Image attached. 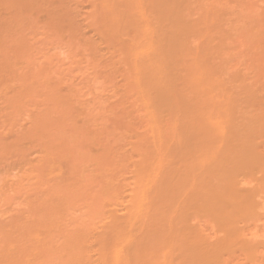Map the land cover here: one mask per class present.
<instances>
[{"label": "bare ground", "instance_id": "6f19581e", "mask_svg": "<svg viewBox=\"0 0 264 264\" xmlns=\"http://www.w3.org/2000/svg\"><path fill=\"white\" fill-rule=\"evenodd\" d=\"M104 1V3H105V0H103ZM103 1L101 0V2L100 1H98L99 3H100V5H101V7H100V14H104V13H106L107 15L109 14H111L112 15V12L110 13L109 12V10L111 11L112 9L113 10H115V11H117V13L115 12V14L116 15H118V16H115V14H114V12H113V17L112 16H107L106 14H104V16L102 17L100 14H98L99 16H100V18L101 19H99V16H97V18H98V21L100 22V24L102 23V24H104V26H107L106 25V22H108L107 24H108V29H111V31H113V30H115L114 32H115V34H116V36L118 35V32H119V28H118V30H117V27H114L113 28V26L117 23L118 24V26H119V24H120V26H121V30H124L125 29V27H128L129 25H127V26H124L125 24H129L130 22H131V18H133L132 17V15L134 16V14L136 15V16H134L135 18H133V21H135L136 20V23H137V21H138V23H137V28H138V24H142V22H143V24L142 25H140V27L137 29V31L135 30V28H136V25L135 24H133L134 26H135V28H133V27H130V29H133V33L134 34H136L137 36L133 39H131V37H133V33H131V35H130V33H128L127 34V30L129 31V27H128V29H126V33H125V35L127 34L128 35V37H129V39L128 38H126V36H125V38L126 39H123V37L124 36H122V38L121 37H118V38H121V40L119 41V39L117 40L118 41V43L120 42H122L123 40H125V41H132V42H122L123 44H126V46L125 45H123V46H125L126 47V51L128 52V55L129 54H133V57H134V59H133V57H132V59H131V57H130V59H131V62L133 61V64L132 63H129V61H128V67H125V70H124V68H121L122 70H124L126 73L129 71L130 73L131 72H133V73H131V77L133 76V79H131V78H128V77H130V75L128 76V75H125V73H124V71H123V73H122V75H125V77H124V79L126 78V81H125V83L124 84H126V82H128L127 84L129 85V83L131 82L132 84H134V86L136 87V89H135V91H136V94H137V96H138V98L135 96V97H133V96H129V93L131 94L132 92H133V90L131 89L130 91H129V93H128V91L126 92L125 91V95H126V93L128 94V96H129V98L131 97V100L133 99V98H137L140 102L138 103V100H137V104H141L139 107L143 110V111H141L142 113L143 112H145L144 114H146V116H144V117H147V119L145 118L144 119V121H146L145 123L147 124L146 126H144V127H147L146 129H148V131H150L149 132V134H151L152 133V136L151 137H153V138H150V135H149V138L150 139H148V137H147V139H148V141H150V143H154V145H152V146H156V151H151V152H155L154 154H156V156H157V154H158V158L156 157V156H154V154H151L150 153V149L148 150L147 148H149V142L148 141H146L147 142V144L145 145V146H147L148 145V147H146V149L145 148H141V149H145V150H147V151H149V153L148 154H151V157H152V155H153V157H155L157 160H154V162L156 163V164H154V163H151V161H150V159H152L153 160V158H150L148 161V166H147V164H141L140 162L138 163L137 161H135V162H137L136 164H138L137 166L139 167V164H141L140 165V167L141 168H145V166L144 165H146V168L148 167V169L150 168V166H151V164H154V166L152 165L151 166V168L149 169V170H140L141 172V175L142 176H140V178H141V180L139 181V183L142 181H144V179H143V177L145 178V176H146V173L145 172H147V176H149V177H147L146 176V182H144V183H146V186H145V188H144V190H142L143 188H141V186H144L142 183H141V185L139 184L138 185V183L137 182H133V180L135 181L136 180V178H134V176H133V171H134V169H133V171H130V170H128V171H130L131 173H132V176L133 177H131V179L133 178V180H132V182H127V180H126V182L128 183H126V184H124V185H129L130 183H135V184H137L138 186H140L139 188H138V186L136 185V186H134L133 184L130 186V189L132 190H130V192L128 191V193L129 194H127V195H130V193L131 192H133V186L134 187H137L138 188V190L137 189H135L134 191H139L138 192V194H136V193H134V194H136V196H138V197H136L135 195H133L132 193V198H133V200L135 201V205L133 204V201H132V198H127L128 200L129 199H131L130 201H132L131 203V205H130V207H132L134 210H132V208L130 209L129 208V206H126L125 207V205H124V208H127V210H128V212H132L129 216L128 215H126V217H125V219H127V217H130L129 218V221L128 220H126L127 221V223H128V227H127V223H125L126 225H125V227H127V228H124L123 226H122V228L121 227H119L120 226V224H122V223H124L125 221V219L123 220L121 217H119V220H120V218L123 220V222L120 220H118L117 219V217L118 216H120L119 215V213H118V215L116 214V209H118V208H120L121 207V205H118L117 206V208L115 209V210H113V211H115L114 213V215L112 216L111 214L110 215H108L109 213L108 212H105L104 210H105V208H104V210L101 208V207H103V206H101V204H103V203H105L104 201L106 200L104 197V201H102L103 203H101L100 204V206L98 205L99 204V202L98 201H100V198H97V196H96V198H97V202H98V206H96L95 204L97 203L95 200H96V198H95V196H91L90 198L91 199H93L94 198V201L92 200V202H95V203H92L93 205H94V207H93V209L94 210H92L90 207H92V205L89 203L90 202V200H89V206H86V204L87 203H84L83 201V205L85 204V207H87V209H86V211H90V210H88L89 208L93 211H91V214L92 213H94V212H97L98 213V211H100L99 212V215H97V213H96V215L94 216L93 214H92V217H93V219H98L99 218V216L102 214V215H104V216H106V214H107V216H109V217H112V218H114V217H116V218H114V219H117V222H116V220H114V219H112V221H114L115 223V225H117L116 227H118V228H116V229H118V230H114V228L113 229H111L112 231H114V235H116V237L113 235V234H111V232H109L108 231V233H110L111 235H113L114 236V239L116 240V238H118V236H120V239H119V241H117L116 240V242L115 243H112V241L114 240L112 237H111V242L109 241V238H110V234L109 235H107L106 234V230H108V229H103L104 228V226H103V228L102 227H100V228H102L101 229V231H105V233L103 232V233H101V234H106V237H108V238H106L111 244L110 245H113V246H111V249H113V250H111L110 252H112V251H114V252H112L113 253V255H112V253H110L111 255H112V260H111V256L109 257V260H110V262H108L107 261V259H108V251L110 250L107 246V240H105L104 241V239L103 238H100L101 239V241H102V239H103V241L104 242H106L107 244H103L104 242H102L101 243V246H102V248H104V245L109 249H107L108 251H106V252H108L107 254H103V253H101L102 251H103V249L101 248V246L99 245H95V247L97 248H99V249H94L95 251H97V252H99L100 251V254L99 253H97L96 252V254H99L98 256H96V257H98V259L100 260L101 258H102V256H104L103 257V259L104 258H107L106 259V261H107V264H226V262H224V261H226V258H224V260H223V257H227L228 256V253L229 254H232V253H234L235 254V251H237L236 253H237V255L240 253V251L242 250V252H243V254H244V256H245V259L244 260H246L247 262H248V264H250V261L252 260L254 263L253 264H255L257 261H256V259H258L259 261V263L261 264V263H263L264 264V260H263V262H261V260L259 259V258H257L256 256H259V255H261V256H259V257H261L262 259H264V257H263V255H262V253L261 254H257V252H256V250H257V248H258V253H259V247L261 246H263V245H261V243H259L258 242V244H257V242H256V240L258 241V239L257 238H259V237H261L262 236V238H259V239H262V240H264V230H261V229H264V227H261V224H263L264 222V220L262 219V218H264L263 217V215L264 214H262V218L260 217V215L257 217V216H254L253 214V212H250V213H253L252 215H251V219L252 218H256L257 217V221L258 222H261V223H257V221L256 220H250V224L252 223V221H253V223L252 224H254L253 226H254V229H255V227H261L260 228V231H259V229L258 230H255L256 231V234L258 235H256L255 233H254V229L251 227V226H248V225H250V224H248L249 222L248 221H246V220H249V218H248V216H247V213L246 212H248V209L250 208V210H251V206L253 207L254 205V203H256L257 204V202L258 203H261V201H262V199H264V198H262L263 196H264V181L262 180V179H264V176H262V179H261V176H260V178H258L260 181H263V182H261V184H262V186H261V184L259 185V186H257L259 183L258 182H256V183H258L257 185H255L256 183H253V178H252V174H253V171L256 169L257 171L259 170V174L261 173V175H264V161H263V163H262V159L263 158H261V157H263V155H261V153L263 154V151H262V147H261V144H263L264 143V140H262V139H264V102H263V100H264V97H263V100L259 103L258 101H256L257 99L260 101V98H262L261 96H262V94H264V92H261L262 94L260 95V93H259V95L260 96H258V97H260V98H257V93L255 92V89L257 88V90L256 91H258L259 89V87L261 86L262 87V90L261 91H263V87L264 86H262L263 84L262 83H264V79H262L264 76V71H261V67L263 66V68H264V61H263V63H262V65L260 66L259 64H261L260 63V61H262L263 59H261L259 56H257V59H258V57L260 58V60H258V63H255V64H258V66H259V70L261 71V76H263L262 78L260 77V76H258L257 74H259L260 73V71H256V72H258L257 74L255 73V75H257L258 77H256V79H258L259 77V79H262V81H260V83L262 84V85H259L260 83H259V81H257V80H254L256 83L258 82V84L256 85V84H254V85H256L255 87H254V85H252L253 87H251L250 85V87L248 86V81L245 83V79L247 80V78L246 77H244L243 78V75H242V77L240 76V75H238V73H240L241 71H239L238 70V68H241V66L240 67H238V64H239V62H241V64L240 65H244V64H246V63H248L249 61H250V57L248 58V56L245 58V60L246 61H248V62H246V63H242V61H241V58L238 60L239 62H237L238 64H236V63H232V64H234L233 66H231L230 67V64H229V62L230 61H228L227 62V60H228V58L229 59H233L234 57H236L237 55H234L235 53H236V51L238 50V48H236V50L234 51V47L235 46H233L232 44H226V41L225 40H223V41H225V46H228L227 48H230V46L232 45V48H233V50H231V48L230 49H227V52H228V50H229V52L230 51H233L234 52V54H233V52H232V54H233V56H230L229 57V55H227V53L225 54V51H226V49L223 47H220V49H219V46H221L219 43H218V40H216L215 42H216V45H214L213 44V41H212V37L215 35H213V33H210V31L211 30H209L210 28H213V26H216L217 25V27H219V24H218V22H220V17L222 16V15H220L219 13H218V8H220L221 6H219L218 7V5H217V7L218 8H216V4H215V2L214 1H212L211 3H210V0H209V2H208V4H207V6H205V4H204V6H205V9H208L209 8V10L208 11H210V13H208V11L207 12H204L205 14H203V12H202V14L205 16L207 13V16H208V19L211 17V23L209 22L210 20H208L207 19V16H206V19H205V17L204 18H202L201 16H202V14H201V12L199 13V14H201L200 16L198 15V17L200 18L201 17V19L202 20H204V21H201V19H199L198 21L196 20V23L195 22H191L190 20L192 19V21L194 20L193 18H188V19H190V20H184L185 19V15L183 16V14L181 13H177V14H179V15H182V17H179V15H176L177 17H175V15L173 16V14H175V12L177 11V12H179V10H182V9H180L179 8V6L178 7H176L177 9L174 11V8H173V6L172 5H175V3H176V1H174L175 3L174 4H172L171 6H172V8L169 6L171 3H173V2H171L172 0H131V1H129L127 4L128 5H125V7L124 8H126V6H127V9L125 10V12H124V15H122L123 13H121L120 15H119V11H121L120 9V7H118L119 5L118 4H121V3H123V0L121 1V0H117V5H113L112 3V5L111 4H108V1L106 0V7L107 8H105V4L103 3ZM111 0H109V2H110ZM114 1H116V0H112V2L113 3H115ZM118 1H121V3L119 2L118 3ZM182 1H184L185 2V0H182ZM194 1V0H193ZM200 1V0H199ZM201 1H203V0H201ZM200 1V2H201ZM205 1H207V0H205ZM218 1V0H217ZM125 2H126V0H125ZM177 2H180V5L181 4H183L184 2H182L181 3V0L179 1V0H177ZM189 2H190V0H189ZM195 2V1H194ZM197 2V1H196ZM214 2V3H213ZM98 3V4H99ZM170 3V4H169ZM185 3H187V2H185ZM184 3V4H185ZM203 3V2H202ZM202 3H201V5H202ZM205 3H207V2H205ZM219 3H221V2H219ZM218 3V4H219ZM97 4V5H98ZM102 4H103V7H102ZM125 4V3H124ZM123 4V5H124ZM177 4V3H176ZM179 4V3H178ZM177 4V5H178ZM183 4V6H185V5H187V4H185L184 5ZM189 4H192V3H189ZM189 4H188V6H189ZM210 4L212 5L211 7H210ZM215 4V5H214ZM109 5H110V7L111 6H115V7H109ZM209 5V6H208ZM120 8L119 10H118V8ZM120 6H122V4L120 5ZM182 6V5H181ZM183 6H182V8H183ZM194 6H195V4H194ZM193 6V7H194ZM215 6V7H214ZM110 9H109V8ZM191 7V6H190ZM195 7H197V3H196V6ZM208 7V8H207ZM213 7H214V9H213ZM107 10V9H109L108 11H106L105 9ZM116 8V9H115ZM123 8V9H124ZM102 9V10H101ZM104 9V10H103ZM189 9V8H188ZM193 8H191V11H193L192 10ZM197 9H198V7L196 8V11H197ZM210 9H213V10H210ZM217 9V10H216ZM102 11H104V12H102ZM184 11V10H183ZM188 11V10H187ZM190 11V9H189V13H193V12H191ZM203 11V10H202ZM205 11V10H204ZM211 11L212 12H214V14H212L211 13ZM102 12V13H101ZM109 12V13H108ZM123 12V11H122ZM181 12V11H180ZM188 12H186L185 11V14H187ZM219 12H221V9L219 10ZM129 13V14H128ZM132 13H134V14H132ZM184 13V12H183ZM188 13V14H189ZM218 14V17H219V21H218V17H217V14ZM125 14L127 15H131L130 16V22H127V23H123L121 20H123V21H126V20H128L127 18L126 19H124L125 17ZM196 14H198V13H196ZM222 14V13H221ZM127 15V16H128ZM210 15V16H209ZM216 15V17H217V20H215L216 18H214V16ZM226 14L223 12V16H225ZM234 15V14H233ZM126 16V17H127ZM95 17H96V15H95ZM108 17H112L111 19H108ZM124 17V18H123ZM136 17H137V19H138V17H139V19L137 20L136 19ZM189 17V16H188ZM232 17L233 16H231V20H232ZM236 17L237 16H234V18L236 19ZM239 17V16H238ZM237 17V18H238ZM102 18L103 19H107V21L106 20H102ZM186 18H187V15H186ZM224 18V17H223ZM223 18H221L222 19V21L224 20ZM226 18V17H225ZM229 18V17H228ZM142 21H141V20ZM198 19V18H197ZM103 22H105V23H103ZM111 22H109V21ZM140 20V21H139ZM230 20V19H229ZM228 20V21H229ZM246 20H247V22H249V21H251V20H248V19H245V22H246ZM121 21V22H120ZM201 21V22H200ZM217 23H215V22ZM120 22V23H119ZM139 22H141V23H139ZM158 22H168V28L167 29H165V31L163 32V31H161L160 30V28L161 27H163V25H165V26H167L166 24H161L160 23V25H162L161 27H157L158 26ZM214 22V23H213ZM225 22V21H224ZM226 22H227V20H226ZM242 22H244V19H243V21ZM121 23H123V26L121 25ZM132 23V22H131ZM135 23V22H134ZM221 23V22H220ZM101 24V25H102ZM111 24L113 25L112 26V28H111ZM117 24L115 25V26H117ZM157 24V25H156ZM209 24L210 25H213V24H216V25H213V26H211L210 28H209ZM223 24V23H222ZM251 25L253 24L252 22L250 23ZM262 24V23H261ZM260 24V26H262ZM132 25V26H133ZM221 25V24H220ZM232 25V24H231ZM254 25V24H253ZM259 25V24H258ZM119 26V27H120ZM130 26H131V24H130ZM164 26V27H165ZM222 26H224V25H222ZM234 26H237V25H234ZM240 26V25H239ZM255 26H256V24H255ZM255 26H253V28L255 27ZM124 27V28H123ZM163 27V28H164ZM216 27V28H217ZM229 27H231V26H229ZM263 27H264V25H263ZM102 28V27H101ZM123 28V29H122ZM226 28H228V25H227V27ZM236 28V27H235ZM237 28H239V27H237ZM258 28H259V26H258ZM262 28V27H261ZM108 29H106L105 28V30L107 31ZM215 29V28H214ZM214 29H212V32H213V30ZM220 29L221 30H223L224 28H218V29H215V33H216V31L218 30V35L220 34V32L222 33V32H226V30H224V31H220ZM232 29V27L230 28V30ZM234 29V28H233ZM232 29V31L234 32V30ZM243 29H245V30H243ZM249 29H251V28H248L247 29V32H246V37L248 38V40H249V37H250V33H252V31L250 32L249 31ZM105 30H103V32H101V29L99 30V37H100V34H101V40H102V42H103V40H106L105 38H102V36H104L105 34H106V31ZM120 30V31H121ZM134 30H135V32H134ZM230 30H228L229 32H231ZM242 30L243 31H246V28H242ZM255 30V33H257V35H261L259 32H261L262 33V35L264 34L261 30H258L259 32H257V30L256 29H254ZM262 30H264V28L262 29ZM117 31V32H116ZM192 31L194 32L195 31V33H196V31H197V34H198V37L200 38L199 39V41L197 40V39H191L192 38V35H197V34H193L192 33ZM220 31V32H219ZM227 31V32H228ZM235 31H236V29H235ZM101 32V33H100ZM104 32H105V34H104ZM130 32V31H129ZM137 32V33H136ZM241 32V37L242 36H244V33L242 34V31H240ZM248 32H250V33H248ZM103 33V34H102ZM192 33V34H191ZM235 33V32H234ZM259 33V34H258ZM109 33H107L106 34V36L108 35ZM191 34V35H190ZM213 35L212 37L210 36L209 37V35ZM225 34V33H224ZM230 34H232V33H230ZM74 35V34H73ZM110 35V34H109ZM131 37H130V36ZM217 35V34H216ZM214 36V39L218 36ZM228 37L230 36L229 34H226ZM238 35V36H239ZM248 35V36H247ZM261 35V36H262ZM75 36V35H74ZM73 36V37H74ZM119 36V35H118ZM191 36V37H190ZM194 36V37H195ZM220 36V35H219ZM226 36V37H227ZM261 36L259 37L260 38V40H261V45H262V41H263V37H264V35H263V37H262V39H261ZM105 37V36H104ZM110 37V36H109ZM109 37H106V38H108V42H107V40L105 41V43H109ZM190 37V38H189ZM197 37V36H196ZM195 37V38H196ZM222 37H223V34H222ZM227 37V39H229ZM231 37H233V36H231ZM246 37H242L243 38V43L245 44V39H247ZM253 37H257V36H253ZM76 39L78 38V37H75ZM115 38V37H114ZM113 38V39H114ZM211 38V39H210ZM221 38V37H220ZM219 38V39H220ZM225 38V37H224ZM242 38H240V40L242 39ZM250 38H252V36L250 37ZM115 39H117V37L115 38ZM189 39H191V40H189ZM213 39V40H214ZM217 39V38H216ZM223 38H221V40H222ZM226 39V40H227ZM80 40H82V37H80ZM79 40V41H80ZM111 40V39H110ZM196 40L198 41V42H196ZM220 40V41H221ZM252 40H253V38H252ZM76 41H78V39L76 40ZM84 41H86L87 42V40H82V44L79 42L78 44L79 45H86V42H84ZM114 40H111V42H113ZM223 41H221V42H223ZM250 41V40H249ZM89 42V41H88ZM220 42V43H221ZM240 42H242V41H240ZM251 42V41H250ZM257 42H260L259 40H257L255 43H257ZM0 43H1V40H0ZM117 43V44H118ZM129 43L130 44H132V46H134L135 48H130L129 47V49H127L128 48V46H130L129 45ZM218 43V44H217ZM89 44H91V46L90 47H92V48H90V47H88L89 48V52H90V49H92L91 51H94V52H96V47L95 46H97V45H94L93 43H91V42H89ZM102 44V43H101ZM107 44H106V46L104 45V43H103V45H104V47H107ZM111 44V46H112V43H110ZM114 44V43H113ZM242 44V43H241ZM243 44V46H245L246 44H248V42L244 45ZM257 44H260V43H257ZM255 45L254 44V46H261V45ZM78 45V46H79ZM115 45H116V43H115ZM114 45V46H115ZM252 46L253 44H250L249 43V46ZM78 46H77V48H78ZM89 46V45H88ZM98 46H100V45H98ZM111 46H109L108 45V49H106L107 50V53L109 52V53H113V51H115L116 49H119L120 47H122V50H120L119 49V51H120V53H121V55H124V54H122V53H124V52H126L124 49H123V46H121V45H119L118 46V48H115V47H111ZM218 46V47H217ZM241 46V45H240ZM248 45L245 47V48H247V47H249ZM249 47V48H252V47ZM81 47V46H80ZM85 47V46H84ZM83 47V48H84ZM103 47V48H104ZM109 47H110V49H109ZM88 48H87V50H88ZM95 48V49H94ZM99 48L100 47H98L97 49H98V53H99ZM115 48V50H113V49ZM222 48V49H221ZM244 48V47H243ZM253 48H256L257 49V47H253ZM262 48V47H261ZM260 48V49H261ZM264 48V47H263ZM100 49H102V48H100ZM131 49V50H130ZM132 49H133V51L134 52H129V50L130 51H132ZM223 49H225V51L223 50ZM256 49H254V50H256ZM22 50V49H21ZM20 49H19V51H17L15 54H17L18 52H19V54H21L20 53V51H21ZM85 50V49H84ZM83 50V51H84ZM86 50V51H87ZM110 50H112V52L110 51ZM223 50V51H222ZM251 50V49H250ZM77 51V50H76ZM85 51V54L86 53H88V52H86ZM102 51H104V50H102ZM223 53V55H222V53ZM251 51H253V50H251ZM251 51H250V53H251ZM260 51V50H259ZM264 51V50H263ZM78 52H79V50H78ZM77 52V53H78ZM80 52L83 54V52L81 51V49H80ZM79 52V55L81 54ZM93 52V53H94ZM96 52V53H97ZM238 52V51H237ZM257 52V51H256ZM22 53H23V51H22ZM24 53H26V51H24ZM93 53H88V54H90L91 55V57H95L94 59H92V60H98L96 57V54L94 55ZM98 53H97V55H98ZM108 53V54H109ZM120 53H118V56H121L120 55ZM231 53V52H230ZM259 53V52H258ZM7 54V53H6ZM6 54H3L4 56H6ZM87 54V55H88ZM232 54H230V55H232ZM236 54H238V53H236ZM253 54V53H252ZM250 55L249 54V56H252L251 58H253V55L255 56L253 59H255L256 58V55H258V54H256L255 52H254V54L253 55ZM256 54V55H255ZM261 54V53H260ZM262 54H263V52H262ZM0 55H2V54H0ZM14 55V54H13ZM18 55V54H17ZM27 55V54H26ZM45 55V54H44ZM44 55H43V57H44ZM77 55V54H76ZM78 55V56H79ZM89 55V56H90ZM93 55V56H92ZM102 55V56H101ZM116 55H117V53H116ZM116 55L114 54V59H113V55L111 54V58L109 57L107 60H109V61H114L115 60V58H116ZM224 55L227 57H224ZM264 55V54H263ZM18 56H20V55H18ZM22 56V55H21ZM20 56V57H21ZM46 56V55H45ZM82 56H84V55H81V58H82ZM99 56H101V57H103V53H100V55ZM109 56H110V54H109ZM130 56V55H129ZM239 56V55H238ZM241 56V55H240ZM7 57V56H6ZM10 57V56H9ZM15 57V56H14ZM17 57V56H16ZM23 57H25L24 56V54H23ZM47 57L48 56H46L45 58L47 59ZM77 57V56H76ZM74 58L75 59V62H78L79 61V58H78V61H76V59L77 58ZM88 57V56H87ZM243 57V61H245L244 60V56H242ZM264 57V56H263ZM19 58V57H18ZM22 58V57H21ZM21 58H20V60H21ZM26 58V60L28 59L27 57H25ZM80 58V59H81ZM84 59H87L85 56L83 57ZM100 58V57H99ZM122 59L124 58V56H122L121 57ZM126 58H128V57H126ZM236 58H239V57H236ZM235 58V61H237V59ZM1 59H3V58H1ZM0 59V60H1ZM11 59V58H10ZM9 59V60H10ZM14 59H16V58H12V60L10 61V63L14 60ZM111 59V60H110ZM117 59V58H116ZM231 59V60H232ZM18 60V62H19V59H17ZM30 59H28L27 61H29ZM91 60V61H92ZM126 61L128 60V59H125ZM234 60V59H233ZM232 60V61H233ZM252 60V59H251ZM3 61H5V59H3ZM6 61H8V59H6ZM16 61V60H15ZM14 61V62H15ZM27 61H25L24 59H23V62L22 63H24V64H26L27 63ZM32 61V60H31ZM31 61H29L28 62V64H26V67L29 65L30 66V63H32ZM42 61H43V59H42ZM88 61V60H87ZM90 61V63H92ZM96 61H94V62H96ZM118 61H120V57H119V59H118ZM117 60H115L114 62H112V63H116V62H118ZM253 62H254V60H252ZM0 62H2V60L0 61ZM14 62H12V64L10 65V63H7V65H10L11 67H7L6 68V71H4V74H5V72H6V75L7 74H9L11 71H14V68L16 67V65L15 66H13L14 64ZM17 62V63H18ZM39 62H41V60H39L38 61V63L37 64H39ZM93 62V63H94ZM253 62H251V65H254V64H252ZM255 62H257L256 60H255ZM46 63H47V60H46V62H45V65L43 66L44 67V69H45V66H46ZM97 63V62H96ZM111 63V62H110ZM122 63H124V59H123V61L121 62V66H122ZM15 64H16V62H15ZM20 62H19V64H18V66L20 67ZM33 64V63H32ZM35 64V66H36V62L34 63ZM44 64V63H43ZM133 65V66H131V70H133V71H130V65ZM231 64V65H232ZM249 65H250V63H248ZM0 65L1 66H3V65H5V64H3V63H0ZM6 65V66H7ZM21 65H23V64H21ZM40 65V64H39ZM41 65H42V63H41ZM236 65V66H235ZM248 65V66H249ZM250 65V66H251ZM12 66L14 67V68H12ZM120 66V67H121ZM236 67L237 68V70H238V72H237V74H235V72L234 71H237L236 70V68H233V67ZM249 66V68H251ZM257 66V65H256ZM255 66V67H256ZM257 66V67H258ZM5 67V66H4ZM23 67H24V65H23ZM37 67V66H36ZM36 67H33L32 66V69L33 68H35L36 69ZM40 67V66H39ZM38 67V68H39ZM46 67H48L47 69H52V67L51 66H49V65H47ZM49 67H51V68H49ZM119 67V68H120ZM124 67V66H123ZM244 67V66H243ZM255 67H254V69H255ZM8 68H12V70H9V72H8ZM119 68H116V70H118ZM129 69L128 71H127V69ZM234 69V71L232 72L231 71V69ZM248 68V67H247ZM247 68L246 69H241L242 71H246L247 70ZM248 68V69H249ZM262 68V69H263ZM1 69V71L3 70L2 68H0ZM20 69H21V67H20ZM27 69H28V71L29 70H31V69H29L28 67H27ZM43 69V70H44ZM252 69V68H251ZM250 69V70H251ZM258 69V68H257ZM17 70V69H16ZM25 70V69H24ZM23 70V71H24ZM47 71V70H45V72L43 71L42 73L44 74H47V72H51V70L50 71ZM52 70H54V67H53V69ZM115 70V69H114ZM114 70H112V72L114 73ZM121 70V71H122ZM264 70V69H263ZM0 71V74L2 75V73H3V71L1 72ZM19 71V70H18ZM18 71H17V73H18ZM22 71V70H21ZM28 71L26 72V71H24V72H26V73H28ZM36 71V70H35ZM47 71V72H46ZM95 71V70H94ZM93 71V72H94ZM120 71V70H119ZM254 71V70H253ZM253 71H251L252 72V74H253ZM16 72V71H15ZM31 72H32V70H31ZM39 72V71H38ZM115 72H117V71H115ZM128 72V73H129ZM11 73H12V81L10 80V78L9 77H7V76H11ZM10 73V75H5V77H6V80H7V82L5 83V80H3L4 82L2 83V85L4 84L5 85V87H6V85H9V84H7V83H11L12 82V84H13V81H16L15 79H14V76L15 75H17V73L15 74V73H13V72H11ZM52 73H53V71H52ZM119 73H121V72H119ZM247 73H250L249 72V70H248V72H246V73H244V75H246ZM15 74V75H14ZM1 75H0V77H1ZM22 75H23V72H22ZM28 75V77H29V74H27ZM31 75V74H30ZM40 75L41 74H38L37 73V76H36V74H34L33 75V77H29L28 79H30V78H33V79H36L37 78V82H39V80L38 79H40L39 77H40ZM50 75H51V73H50ZM49 75V76H50ZM95 75V74H94ZM93 75V73H92V76L93 77H95ZM110 75H111V73H109V75L107 74L106 75V77L107 78H109L108 79V81L110 80ZM249 75V74H248ZM255 75H254V77H255ZM24 76V75H23ZM22 76V77H23ZM25 76H26V74H25ZM24 76V77H25ZM32 76V75H31ZM34 76L36 77V78H34ZM42 76V75H41ZM109 76V77H108ZM121 76V75H120ZM127 76V77H126ZM4 77V78H5ZM21 77V76H20ZM19 77V78H20ZM23 77V78H24ZM43 77H44V75H43ZM42 77V78H43ZM92 77V78H93ZM247 77H249V79H250V82L249 83H252V82H254V81H252V79L250 78V77H252L253 78V75L251 76V74H250V76H247ZM2 78H3V76H2ZM9 79V81H8V79ZM16 78V77H15ZM18 78V79H19ZM46 77H44L43 79H45ZM96 78V77H95ZM127 78H128V80L129 79H131V80H127ZM17 79V80H18ZM32 79V80H33ZM47 79V78H46ZM50 79V78H49ZM248 79V80H249ZM25 80V79H24ZM42 80V79H41ZM51 80H52V78H51ZM61 80V79H60ZM60 80H58V82H56L55 80H54V82H52V84H51V86L53 85V84H55L54 86H52V88H54L56 91H58L57 89H61L60 87H59V81ZM94 79H92V81H93ZM101 80H103V81H99L98 80V78L97 79H95V81H97V83L95 82L94 84L96 85V84H100V83H103L104 81H106V80H104V78L103 79H101ZM132 80H133V82H132ZM0 81H1V78H0ZM21 81V80H20ZM31 81V80H30ZM30 81H29V83H30ZM35 81V80H34ZM32 82L31 81V83H36V86L38 85L37 84V82ZM46 81V80H45ZM48 81V80H47ZM50 81V80H49ZM49 81H48V84H50L49 83ZM63 81H64V79H63ZM62 80H61V82H63ZM122 81H123V78H122ZM123 81V82H124ZM252 81V82H251ZM22 82V81H21ZM24 82V81H23ZM27 82H28V80H27ZM41 82V84H42V81H40ZM39 82V83H40ZM56 82V83H55ZM99 82V83H98ZM43 83H44V81H43ZM45 83H47V82H45ZM18 83H16L15 85H17ZM25 84V83H24ZM27 84V83H26ZM56 84H58V86H56ZM91 84V83H90ZM92 84H93V82H92ZM126 84V85H127ZM2 85H0V87L2 88ZM15 85H14V87H15ZM23 85V84H22ZM32 85V84H31ZM31 85L30 86H28V87H30V92L29 93H31V91H32V93H33V90H35L36 88H35V85H34V88L35 89H33L32 88V90H31ZM88 85H89V83H88ZM126 86V87H129V86ZM259 85V86H258ZM10 86V85H9ZM25 86H27V85H25ZM33 86V85H32ZM41 87H42V89H43V86L42 85H40ZM55 86L57 87V88H55ZM86 86V85H85ZM130 86H131V84H130ZM4 87V86H3ZM4 87V88H5ZM27 87V88H28ZM46 87V86H45ZM73 86H71V88H72ZM84 87V86H83ZM82 87V88H83ZM89 87V86H88ZM96 87H97V85L95 86V89H96ZM133 87V86H132ZM134 87V88H135ZM8 88V86L6 87V89ZM10 88V87H9ZM12 88V87H11ZM16 89H17V86L15 87ZM21 88H22V86H21ZM47 88V90L46 91H49L51 88L50 87H46ZM48 88H49V90H48ZM74 88V87H73ZM81 88V89H82ZM85 88V87H84ZM83 88V90L84 91H86V89H91V88H85L84 89ZM98 88V87H97ZM3 89V88H2ZM23 89V88H22ZM39 89H41V88H39ZM41 89V90H42ZM53 89V90H54ZM75 89V88H74ZM73 89V90H74ZM80 90V88H77V90ZM126 89V88H125ZM130 89V88H129ZM261 89V88H260ZM9 89H7V91H8ZM12 90V89H11ZM26 90H28V89H26ZM37 90H38V88H37ZM41 90H38V91H41ZM94 90V89H93ZM92 90V91H93ZM96 90H98V89H96ZM96 90H94V91H96ZM7 91L5 90H3L0 94H3V92L4 93H7ZM10 91V90H9ZM14 91H16V90H14ZM25 91V90H24ZM51 91V90H50ZM61 91V90H60ZM65 91V93H66V90H64ZM83 91V92H84ZM92 91H90L89 92V90L87 91V92H89L90 94H91V92ZM134 91V92H135ZM260 91V90H259ZM18 92H21V90L19 91V89H18ZM26 92V91H25ZM25 92H23V90H22V93H24V94H26ZM37 92V91H36ZM42 92H43V90H42ZM41 92V93H42ZM67 92H69V94H67V95H70V91L68 90ZM73 92V91H72ZM81 92H82V90H81ZM87 92H85L86 94H87ZM11 93H12V91H11ZM22 93H19L20 94V96H21V94ZM39 93V92H38ZM41 93H40V96L42 97V95H41ZM47 92H45V94H46ZM49 93V92H48ZM47 93V95H48V97L49 96H51V95H49ZM55 93V95H53ZM78 93V92H77ZM77 93H75V91H74V94L77 96ZM8 94H10L9 92H8ZM8 94H5V95H8ZM19 94H17V92H16V95L18 96ZM34 94H36V93H34ZM56 92L54 91V92H52V98L51 99H53V97H54V99H53V103H54V101H55V105L57 104H59L58 106L56 105V108H58V110L59 111H61L62 112V110H60L59 108H60V105H62L63 106V104L66 106V108L68 107V109H66V111H68V112H70V110H71V112H73L74 111V103L73 102H76V99L78 98V99H80L79 97L82 95V93H81V95L80 96H77V98L76 97H74L73 95H72V93H71V95L74 97V99H75V101H73L72 100V98L70 97V96H66L64 93H63V90L61 91V93L60 92H58V94H60V95H57L56 96ZM63 96H62V95ZM95 94V92L93 93V95ZM96 94H97V91H96ZM95 94V95H96ZM133 94V93H132ZM239 94H241V96L239 97ZM244 94V96H242ZM15 95V93H13V95H11V96H14ZM15 95V96H16ZM23 95V94H22ZM30 95V94H29ZM31 95H33V94H31ZM88 95L89 94H87V97H88ZM92 95V94H91ZM94 95V96H95ZM135 95V94H134ZM246 95V96H245ZM11 96H9V97H11ZM14 96V97H15ZM15 97V98H18V97ZM25 96V95H24ZM37 96V95H36ZM44 96V95H43ZM62 96V97H61ZM64 96H66L67 98H64ZM96 96H98V95H96ZM127 96V95H126ZM1 97V96H0ZM4 97V95H2V98ZM8 97V96H7ZM22 97V96H21ZM38 97H39V94H38ZM56 97V98H55ZM82 97V96H81ZM244 97V98H243ZM246 97V98H245ZM26 98H27V96H26ZM32 98V97H31ZM37 97H35V99H36ZM59 98H62V99H59ZM69 98V99H68ZM247 98H248V100H250L249 102H248V100H247ZM255 98H257V99H255ZM8 99L9 98H7V101H8ZM10 99H12V98H10ZM9 99V100H10ZM18 99H22L23 100V98H18ZM43 101H45V103H46V98L45 97H43ZM48 99V98H47ZM56 99V100H55ZM57 99H59V100H57ZM64 99V100H63ZM82 99V98H81ZM80 99V100H81ZM89 99H91V98H89ZM88 99V100H89ZM95 99V98H94ZM6 100V98L4 99V100H2V102L3 101H5ZM12 100H14V99H12ZM17 100V99H16ZM30 101H31V99H29ZM33 100V99H32ZM40 100H41V98H40ZM68 101L67 103H65V101ZM71 100H72V102H71ZM88 100H87V102H88ZM93 100V99H92ZM122 100L123 99H121L119 102L121 103L122 102ZM125 100V99H124ZM124 100H123V102H124ZM20 101V100H19ZM23 101H25V100H23ZM26 101L28 102V99H26ZM25 101V102H26ZM50 101V100H49ZM57 101V102H56ZM79 101V100H78ZM82 101H84V99H82ZM81 101V102H82ZM85 101H86V98H85ZM84 101V103H87V102H85ZM95 101V100H94ZM136 101V100H135ZM25 102H23V103H25ZM33 102V101H32ZM36 102V101H35ZM38 102V101H37ZM37 102H36V104H37ZM71 102V103H70ZM90 102V101H89ZM92 102V101H91ZM122 102V103H123ZM263 102V103H262ZM10 103V101L8 102V104ZM21 102H19V104H20ZM22 103V104H23ZM30 104H31V102H29ZM40 103H42V102H40ZM40 103H39V106H40ZM45 103H43V104H41V105H44ZM61 103H63V104H61ZM70 103V104H69ZM73 103V104H72ZM95 103V105H96V107H97V101H95L94 102ZM100 103V102H99ZM117 103V102H116ZM120 103H118V105L120 104ZM5 104V103H4ZM14 104H16V103H13V106H15ZM18 104V103H17ZM28 104V103H27ZM27 104L23 107V111L25 112V110H24V108H26V106H27ZM33 104H34V102H33ZM33 104H32V106H33ZM48 104H50V103H48ZM68 104V105H67ZM75 104H77V106H78V103L76 102ZM81 104V103H80ZM79 104V105H80ZM91 104V103H90ZM92 104H93V102H92ZM102 104V103H101ZM131 104H135V105H137L135 102L133 103V102H131ZM1 105H2V103H1ZM46 106H47V104H45ZM51 105H52V103H51ZM82 105H84V104H82ZM88 105V104H87ZM100 105V104H99ZM116 106V109H115V106L114 107H111V109H115V110H113V111H117V109H118V107L120 106V108L121 107H123V105L124 104H120L119 106ZM135 105H131V106H135ZM2 106H4V105H2ZM1 106V107H2ZM8 106V105H7ZM12 106V102H11V104H10V106L8 107V108H10L11 109V107H13ZM19 106V105H18ZM38 106V105H37ZM38 106V110H37V113H38V111H39V113L38 114H40V111L43 113L44 111H42V110H40L39 107ZM50 106V105H49ZM61 106V107H62ZM65 106H63L62 108H64V110H65ZM71 106H73V107H71ZM75 107L76 108V110H77V113H78V111H79V109H80V111H79V113H80V115L79 114H76V111H74L75 113H74V115H73V113H72V115L73 116H75V117H72L71 116V112L69 113L70 115H69V117H67L66 119H70V122H71V124L72 125H74L76 122H75V119H77V116H81V119H79V121H82L83 122V119H82V111H81V109H83L84 107H86V106H84V107ZM94 106V105H93ZM93 106H91V107H93ZM138 106V105H137ZM136 106V107H137ZM6 107V106H5ZM5 107H4V110H5ZM20 107H21V105H20ZM28 107H30V105L28 104ZM36 107V106H35ZM52 107H54V104H53V106ZM88 107H90L89 105H88ZM91 107H90V111L92 110L91 109ZM96 107L94 108L93 107V109H96ZM106 106H104V108H105ZM110 107L108 108H106V109H110ZM125 107H129V106H126L125 105ZM136 107H135V113L137 112V111H140V110H136ZM139 107H137L138 109H139ZM18 108V107H17ZM16 108V109H17ZM31 108V107H30ZM33 108V107H32ZM42 108V107H41ZM43 108H44V106H43ZM48 108V107H47ZM46 108V109H47ZM51 107H49V109H50ZM55 108V107H54ZM61 108V109H62ZM72 108H73V110H72ZM101 108H103L102 106H101ZM131 108H133L134 109V107H131ZM2 108H0V110H1ZM8 110V112L9 111H11V110ZM13 109V108H12ZM29 109V108H28ZM99 109H100V107H99ZM106 109L104 110V112L105 113H112V114H115V117H116V113L114 112H110V111H108V112H106ZM122 109H124V107L122 108ZM125 109H127V108H125ZM125 109L124 110H121V109H119V110H121L120 112L121 113H119L118 111V113L120 114V115H118V113H117V115L119 116V117H122V111H124V114H126L127 113V111L129 110V108L125 111ZM133 109L131 110V112L133 111ZM13 110H15V108L13 109ZM21 110V109H20ZM53 110V109H52ZM58 110H55L57 113H59L58 112ZM84 110H85V108H84ZM83 110V111H84ZM87 110V109H86ZM85 110V111H86ZM97 110H98V108H97ZM129 110V111H130ZM2 111V110H1ZM33 111H35V108H33ZM48 112H49V110H47ZM50 111H51V109H50ZM54 111V110H53ZM89 111V112H90ZM100 111H102V109H100ZM100 111H99V113H100ZM128 111V112H129ZM5 112H6V110H5ZM13 113H18L19 114V112L17 111H12ZM29 111H26L25 113V116L27 115V113H28ZM36 112V111H35ZM56 112H50V114L49 113H46L45 112V114L47 115L48 114V117L46 116H39L40 118H44L45 117V119H46V121L48 122V123H53V122H56V127L58 128V125H62V123H61V121H59L61 124H59L58 123V121H57V119H56V121H55V118H57V117H55V115L57 114ZM63 112H65V111H63ZM98 112V111H97ZM126 112V113H125ZM7 113V112H6ZM6 113H4L3 114V111H2V114H1V112H0V114H1V116L2 115H6L5 116V121H7V119L9 118H11V117H8V113L6 114ZM10 114H11V112H9ZM12 113V114H13ZM21 113V112H20ZM30 113V112H29ZM29 113H28V115H29ZM32 113V112H31ZM51 113L53 114V113H56L55 115H51ZM93 113H95V112H93ZM140 112H138V114H139ZM33 114V113H32ZM35 114V113H34ZM61 114V113H60ZM65 114H67L66 112H65ZM83 114H84V112H83ZM88 114H90V113H88ZM101 114H103L102 112L100 113V115ZM106 115V114H104L106 117L105 118H107L108 117V119H109V116H112V115ZM123 114V115H124ZM130 114V113H129ZM129 114L127 113L126 115H127V118L129 119V122L130 121H132V119L134 118V114H133V112H132V116H133V118L132 119H130L129 117H132L131 116V114H130V116H129ZM15 115H17V114H15ZM20 115V114H19ZM22 115H23V112H22ZM37 115V114H36ZM91 115H94V114H92L91 113ZM96 115V114H95ZM95 115H94V117H95ZM100 115H96V117L97 116H100ZM136 115V114H135ZM10 116V115H9ZM21 116V115H20ZM37 116V117H38ZM51 116V117H50ZM52 116H54V117H52ZM61 116H64V113H63V115H60V118L59 119H62L61 118ZM87 116V115H86ZM85 116V117H86ZM103 116V115H102ZM114 116V115H113ZM125 116V115H124ZM137 117L136 118H134L135 119V122L133 123V124H135V123H138V122H140V119H139V121H137L136 122V119L137 118H141V119H143L142 117H141V114H140V116L138 117V115H136ZM143 116V115H142ZM13 117H14V115H13ZM16 117H18V115L16 116ZM16 117H15V119H16ZM23 117V119L25 118L24 116H22ZM27 117V116H26ZM32 117V116H31ZM34 117H35V115L33 116V122H34V124H33V127H35L36 128V124L35 123H38V122H35V119H36V117H35V119H34ZM39 117H38V119H36V121H40V119H39ZM59 117V116H58ZM65 117V116H64ZM63 117V118H64ZM85 117H83V118H85ZM94 117H92V118H94ZM96 117L94 118L95 119V122H96ZM4 118V117H3ZM28 118H30V116L28 117ZM50 118V119H49ZM73 118V119H72ZM75 118V119H74ZM88 122L87 123H89V119H90V117H89V115H88ZM100 118H102V117H100ZM122 118H124V117H122ZM121 118V119H122ZM126 118V117H125ZM125 119V121H123V122H125V124H127L126 126H124L123 124H120V123H122L121 122V119H119V121H120V123L119 122H117L118 124H120V125H122L121 126V128L119 129L118 127H119V125L116 123V126L118 125V127H116V128H118L121 132L122 131H124V129L125 128H123V130H122V127H128L129 126V124L130 123H127V121H128V119ZM13 119V118H12ZM19 119V118H18ZM21 119L22 118H20V121H21ZM23 119H22V122H21V124H19L20 123V121L18 122V124L22 127V123L23 122H26L27 121V118H25L26 119V121H25V119H24V121H23ZM51 119H54V121L52 122L51 121ZM65 119V118H64ZM71 119H72V121L73 122H75V123H73L72 121H71ZM94 119H93V121H94ZM97 119H99V118H97ZM110 119H112V117H110ZM110 119H109V121H110ZM134 119H133V121H134ZM3 121H4V119H3ZM28 121H29V119H28ZM30 121H31V119H30ZM41 121H43V119H41ZM39 122L38 123V125H40V123H41V126H37V127H42L43 125H45L46 123H43V122ZM105 123H106V125H107V128H108V125H110L109 127H110V129L112 128L111 127V124H113L112 123V121L113 122H115V121H118V117L115 119V121H114V119H112V121H110V123L109 124H107V119H105ZM1 122H2V119H1ZM7 122H10V121H7ZM13 122H14V119H13ZM63 122V121H62ZM65 122V121H64ZM64 122H63V124H64ZM77 123V124H75V126L74 127H77L78 125V131H79V129L81 128L80 126L83 124V126H84V124H85V122L84 123ZM98 122H100V121H98ZM101 122H102V119H101ZM6 123V122H5ZM32 123V122H31ZM42 123H43V125H42ZM48 123L46 124V125H48ZM86 123V124H87ZM91 123H94V122H91ZM142 123H143V121H142ZM142 123H140V124H142ZM3 124V123H2ZM8 124V123H7ZM10 124H13L12 122L10 123ZM16 124V123H15ZM54 124V123H53ZM67 125H62V127L63 126H68V124L69 125H71L69 122L68 123H66ZM86 124H85V126H86ZM98 124V123H97ZM97 124H96V126H97ZM101 124V123H100ZM132 124V125H133ZM24 125V124H23ZM26 125V124H25ZM36 125V126H35ZM46 125H45V127H46ZM50 125V124H49ZM77 125V126H76ZM88 125H90V124H88ZM106 125H104V126H106ZM130 126V128H138L139 126L138 125H136V127H134L135 125H133V126ZM143 125V124H142ZM1 126V125H0ZM4 125H2V127H3ZM10 126V125H9ZM14 125H12V127H13ZM17 127H19L18 125H16ZM30 126H32V124H30ZM51 126H53V125H51ZM99 126V125H98ZM97 126V127H98ZM101 126V125H100ZM6 127V126H5ZM24 127V126H23ZM72 127V126H71ZM74 127H72V129L74 128ZM92 127H93V125H92ZM95 127V126H94ZM101 127H103V126H101ZM114 127V129L118 132L119 130L118 129H116ZM26 128V127H25ZM27 128H28V126H27ZM39 128V129H40ZM43 128V127H42ZM61 128V127H60ZM59 128V129H60ZM86 127H84V128H82L83 130L85 129ZM89 128V129H88ZM91 127L89 126H87V130H88V132L91 130L90 129ZM99 128V127H98ZM104 128V127H103ZM102 128V129H103ZM129 128V127H128ZM133 128L131 129V130H128V129H126L127 131H124L122 134H120L121 136H125V137H127V135L130 133L129 131H131V133H133ZM139 128H142V127H139ZM138 128V129H139ZM10 129V128H9ZM48 127H47V130L46 129H42V133H43V130H46L47 132H48ZM52 129V128H51ZM53 129H54V126H53ZM62 130H66L65 128L63 129V128H61ZM60 129V130H61ZM71 129V130H72ZM75 129V128H74ZM85 129V130H86ZM99 129H101V128H99ZM102 129H101V132H102ZM137 129V130H138ZM150 129V130H149ZM8 130V129H7ZM28 130H30V128L29 129H27V131H25V133L26 132H29ZM35 130V129H34ZM37 130H38V128H37ZM37 130H35V131H37ZM50 130V129H49ZM59 130V132L60 133H62L63 132V134L65 133L64 131H60ZM67 130H69V129H67ZM83 130H82V134H83ZM84 130V132H86ZM105 130H106V128H105ZM105 130H103L104 132H105ZM113 130V129H112ZM140 130H142L141 132H144L143 130H145V128L144 129H140ZM35 131L33 132V133H35ZM45 131V132H46ZM55 131V133L53 132V130H51L50 132L51 133H48V135H50V134H52V137H53V139L56 141H54L56 144H57V146H58V148H57V146L55 145V143L53 142V139H51V138H49V141H50V143H52V144H49V142L47 141V140H45L46 141V143H48L47 145H45L46 143H45V141L43 140V139H41L40 138V140H42V142H43V144H44V146L42 147V148H44L45 147V149L47 150V149H49V150H45L44 149V152H42L41 154H42V157L41 158H46V160H48V159H50V160H48L49 162H47V161H45L44 160V158L41 160V162L42 161H44V162H47V163H45V164H47V166H45V164H43L42 165V163H41V168H42V166H45L44 167V169H47L48 170V165L50 164V167H49V171H51L50 173H49V171L47 172V170L44 172V173H42V175H44L46 172V175H44L45 176V178H48V177H50L51 175V173H53L52 171L53 170H50V168H51V163L52 162H54L55 161V159L54 158H58V160H60L61 162H62V164L64 165V163L65 164H68L67 163V161L66 160H69V164H71V166H69L70 167V169H73V167H74V163L76 162H78V160H82L81 158H79L78 159V157H77V159L78 160H75L74 159V157L75 156H73V154L74 153H72V151H70V149H73V148H71L72 147V145H71V147L70 146H67V147H70V149H69V151H68V149H66L64 146H66V143H63V144H65L63 147L62 146H60L59 144L61 143V141L64 139L65 140V138L63 137V139L60 141L59 140V138H56L55 139V137H54V135L56 134V132H58V130L56 131V130H54ZM70 131V130H69ZM74 131V130H73ZM81 131V130H80ZM92 131L94 132V130H93V128H92ZM97 131V130H96ZM94 132V133H99V132ZM99 131V130H98ZM38 133H37V136H34L35 138L37 137L38 138V136L39 137H42V136H40L41 135V133H39V131H37ZM53 132V133H52ZM59 132H58V134H59ZM72 132V131H71ZM75 132V131H74ZM87 132V135L89 134ZM101 132H100V135H101ZM107 132H109V131H107ZM127 134H126V133ZM129 132V133H128ZM134 132H135V130H134ZM32 135H33V133H32V130H31V132H30ZM68 133V132H67ZM75 133H79V132H75ZM74 133V134H75ZM92 132H90V134H91ZM106 133V132H105ZM104 133V134H105ZM145 133V132H144ZM143 133V134H144ZM39 134V135H38ZM54 134V135H53ZM69 134H70V132H69ZM73 134V133H72ZM85 134V133H84ZM83 134V135H84ZM89 134V136H91ZM93 134V133H92ZM111 136H114L113 135V132H111L110 131V133H109ZM108 134V135H109ZM115 134V133H114ZM118 134V133H117ZM124 134V135H123ZM147 134V133H146ZM16 135H18V133L16 134ZM22 135H24V137L22 136ZM26 134H23V132H22V134L20 135V137L22 136V138L21 139H23V142H27V141H30V139L32 140V138H33V136H32V138L30 137H28V136H25ZM28 135H30V134H28ZM35 135H36V133H35ZM60 135V134H59ZM68 135V134H67ZM81 135V134H80ZM87 135H86V137H87ZM94 135H96V134H93L91 137H88L89 138V140L91 141L92 139H93V137H94ZM99 135V136H100ZM107 135V136H108ZM109 135V136H110ZM130 135V134H129ZM134 135H136L137 136V133H135V134H133V138H134V142L136 141L135 140V138L136 139H138V136L136 137H134ZM139 135V134H138ZM45 136H46V133H45ZM56 136V135H55ZM65 136V135H64ZM98 136V137H99ZM105 136V135H104ZM103 136V137H104ZM119 136V135H118ZM117 135L116 136H114V137H118ZM147 136V135H146ZM145 135L144 136H141V138L142 137H146ZM20 137H19V139H20ZM26 137V138H25ZM43 137H44V134H43ZM60 138L62 137V135L61 136H59ZM101 137V136H100ZM103 137H101V138H103ZM113 137V138H114ZM131 137V136H130ZM17 138H18V136H17ZM29 138V139H28ZM46 138H47V136H46ZM76 139H77V136L75 137ZM75 138L73 139V140H75ZM80 139L81 138H84V137H79ZM96 138V140H97V136L95 137ZM110 138V137H109ZM108 138V139H109ZM15 139V141H16V138H14ZM26 139H27V141H26ZM44 139H45V137H44ZM68 139V138H67ZM104 139V138H103ZM102 139V140H103ZM130 140L132 139V138H129ZM139 139H140V135H139ZM138 139V140H139ZM144 139V138H143ZM147 139H145V140H147ZM151 139L153 140L154 139V142L152 141L151 142ZM38 140V139H37ZM39 140V141H40ZM85 140V139H84ZM83 140V141H84ZM102 140H100V141H102ZM106 140V142L104 143V145L105 144H108L107 143V139H105ZM110 140V139H109ZM112 140V139H111ZM111 140L109 141L110 143H111ZM115 140V139H114ZM18 141H20V140H18ZM38 141V142H39ZM65 141H67V140H65ZM68 141H69V139H68ZM72 141V140H71ZM77 140H75L74 142H75V144L77 143L76 142ZM93 142H96L95 140H92ZM91 141V142H92ZM99 141V140H98ZM97 141V142H98ZM98 142L96 145H95V143H94V145L95 146H97L99 143H101V142ZM117 141V140H116ZM115 141V142H116ZM140 141V140H139ZM144 141V140H143ZM11 143H9L10 144V146H11V148L14 146V143H16V142H14V141H10ZM14 142V143H13ZM37 142V143H38ZM57 142H60L59 144L57 143ZM79 142V141H78ZM86 142V141H85ZM88 142V141H87ZM91 142H89V143H91ZM104 142V141H103ZM103 142L101 143L102 145H103ZM112 142H113V140H112ZM134 142H132L134 145H139V144H137V142H136V144L134 143ZM141 142V141H140ZM1 143H2V146H3V142L1 141ZM12 143H13V146H12ZM18 144H19V142H17ZM20 143H22L21 141H20ZM30 143H35V141L34 142H30ZM41 143V141L38 143V144H40ZM69 143V142H68ZM67 143V144H68ZM119 142L117 141V144H118ZM7 142H6V146H7ZM18 144H17V146H18ZM42 144V143H41ZM71 144V143H70ZM74 144V143H73ZM101 144H99V146L101 145ZM142 144V143H141ZM1 145V144H0ZM16 145V144H15ZM23 145H25V143H22V146ZM31 145V144H30ZM49 145L50 146H52V145H54V146H52V147H54V148H52V150H56V152L57 153H59V156H58V154L56 155L55 153L56 152H51L50 150V148H49ZM80 147H81V145H82V141H81V145L80 144H78ZM84 145H86V144H84ZM83 145V146H84ZM88 145H90V144H88ZM87 145V146H88ZM103 145V146H104ZM111 145V144H110ZM110 145H105V147H107V148H109V146ZM113 146H114V142H113V144H112ZM133 145V147H136V146H134ZM21 146V147H22ZM27 146H29L28 144H27ZM26 145H25V147H27ZM47 146V147H46ZM75 145H73V147H74ZM79 146H77L78 148L77 149H79ZM86 146V147H87ZM91 146V145H90ZM98 146V147H99ZM113 146H111L110 148H112ZM24 147V146H23ZM34 146H32V148H33ZM63 149H62V148ZM85 147V146H84ZM84 147H81V149L82 148H84ZM85 147V148H86ZM94 147V146H93ZM98 147H96L97 149H98ZM101 147V146H100ZM99 147V148H100ZM105 147H103V148H105ZM115 147V146H114ZM114 147H113V150H114ZM140 147V146H139ZM151 147V146H150ZM0 148H3V147H1L0 146ZM18 148V147H17ZM19 148H20V146H19ZM40 148V147H39ZM56 148V149H55ZM88 148H89V146H88ZM88 148H87V150H88ZM90 148H92V147H90ZM116 148V147H115ZM117 148H118V150H120V145L118 146L117 145ZM116 148V149H117ZM130 148L132 149V146H130ZM259 148H261V149H259ZM14 149H15V146H14ZM57 149H59V150H57ZM61 149V150H60ZM67 150V152L70 154V152L72 153V154H70V156L68 155V157H70V158H68V157H66L67 156V153H66V150ZM75 149V148H74ZM101 149V148H100ZM140 149V150H141ZM151 149H152V147H151ZM2 150H6V148L5 149H2ZM1 150V151H2ZM18 150L20 151H22V150H24V149H22V148H20V149H17V150H15L16 152H18ZM28 150H30V149H28ZM41 149H39V151H40ZM62 150H64V151H62ZM85 150V149H84ZM90 150V149H89ZM88 150V151H89ZM93 150H95L96 151V149H95V147H94V149H92V151ZM99 150V149H98ZM102 150V149H101ZM104 150H107L106 148L105 149H103L102 151H104ZM133 150V152L135 151V149L133 148L132 149ZM137 150V149H136ZM144 150V151H145ZM259 150H260V152H259ZM0 151V152H1ZM8 151H11V149L10 150H8ZM8 151H6L8 154H10ZM14 150H13V152H15ZM43 151V150H42ZM48 153V154H46V156L43 154V153H46V152ZM51 153H50V152ZM60 151V152H59ZM61 151H62V153H61ZM76 151V150H75ZM74 151V152H75ZM79 151H80V149H79ZM78 151V152H79ZM82 151V150H81ZM80 151V152H81ZM91 151V150H90ZM90 151L88 152L89 153V155L91 156V159H93L94 157H97V156H99V154H101V152H100V150H99V152L100 153H98V155H96V156H93V155H95L96 153H91V154H93V155H91L90 154ZM111 151H112V149H111ZM110 151V152H111ZM114 151H116V150H114ZM114 151H113V153H114ZM143 151V156L144 155H146V154H144L145 152ZM262 151V152H261ZM28 153L27 151H26V148H25V150H24V153H21V152H18L20 155L22 154V156H23V154H24V157H25V154L26 153ZM33 152V151H32ZM31 152V153H32ZM41 152V151H40ZM77 152V153H78ZM83 152V151H82ZM97 152V151H96ZM105 152H107V153H110V152H108V150L107 151H105ZM119 152V151H118ZM131 151H129V153H130ZM133 152H131L132 153V156H136L137 154V152L135 151V153H133ZM4 153V152H3ZM18 153L17 154H14V156L15 155H18ZM30 152H29V154H31ZM38 154H40L39 152H37ZM37 153H36V156H37ZM61 153V154H60ZM64 153L66 154V156L64 155ZM77 153H75V154H77ZM85 153H87V151H85ZM87 153V154H88ZM107 153H105L106 154V158L108 157V156H110L111 155V157L113 158V156H112V154H108L107 155ZM117 153V152H116ZM120 154L122 153L121 152V150H120V152H119ZM147 153V152H146ZM12 154V153H11ZM29 154H27V156H29ZM54 155L53 157L52 156H50L51 158H48L49 156L48 155ZM79 154V153H78ZM77 154V155H78ZM86 154V155H87ZM103 154H104V152H103ZM102 154V155H103ZM142 154H141V152H140V157L142 156ZM261 155V157H260V159L259 160H256V159H258V155ZM2 154H0V157L2 158V156H1ZM5 155V154H4ZM44 155V156H43ZM60 155H63V157H64V159H63V157L62 156H60ZM76 155V156H77ZM83 155H85L84 153H83ZM89 155H87V156H89ZM101 155V157L100 158H102V157H104V156H102ZM114 155H116V154H114ZM119 155V154H118ZM117 155V156H118ZM123 155V158H124V160H127V158L130 156H128L127 155V158L126 157H124V155L125 154H122ZM6 156V155H5ZM4 156V157H5ZM10 155H8V157H9ZM14 156H10L11 158L12 157H14ZM87 156H86V158L84 159L83 157V159L85 160H83L84 162H86V159H88L87 158ZM139 156V155H138ZM3 157V159H4V164H5V158ZM7 157V158H8ZM20 156L18 155V158H19ZM73 157V158H72ZM80 157H81V154H80ZM93 157V158H92ZM110 157V158H111ZM119 157H122V156H120L119 155ZM137 157V156H136ZM136 158V160H138L139 161V159L141 160V158H143V157H141V158ZM145 157V156H144ZM149 158L150 156L148 155V156H146V158ZM257 157V158H256ZM17 158V159H18ZM41 158H39V159H41ZM53 158V159H52ZM59 158H61V159H59ZM68 158V159H67ZM90 158V157H89ZM109 158V157H108ZM111 158V159H112ZM117 158V160H118V157H116ZM116 158H113V160H114V162L116 163L117 161H116ZM130 158V160L128 159L127 161L129 162L130 161V163L128 164V166H126V169L127 168H129V166L130 165H132L131 167H133V165L135 166L136 164H133V162H131V158L132 157H129ZM250 158H253V160L252 161H254V163L250 160ZM256 158V159H255ZM3 159H1L2 161H3ZM9 159V158H8ZM7 159V160H8ZM14 159H15V157H14ZM13 159V160H14ZM17 159H15V161L17 160ZM27 159V158H26ZM28 159H29V161L28 160H26V162L28 161V162H30L31 160H30V156L28 157ZM33 159V158H32ZM34 159H35V157H34ZM38 159V158H37ZM53 161H52V160ZM71 159V160H70ZM72 159H74L75 161H73V162H71L72 161ZM90 159V160H91ZM97 159H98V161H95L96 160V158H94L92 161L94 162V164H93V162H91L92 163V165H88L87 166V164H89V159H88V161L86 162V166L84 165V163H83V161L82 162H80L79 164H78V166L80 165V164H83L84 165V169H85V167H90V168H88V169H91V166H95V164H96V166L95 167H97V165L100 167V165H101V162H99V157H97ZM104 158H102V159H100L101 161H102V165L104 166V165H106V163H108V162H106V159L105 160H103ZM133 159H135V158H133ZM144 160H145V158H143ZM142 159V160H143ZM0 160V161H1ZM6 160V161H7ZM12 160V161H13ZM20 160V159H19ZM21 160H23L22 158H21ZM58 160H56L55 162H57ZM62 160H64V161H62ZM109 160V159H108ZM123 159H121V161H122ZM11 161V162H12ZM18 161V160H17ZM36 162H37V160H35ZM35 161H34V164H35ZM40 161V160H39ZM50 161H52L51 163H50ZM66 161V162H65ZM105 161V162H104ZM110 161H112V160H110ZM127 161H122V162H120L119 163V167H120V165L122 166V164L121 163H123V164H125ZM133 161V160H132ZM257 161V162H256ZM259 161H261V162H259ZM10 161H9V163L7 164V165H9L10 163H11ZM23 162V161H22ZM43 162V163H44ZM61 162H59V163H61ZM96 162H99V163H96ZM134 162V163H135ZM252 162V163H251ZM256 162V163H255ZM13 163V162H12ZM12 163H11V165H12ZM15 163V162H14ZM17 163V162H16ZM21 163V162H20ZM25 163V162H24ZM30 163H33V162H30ZM38 163V162H37ZM36 163V164H37ZM40 163V162H39ZM58 162L57 163H54V164H56V165H54L53 163H52V166L54 165V171H55V173H56V170H57V173H58V175H59V178H62V177H60V173H64V174H67V175H71V176H73L75 173V171L72 173L71 171H70V169H69V167H67L68 165H66V167H64V168H66V169H64V170H62V171H64V172H62L61 171V166H62V164L60 165ZM73 163V164H72ZM143 163H145V162H143ZM3 164V163H2ZM29 164V163H28ZM59 164V165H58ZM109 164H110V162H109ZM114 164V163H113ZM117 164H118V162H117ZM127 164V163H126ZM31 165V164H30ZM30 165H26L25 167L27 168H22V169H26V170H29L30 169ZM33 165V164H32ZM108 165V164H107ZM111 165H112V162H111ZM115 165V164H114ZM17 168H18V165H15ZM19 166H22L21 164L19 165ZM28 166V167H27ZM30 166V167H29ZM36 166H38V165H34V167H36ZM60 166V168H58V169H60V170H58L57 169V167H59ZM78 166H76V167H78ZM102 166V167H103ZM116 166V165H115ZM123 166H125V165H123ZM144 166V167H143ZM0 167H3V168H5L6 167V165H5V167L4 166H0ZM23 167V166H22ZM47 167V168H46ZM63 167V166H62ZM81 167V166H80ZM95 167H92V169L94 170V168ZM101 167V168H102ZM108 167H110L111 169H112V167L111 166H109L108 165ZM136 167V166H135ZM9 168V167H8ZM104 168H107V166L106 167H104ZM110 168H107V170H105V172H107V173H110L109 171V169ZM118 168V166H116V169L114 170V171H112V173H114L116 170H118L117 169ZM123 168V167H122ZM141 168H139V169H141ZM7 168H5V170H6ZM11 169H12V171H13V165H12V167H11ZM14 169H15V167H14ZM21 169V168H20ZM19 168H18V170H20ZM22 169H21V174L22 173H24V175H26V170H23V172H22ZM32 169H34L33 167H32ZM32 169H30L29 170V172H30V174H32L33 176H35L36 177V181L38 180V182H39V179H37V176H38V178L39 177H41V174L39 175H36L37 173H39V172H37L38 171V169H40V167L39 168H35L37 171V173L34 175L33 174V170ZM51 169H53V167L51 168ZM82 169H83V166L81 167V171H79L78 169H73V170H76V171H78L79 172V175L78 174H76L77 176H78V178L81 176V178H84V179H82L81 181L82 182H80V183H83L84 181L83 180H85V179H87V178H85V176L84 175H86V174H83V171H82ZM83 169V170H84ZM87 168L84 170V171H86V170H88ZM95 169H98L96 172V174L97 175H95V172H94V174L92 173L93 172V170H90V171H92V172H90L89 171V173L92 175V177H93V175H94V177L92 178L91 177V175H90V177L89 178H91V180H90V182H91V185L93 184H95V185H97L96 184V181L95 180H97V178H98V180H100L99 178L101 177V181H99V182H97V183H99L98 184V186L100 185V184H102L103 183V187H104V182L106 181V177L105 178H102V176H104L103 175V173L104 172H99L100 171V169L99 168H95ZM120 169V168H119ZM139 169H137V170H135V172L134 173H136V174H138V175H140V173H138V170ZM1 170V169H0ZM16 171H15V175H13V172L12 173H10L11 175H13L14 176V178H15V176L17 175V169H15ZM41 170V169H40ZM66 170H69V171H66ZM102 171H103V169H101ZM109 170V171H108ZM8 171H11V170H8L7 169V176H6V178L5 177H3V180H4V178L5 179H7V177H8V179L7 180H9V181H11L12 179H9L10 178V175L8 176ZM25 171V172H24ZM59 171H61L60 173H59ZM95 171V170H94ZM151 171V172H150ZM257 171H255V172H257ZM2 172H3V170H2ZM6 172V171H5ZM41 172H42V170H41ZM66 172V173H65ZM71 172V173H70ZM116 172H118V171H116ZM126 172H127V170H126ZM129 172V173H130ZM150 172V173H149ZM254 172V173H255ZM4 173V172H3ZM2 173V174H3ZM20 173V172H19ZM18 173V175H17V177L19 178L18 180H21L20 179V177H22V176H20V174ZM27 173H28V171H27ZM34 173H35V171H34ZM54 173V174H55ZM69 173V174H68ZM77 173V172H76ZM85 173H87V172H85ZM98 173H101V174H98ZM145 173V174H144ZM148 173H149V175H148ZM0 174H1V172H0ZM50 176H49V175ZM54 174H53V176H54ZM64 174H63V177H65V176H67V175H65L64 176ZM111 174V173H110ZM110 174H108V175H110ZM117 174V173H116ZM135 174V175H136ZM257 174H258V172H257ZM256 174V175H257ZM259 174H258V177H259ZM4 175V174H3ZM23 175V179L25 178V176ZM55 175H57V174H55ZM82 175L84 176V177H82ZM88 175V176H89ZM99 175H101V176H99ZM115 175V174H114ZM113 174L111 175V176H109L110 178L112 177V179H113V176H114ZM244 176L242 179H241V183L238 181V177L239 176ZM251 177H250V176ZM255 175V174H254ZM256 175H255V177H256ZM26 176H29V174L28 175H26ZM62 176V175H61ZM95 176H97L96 178H95ZM241 176L239 177V178H241ZM246 176H249L248 178H251V179H248V181L247 180H245V179H247V177ZM0 177H2V176H0ZM12 177V176H11ZM16 177V178H17ZM34 177V178H35ZM58 176H55V178H54V180H53V184H54V181H55V179L57 178ZM70 177V176H69ZM108 177V180L110 179ZM114 177H116V176H114ZM13 178V177H12ZM26 178H28V177H26ZM33 178V179H34ZM44 177L42 178V179H45ZM51 178H53V177H51ZM51 178H48V179H51ZM66 178V177H65ZM71 178V177H70ZM76 178V177H75ZM48 179H47V183H49L50 184V186H55V185H52L51 183H50V181H48ZM64 179V178H63ZM63 179H58L57 178V180H59V181H57V183L58 184H60V182H62V180ZM67 179H69L68 177H67ZM67 179H66V181H67ZM72 179H74L73 177H72ZM77 179V178H76ZM93 179H95V180H93ZM105 179V180H104ZM115 179V178H114ZM116 179H117V177H116ZM126 179V178H125ZM255 179V178H254ZM258 179H255V180H258ZM2 180V181H3ZM15 180V179H14ZM13 180V181H14ZM34 180V181H35ZM61 180V181H60ZM65 180V179H64ZM79 180V179H78ZM77 180V181H78ZM103 180H104V182H103ZM111 180V179H110ZM139 180V179H138ZM137 180V181H138ZM251 180V181H250ZM2 181L0 182V184H2ZM5 181V180H4ZM4 181H3V184H4ZM23 181V180H22ZM26 181H27V179H26ZM35 181V183H37ZM93 181H95L94 183H93ZM117 181H118V179H117ZM243 181V182H242ZM28 182V181H27ZM56 182V181H55ZM64 182V181H63ZM68 182V181H67ZM67 182H64V185H65V183H67ZM69 182H72L71 180L69 181ZM88 181H86V182H84V184L83 185H85L86 183H87ZM101 182V183H100ZM111 183L113 182V180H111L110 181ZM6 184V186H8V182L6 181L5 182ZM10 183H12V181L10 182ZM9 183V184H10ZM17 183H21L20 181H17ZM26 183V182H25ZM29 183H31V181L29 182ZM79 183V182H78ZM89 183V182H88ZM108 184H109V182H107ZM115 183H120V181H118V182H116L115 181ZM114 182L112 183V186L115 184ZM13 184H15V183H12L11 185H13ZM23 184V183H22ZM28 184V183H27ZM34 184V182L32 181V185ZM48 184V185H49ZM58 184H56V186H58ZM67 184H69V183H67ZM71 184V183H70ZM241 185L243 188H241L239 185ZM249 184V185H248ZM11 185H9L8 187L9 188H11L12 186ZM21 185V184H20ZM19 185V186H20ZM26 185V184H25ZM24 185V186H25ZM32 185H29L30 187L32 186ZM60 185H62L63 186V184L61 183ZM59 185V187H61ZM88 185H90V184H88ZM90 185V186H91ZM94 185V186H95ZM106 185V184H105ZM111 184H109V189H110V186ZM123 185V186H124ZM244 185H246L245 187L246 188H248V189H250L251 191H249V190H246V188H244ZM16 186H18V185H16ZM15 186V187H16ZM22 186V185H21ZM20 186V187H21ZM27 186V185H26ZM25 186V187H26ZM65 186H68V188L69 187H75V188H66ZM65 186H63V187H65V188H63V190L64 191H67V192H65L67 195H64V197L66 196H69V197H71V195L72 196H75L76 197V195L78 194V192L80 193L79 195L81 196V194L82 195H84L85 197H83V198H81V199H87L86 198V194L89 192L88 190V192L86 193V191H85V189L84 188H88V187H83V188H81L80 189V187H78L79 186V184L77 185V183L76 184H74L73 186L71 185V186H69V185H65ZM81 186V185H80ZM116 186V184L114 185V187ZM120 186H122V185H120ZM120 186H118V187H116V188H119ZM248 186V187H247ZM254 186H255V188L257 189L258 188V191H259V189H260V186H261V188L263 189H260V191H261V193L263 194V195H261V193H258L259 194V196H257L258 194H253V192H252V190L253 189H251V187H253L254 188ZM4 187V186H3ZM2 186H1V190H2V188H3ZM20 187H18V190H19V188ZM96 187V186H95ZM102 187V185H100V188ZM101 188V190L99 189L98 191H102L101 193H98L96 190H94V191H96V193L97 194H101V196H103V194H106L107 195V197H108V193H110V191L111 190H107V188H105V190H107L108 192L107 193H105L104 192V188ZM124 187H126V186H124ZM128 187V186H127ZM250 187V188H249ZM5 188V187H4ZM8 188V190H10ZM13 188V187H12ZM50 188V187H49ZM58 188V187H57ZM80 189V191L78 190L77 191V189ZM90 188V187H89ZM94 188V187H93ZM113 188V187H112ZM129 188V187H128ZM156 188V189H155ZM5 189H7V187L5 188ZM17 189V188H16ZM21 189H23V188H20V191L19 192H21V193H23V190H21ZM27 189H28V187H27ZM27 189H26V191H27ZM30 189H32L31 191L33 192V188H30ZM50 189H52V188H50ZM54 189H56V187H54L53 188V190ZM61 189V188H60ZM67 189V190H66ZM72 189L74 190V189H76V194L75 195H73L72 194V192L73 193H75V190L74 191H72ZM84 189V190H83ZM98 189V188H97ZM140 189V190H139ZM153 189H155V190H153ZM12 190V189H11ZM7 191V193L9 192V193H11L12 191ZM49 190V189H48ZM53 190H52V193L50 192V190L48 191V192H50V193H48V194H43V196H45L46 197V195L49 197L50 196V200H49V202L50 201H52L53 203H52V208H51V205H50V203L48 204V201H47V204H46V202L44 203V202H41V200H43V201H45V199L43 198V196L41 197L40 196V198H35L34 199V197H33V199H31V197H30V201H32V200H36L37 199V203L38 202H40V203H38V205L40 204L41 205V203H42V205H49V207L48 208H50V210L51 211H53V212H50L49 211V209L45 206V208H44V210L47 208L48 209V211H47V209H46V212H44L43 210V212H44V214L46 213H48L49 212V217L51 218H49L46 214H45V217H44V215L42 216V214L41 213H43V212H38L39 210H37V213L36 214H38V215H41L42 217H44V219H43V223H40V222H36V221H32L31 220V218H30V216H29V219L32 221V223H31V225L29 226L28 225V227L26 228V229H24V231H26V232H23V231H21V233H23V234H21V238H24L25 236H27V237H25V239H21L20 238V235H18L19 236V238H15V240H12L11 239V237L14 239V236L16 235V237H17V234H20L19 232H20V229L18 230V233H17V228H15L14 226H15V222L17 223V220L15 221V220H13V221H15L13 224H14V228L13 227H11V230L10 231H12L13 229H15V231L13 230V235H11L12 233H10V231H9V233H8V231H6L7 233L6 234H8V235H6L5 233H4V231H5V229H4V231L2 230V228L0 229V231L2 230L3 231V234H4V240H5V237L6 236H9L10 235V237H8V241H3V243H0V244H2L1 246L3 247L2 249V251H4L3 253H1V254H3L2 255V257H3V259L1 260L0 259V264H43L42 262H44V261H46V263H48L47 262V260H46V258L52 263V261H51V259H53L56 255H58L59 254V258H58V256H56L57 257V259L55 260V263L58 261V259L59 260H61L62 258H64V259H62V261H59V262H62L61 264H67V262L69 261V263L68 264H74V262H77V263H75V264H80L81 263V260L79 259V257H82V255L84 256V254H79V255H77L78 253H80V252H82L81 251V244L82 243H80V245L81 246H79L80 248H76V249H74V247L76 246H78V242H76V241H79V238H80V229L78 228V230L74 233V232H72L71 230H70V232H72L73 234H71L70 235V232H68V231H66L65 233H64V231H65V228L64 227H62L63 226V224L66 222L67 223V221H65V220H68L67 219V217H69L70 219V221H71V218L73 219V217L75 218V216H72L71 217V215H69L68 216V213L71 211V209H70V211L67 209L68 207H70L68 204H67V202H68V200L70 201V205L71 206H73V204L71 203L72 202V200H74V197H71V198H73V199H67L66 197V200H67V202H66V200H65V206L66 205H68L67 207H65V209L63 210V212L62 211H60L61 209H63L64 208V206H63V204H64V199L65 198H63V203H61L60 201L61 200H59V202H60V204H58L59 202H58V200L57 199H54L53 198V196H57L58 194H59V192L61 193V191H62V189H61V191L59 190V189H56V195H55V193L53 192ZM58 190V191H57ZM82 190H83V192H85V193H83L82 192ZM91 190V189H90ZM114 190V189H113ZM117 190V189H116ZM116 190L114 191L115 193H116ZM119 190H120V188H119ZM255 190V189H254ZM28 191H30V190H28ZM27 191V192H28ZM31 191L30 192H28V194L29 195H32L31 194ZM69 191V192H68ZM92 191V190H91ZM93 191V192H94ZM121 191V190H120ZM120 191H118V192H120ZM126 191H127V189H126ZM0 192H2V191H0ZM18 192V193H19ZM63 192V191H62ZM82 192V193H81ZM112 192V191H111ZM113 192V193H114ZM124 192H125V190L123 191V189H122V193L124 194ZM141 192V194H139ZM250 192H252V194L250 193ZM13 193H14V191H13ZM15 193H16V191H15ZM14 193V194H15ZM17 193V194H18ZM68 193H70L69 195H68ZM95 193V192H94ZM93 193V194H94ZM95 193V194H96ZM122 193H119V194H121V195H123ZM126 193V192H125ZM0 194H2V193H0ZM17 194H15V195H11V194H9V195H7L8 197V199L10 200V203L9 202H7V203H9V204H13V202H12V198H14V196H16ZM51 194V195H50ZM62 194V193H61ZM91 194V193H90ZM118 194V193H117ZM117 194L116 195H114V197H113V200H114V198H115V196L117 197V198H119L118 196H117ZM19 195H21L20 193H19ZM23 195V194H22ZM34 195V194H33ZM32 195V196H33ZM79 195H78V197H79ZM110 195V194H109ZM124 195H126V194H124ZM257 197H259V198H257ZM3 196H5V195H3ZM10 196H12L11 198H10ZM52 196V197H51ZM88 196V195H87ZM99 197H101L100 195H98ZM112 196H113V194H111V197H109L108 198V200L110 199V198H112ZM120 196V195H119ZM130 196V197H131ZM257 198H255V197ZM262 196V197H261ZM22 196H20V197H18V196H16V199H18V198H21ZM59 197H61L60 195H59ZM68 197V198H69ZM106 197V198H107ZM123 196H121V200L123 201H128L126 198L125 199H123L122 198ZM126 197V196H125ZM129 197V196H128ZM134 197H136V198H134ZM0 198H3V197H0ZM22 198H24V195H23V197ZM42 198V199H41ZM62 198V197H61ZM60 198V199H61ZM260 198H261V201H259L260 200ZM47 199V198H46ZM49 199V198H48ZM51 199H53V200H51ZM59 199V198H58ZM76 199V201H77V199H79L80 200V197L79 198H75ZM89 199V198H88ZM87 199V200H88ZM259 199V200H258ZM7 200V199H6ZM39 200V201H38ZM77 201V203H79V202H81V200L80 201ZM107 200V201H108ZM110 200H112V199H110ZM116 201H117V199H115ZM115 200L114 201H111V202H114L115 203ZM256 200H257V202H256ZM29 201V200H28ZM57 201V203H55V202ZM75 201V200H74ZM73 201V202H74ZM75 201V202H76ZM130 201L129 202H127V203H125V204H128V203H130ZM16 202V201H15ZM14 202V203H15ZM20 202V201H19ZM34 202V201H33ZM75 202H74V204H75ZM82 202L81 203H79V204H82ZM101 202V201H100ZM109 202L110 201H108V204H109ZM263 202V204H262V208L260 207V205L261 204H259L258 206H256V208H258V209H260L259 210V212H262V211H264V210H262V209H264V200L262 201ZM2 203H6V202H4V201H2ZM25 203H27V201L25 202ZM25 203H23V204H25ZM31 205H32V202H29ZM34 203H36V202H34ZM34 203H33V207L35 206L34 205ZM36 203V204H37ZM55 203V205H53ZM76 203V204H77ZM107 203V202H106ZM105 203V204H106ZM120 203V202H119ZM122 203V202H121ZM16 204V206H17V203H15ZM20 204V203H19ZM18 204V205H19ZM22 204V203H21ZM28 204V203H27ZM30 204L29 205H26V206H30ZM57 204V205H56ZM62 204V208L61 209H58L59 207H61L60 205ZM110 204H112V203H110ZM117 204V203H116ZM123 204V203H122ZM14 205V204H13ZM41 205V206H42ZM78 205V204H77ZM76 205V206H77ZM88 205V204H87ZM113 205L114 204H112L111 205V208L113 207ZM133 205H134V207H133ZM20 206V205H19ZM24 206V205H23ZM40 206V211H41V207ZM43 206V207H44ZM55 206H59L58 208L57 207H55ZM75 206V205H74ZM74 206L72 207V208H74ZM97 207V209H96V207ZM106 206H107V204H106ZM110 206V205H109ZM32 207V208H33ZM79 207H81V206H79ZM105 207V206H104ZM108 207V206H107ZM106 207V209H108ZM114 207H116L115 205H114ZM21 208H22V206H21ZM25 208V206L23 207V209ZM29 208H31V207H29ZM31 208V210H33ZM36 209H38L39 207H37V205H36V207H35ZM34 208V209H35ZM100 208H101V210H100ZM122 209H123V207H121ZM130 210H129V209ZM26 210H23V215H24V212H27V208H25ZM57 209V210H56ZM66 209H67V211H69V212H66ZM76 209H78V208H76ZM76 209L74 210V209H72V210H74V212L76 211ZM80 209V208H79ZM78 209V210H79ZM97 211H96V210ZM112 209H114V208H112ZM112 209H108L109 211H111L112 213H113V211H112ZM254 207H253V211H254ZM258 209H257V212L256 211H254V212H256L257 214H258ZM30 210V211H31ZM108 210H106V211H108ZM119 210V209H118ZM117 210V211H118ZM124 210V209H123ZM132 210V211H131ZM251 210V211H252ZM262 210V211H261ZM55 211L57 212V211H59V213H61V214H63V215H65V217L66 218H64V217H60L61 219L60 220H58V219H56L57 218V216H56V220H58L59 222H60V224L62 223V222H64L62 225H59V224H57V222L58 221H55V219L52 221V223L54 224H56L57 225V229H61V230H63L64 229V231H62L63 233H64V237L63 236H61L62 238V240H63V238H64V240H66L69 236L70 237H72L73 238V240H74V242H72L71 240H68V243H66V245L68 244V246L69 247H72L71 248V250H69L68 248H67V250H66V247H68V246H66L65 247V244H64V246H63V241H62V243H61V239H60V241L58 242V244H56L57 246L60 244L61 245V248H60V246L59 247H57L55 244H53L52 242H53V240L51 241H49L48 240V238L50 239L51 237H50V235H52L53 236V233L55 232V230H54V228L56 229V225H54V226H52V228H53V230H52V228L49 226V225H47L46 224V220L47 219H45V218H47L48 217V222L49 221H51L52 220V218L54 217V214H56V215H58L59 213H55ZM84 210H82V212H81V210H80V214L82 215V214H84L85 215V211L83 212ZM120 211H122V210H120ZM124 211H126V209L124 210ZM28 212H29V209H28ZM27 212V213H28ZM36 212V211H35ZM74 212L72 211V213L74 214ZM127 211H126V213H128ZM31 214H32V212H30ZM29 213V214H30ZM40 213V214H39ZM50 213H53V214H50ZM65 213V214H64ZM76 213L77 212H75V214L74 215H76ZM79 213V212H78ZM77 213V215L79 216V214ZM121 214H123V215H125V212H120ZM255 213V215H257ZM30 214V215H31ZM34 214V213H33ZM32 214V215H33ZM36 214H34V215H36ZM69 214H71V213H69ZM88 214V213H87ZM91 214H89V215H91ZM20 215V214H19ZM19 215H17V216H19ZM23 215H21V216H23ZM26 215V214H25ZM37 215V216H38ZM53 215V217H51ZM62 215V216H63ZM76 215V216H77ZM88 215V216H89ZM117 215V216H116ZM26 216H28V214L26 215ZM41 216H39L40 218H41ZM58 216H61L60 214L58 215ZM83 216V215H82ZM122 216V215H121ZM247 216V217H246ZM85 217V216H84ZM96 217V218H95ZM102 217V216H101ZM109 217H106V218H109ZM38 218V217H37ZM35 219V220H38V219ZM39 218V219H40ZM65 219L64 221H61L62 219ZM83 217H80V221H82V220H84V219H82ZM89 218V217H88ZM90 218H91V216H90ZM246 218H248V219H246ZM260 218L263 220V221H261L260 220ZM17 219H19V217H17ZM21 219H22V217H21ZM20 219V220H21ZM26 220H27V217L25 218ZM34 219V218H33ZM82 219V220H81ZM92 218H91V220H93ZM111 219V218H110ZM110 219H108V220H110ZM23 220V219H22ZM26 220H24V222L26 221ZM30 220H27V222H25V223H28V221H30ZM44 220H45V222H44ZM75 220V219H74ZM74 220H73V222H74ZM78 220V218H76V221ZM86 220H89V219H86ZM96 220H95V222H96ZM104 220V219H103ZM106 220V219H105ZM108 220L106 221V224H107V226H108V228H109V226L111 227V220H110V222H108ZM260 220V221H259ZM55 221V222H54ZM75 221V222H76ZM80 221H78V224L80 223ZM118 221H119V223H118ZM246 221V222H245ZM21 222V221H20ZM20 222H18V225L20 224ZM36 224L37 223V225L40 223L41 225H43V226H41L40 224L37 226H35V225H33L34 223ZM73 223L74 225L77 223ZM89 222V221H88ZM93 222H94V220H93ZM110 224H108V223ZM120 222H122V223H120ZM240 222H244V225H243V223H241V224H239ZM22 223V222H21ZM25 223H23V225H21V226H27ZM45 223V224H44ZM83 223V222H82ZM85 223H86V221H85ZM91 223V222H90ZM29 224H30V222H29ZM50 224H51V222H50ZM94 227L97 225V224H95V223H91ZM95 224V225H94ZM246 224H248L247 226H245ZM251 224V225H252ZM258 224H260V226L258 225ZM17 225V224H16ZM65 225V224H64ZM87 225V224H86ZM92 225H88L90 228H89V230H87L86 228H88L87 226H86V228H85V230H86V232L87 231H90L91 230V228L94 230V227H92ZM123 225V224H122ZM243 225V226H242ZM256 225H258V226H256ZM20 226V225H19ZM20 226V227H21ZM33 226H35V227H33ZM41 226V227H40ZM45 226H46V228L48 227V229H49V227H50V230H52V232L50 233V235H48L49 233H47V232H49L48 230H47V232L45 231ZM75 226H78L79 227V225H75ZM83 226V225H82ZM100 226V225H99ZM98 225H97V227H99ZM107 226H105V227H107ZM240 226H242L243 228H245L244 229V232H243V228L242 227H240ZM262 226H264V224L262 225ZM30 227H32V228H38L39 230H37V229H35V230H37L36 232H35V230H33V233L34 234H40V229L42 228L43 229V233L41 232V234L43 235H40V236H36L37 237V239H36V242H35V244L33 245V242L35 241H32V242H30L31 240L30 239H32L33 240V237L35 236L34 234H32L31 235V233H30V236H32V237H30L29 236V233H28V231L30 232V231H32L31 229L29 230L28 228H30ZM112 227H115V226H112ZM135 227H140V232H137L136 233V230L135 229H137V228H135ZM209 228V230H208V228ZM246 227L248 228V229H246ZM251 227V228H250ZM4 228V227H3ZM7 228H8V226H7ZM10 228V227H9ZM9 228H8V230H9ZM13 228V229H12ZM25 228V227H24ZM81 228V227H80ZM84 228V227H83ZM99 228V229H100ZM42 229H41V231H42ZM57 229H56V232L54 233L56 236L55 237H58V234L57 233H59V231L57 232ZM97 229V228H96ZM99 229H98V231H99ZM133 229L135 230V233L133 232ZM144 229H146L145 230V232L143 231ZM207 229V230H206ZM249 229L250 230H252L250 233H249ZM61 230H60V235H62L63 233L61 232ZM67 230V229H66ZM81 230H82V232L84 231V233H81L82 234V236L85 234L86 236H89V234H87V233H89V232H85V230H83L82 228H81ZM92 230V231H93ZM212 230V231H211ZM247 230V231H246ZM2 231H1V233H2ZM39 231V232H38ZM91 231V232H92ZM116 231H118L117 232V234H115L116 233ZM138 231H139V229H138ZM205 231H211L210 232V234H212V238L214 239V240H210L209 239V237L211 238V235L209 236V234H207ZM15 232V233H14ZM69 234H68V233ZM79 232V233H78ZM90 232V234L92 235L94 232H92L91 233ZM213 232V233H212ZM249 233V234H247V233ZM258 232H260V233H258ZM17 233V234H16ZM45 233H46V235H45ZM76 233H78V234H76ZM144 233V234H143ZM99 234V233H98ZM247 234V235H246ZM46 236V238H47V240H48V242L45 240L46 238H45V236ZM73 235H74V237H73ZM75 235L77 236V237H79L78 238V240L76 239L77 237H75ZM84 235V236H85ZM90 235V236H91ZM94 235V234H93ZM92 235V236H93ZM95 235L96 236H98L96 233H95ZM139 235H141V236H139ZM28 236H29V238H28ZM49 236V237H48ZM82 236H81V240L82 241H80V242H83V244H84V241H85V237L83 236V238H82ZM90 236L88 237L89 239H88V241L92 238H90ZM101 236H103L104 237V235H101ZM100 236V234H99V237H101ZM39 237V238H38ZM41 237V238H40ZM60 237V236H59ZM65 237H66V239H65ZM95 237V236H94ZM93 237V238H94ZM3 238L1 239V240H3ZM7 238V237H6ZM44 238V239H43ZM53 238V237H52ZM255 238H256V240H255ZM17 239H18V241H17ZM29 239V240H28ZM76 239V240H75ZM99 240L100 241V239L98 238V237H96L95 238V240ZM20 240H22V241H20ZM23 240H24V242H23ZM38 240V241H37ZM39 240L41 241L40 243H42L43 242V245H44V243H48V245H49V243H50V246H47V244H45L44 246H46V247H44L42 244H40V243H38L39 242ZM45 240V241H44ZM97 240V241H98ZM261 240V242H262V244H264L263 243V241ZM15 241H17V242H15ZM19 241H20V243H19ZM26 241V242H25ZM27 241H28V245H26L27 244ZM55 241H56V239H55ZM54 241V242H55ZM69 241H70V245H69ZM91 241V240H90ZM94 241V240H93ZM99 241L97 242L98 244H100L99 243ZM254 241L256 242V243H254ZM1 242V241H0ZM23 242V243H22ZM67 242V241H66ZM32 243V244H31ZM65 243V242H64ZM75 243V244H74ZM78 243V244H77ZM87 243V242H86ZM85 243V244H86ZM91 243V242H90ZM36 246V248H34V251H33V248H32V246ZM40 244V245H39ZM51 244H52V246H54L55 248L54 249H56V248H59L60 249V251L61 252H63V254L61 255V252H59V250L57 251V250H54L52 247H51ZM83 245L82 247H83V249L82 250H87V252H88V249L90 248L89 247V243H87L86 245H88V247L86 246V245ZM92 244V243H91ZM91 244H90V246H91ZM255 244H257V245H260V246H258V247H256L255 246ZM37 245H38V248H41V249H43L44 251H46L45 249L47 248V251H46V253L45 252H43V254H42V251L43 250H41V249H37ZM71 245H73V246H71ZM29 248H28V247ZM30 246H31V248H30ZM41 246V247H40ZM42 246H43V248H42ZM88 248V249H86V247ZM254 246H255V248H254ZM48 247H50V250H51V248L53 249V251L51 250L50 252L48 251L49 250V248ZM63 247H65V250L66 251H64V249H63ZM92 247V246H91ZM94 247V248H95ZM110 247V246H109ZM100 248L102 249V250H100ZM263 248H264V246H263ZM40 250L41 252H39V251H37V250ZM237 249H239V250H237ZM63 250V251H62ZM77 250V251H76ZM85 250L83 251L84 253H85ZM91 250H93V249H91ZM91 250L89 251V252H91ZM99 250V251H98ZM262 250H264V249H262ZM0 251H1V249H0ZM37 251V252H36ZM54 251H55V253H54ZM56 251H57V254H56ZM72 251V252H71ZM239 251V252H238ZM30 252H32L30 255H34V253H35V255L34 256H29V253ZM34 252V253H33ZM50 253V254H47V253ZM69 253L68 255L69 256H67L66 254L67 253ZM71 252V253H70ZM75 252V253H74ZM77 252V253H76ZM89 252H88V254H89ZM104 252H105V248H104ZM242 252L240 253L242 256H243V254H242ZM39 253H41V255H39L38 256V254ZM44 253H45V256H42V255H44ZM51 253L53 254L52 255V257L50 256L51 255ZM263 253H264V251H263ZM0 254V255H1ZM46 254L49 256V257H51V259H49V257H46ZM56 254V255H55ZM74 254H76L77 256H76V258H75V255H74V257H72ZM88 254H86L85 255V257H87V259H88V257L91 255V253H90V255L89 256H87ZM94 254V253H93ZM93 254H92V256H93ZM103 254V255H102ZM223 254L224 255H227V256H223ZM233 254V255H234ZM239 254V255H240ZM55 255V256H54ZM64 255H66L67 257H61V256H64ZM81 255V256H80ZM100 255H102V256H100ZM107 255V256H106ZM54 256V257H53ZM243 256V257H244ZM1 257V256H0ZM1 257V258H2ZM32 259H31V258ZM33 257H34V259H33ZM36 257V258H35ZM42 257V258H41ZM70 257L71 258H75V259H73V260H70ZM95 257V258H96ZM101 257V258H100ZM242 257V258H243ZM246 257L247 258H249V260L248 259H246ZM256 257V258H255ZM45 260H44V259ZM61 258V259H60ZM65 258H69L67 261H66V259ZM79 260H78V259ZM90 258V257H89ZM95 258H92V259H95ZM231 258V257H230ZM238 258V257H237ZM36 259V260H35ZM41 259V260H40ZM55 259V258H54ZM82 259V264H85V263H87L88 264V262H91L90 264H95L94 262L92 263V260H89L88 262H87V260H85L86 258H84V257H82L81 258ZM97 259V258H96ZM228 259H229V257H228ZM227 259V260H228ZM231 259H233V257L231 258ZM239 259L241 260V258L239 257ZM63 260H64V262H63ZM85 262H84V261ZM230 260V259H229ZM243 260V259H242ZM242 261V262H245V264H246V261ZM66 261V262H65ZM74 261V262H73ZM101 261V262H100ZM100 261H98V262H100L99 264H106V262H105V260H100ZM231 261V260H230ZM233 261H234V259H233ZM237 261V260H236ZM49 262V263H50ZM84 262V263H83ZM241 262V261H240ZM257 262V264H259ZM45 263V264H46ZM48 263V264H49ZM228 263V262H227ZM235 263V262H234ZM52 264H54V263H52ZM56 264H58V262L56 263ZM96 264H97V262H96ZM229 264H232V263H229ZM236 264H237V262H236ZM238 264H240L239 263V260H238ZM242 264H244V263H242Z\"/></svg>", "mask_w": 264, "mask_h": 264}, {"label": "rangeland", "instance_id": "374dc122", "mask_svg": "<svg viewBox=\"0 0 264 264\" xmlns=\"http://www.w3.org/2000/svg\"><path fill=\"white\" fill-rule=\"evenodd\" d=\"M98 1L101 2V0H0V40H1V43H0V54H2V55H0V59H1V58L5 59V61H3V59H1L2 62H0V63L5 64V65H3V66L0 65V68L3 69V70H2V71H3L2 75L0 74V75H1V77H0V78H1L0 85H2V83L4 82L3 80H5V83L7 82L6 77H5L6 72H7V71H6V68H7L8 66L11 67L10 65H11L12 62H14L15 60H16V61H15L16 64H15V62H14V63H13V64H14L13 66L16 65V67L14 68V67L12 66V68H14V71H11V72H13V73L16 74L17 71L19 70L18 73H17V75L14 74V75H15V76H14V79H15L16 81H13V84H12V82H11V83H10V82L7 83V84H9L10 86H9V85H6V87L8 86L7 89H9L10 91H9V90L7 91V89H6V87H5L4 84L2 85V88H3V89L0 87V93H1L3 90H4V91H5V90L7 91V93H4V92H3V94H0V96H1V97H0V108H2L1 110L3 111V114L7 112L8 114H7V113H6V114L8 115V117H11L10 119H9V118L7 119V121H10V122L5 121V119H6L5 116H6V115H5V116H4V115L1 116L2 111L0 110V112H1V114H0V125H1V126H0V144H1V145H0V146L3 147V148H0V151H1L2 149H5V148H6V150H2V151L0 152V154H2V155H1L2 158L0 157V160L3 159V157H4L5 155H6V156H5L4 158H5L6 160L9 158L7 161L5 160V164H4V159H3V161L1 160V161H0V166L2 165V166L5 167V165H6L5 168H7L8 170H11V171H8V176L10 175V178H9V179H12V180H11L12 183H15V184L11 185V184H12V183H10L11 181L7 180L8 177H7V179H5L6 176H7V175H6V174H7V169L5 170V168L0 167V169H1V170H0V172H1L0 176H2V177H0V182L3 180V177H5V178H4L5 181L3 180V181H4V184H3V181H2V184H0V191H2V192H0V193H2V194H0V197H3V198H0V229L2 228L3 231H4V229H5V231H4L5 234L7 233L6 231H8V233H9V231L11 230V227L14 226L13 223L17 220V223L15 222V226H14V227L17 228V229H16V230H17V233H18V230L21 228V229H20V232H19L20 234H17V233H16V234H17V237H16V235L14 236V239L11 237L12 240H15V238H19L18 235H20V238H21V237H22L21 234H23V233H21V231L26 232L27 230L24 231V229H26V228L28 227V225L30 226L31 223H32V221H36V222H40V221H41L40 223H43L42 221H43V219H44V217H45V214H46V213L44 214V212H46V209L49 207V205H45L47 208L44 210L45 206L42 205V203H41L42 206H41L40 204L38 205V203H40V202L37 203V199H36V200H32V201H30V197H31V199H33V197H34V199L37 198V197L40 198V196L42 197L43 194H45V193H46V194H48V193H50V192L52 193L53 188L56 187V189H59L60 191H61V189H62L63 192L61 191L62 194L59 192V194H58L56 197L53 196V198H54V199H57L58 202H59V200H61L60 202L63 203L62 200H63V198L66 197V196L64 197V195H67V194L65 193V192H67V191H64L65 189L63 190V188H65V187L68 188V186H65V185H69V186L72 185V186H73L74 184L77 183V185L79 184L78 187H80V189L83 188L84 186H85V187H88L87 189H86V188H84V189H85L86 193L89 191V192L86 194V198H87V199L89 198V199H88V200H87V199H81V198H83V197H85V196L82 195V194H81V196H80V195H79L80 193L78 192V194L76 195V197L71 195V197H74V200H75V201H76L75 198H79V197H80L81 202H82V201L84 202V201L86 200V201L84 202V203H87V204H88V205L86 204V206H89V205L91 204L92 207H90V206H89V207H90L92 210H94V209H93L94 205L92 204V203H95V202H92V200L94 201V198H93V199L90 198L92 195L95 196V198H96V196H97V198H100V201H101V202L98 201L99 204H98V202H97V198H96V200H95V201L97 202V203L95 204L96 206H98V205L100 206V204L103 203L102 201H104V200L106 199L104 202H105V203L107 202L106 204H107L108 207L106 206L105 203H103V204H101V206H103V207H101V208H102L103 210H104V208H105L104 211H105V212H108V213H109V214L107 213L108 215L111 214V215L113 216V215L115 214V213H114L115 211H113V210H115V209L117 208L118 205H121V207H123L124 210L126 209V211L128 212L127 208H124V205H125V207H126V206H129V208L131 209V208H132V207H130V205L132 204L131 202L133 201V204L135 203V201L133 200V198H132L131 195L133 194V195L136 196V194H138L139 191L137 192V191H134V190H135V189L138 190V188L140 187V186H138V185H139V184L141 185V183L143 184L144 182H146V181H145V180H146L145 178H146V176H147V172H145V173H146V176H145V178L143 177L144 181H143V182L141 181V182L139 183V181H140L141 178H142V177L140 178V176H142L141 173L143 172V171L141 172L140 170H144V169L146 168V165H144V166H145L144 169L141 168L140 165H141V164H147V166H148V165L150 164V163L148 164V162H149L148 160H149L150 158H153V160L150 159L151 163L156 164V163L154 162V160H157V159H156L155 157H153V155H152V157H151V154H154V153H155V152L153 153V152H151V151H156V150H155V149H156V146H152V145H154L155 142H154V139H153V140L151 139V142H152V141L154 142L153 144L150 143V141H148V139L153 138V137H151V136H152V133L149 134L150 131H148V129H146L147 127H144V126L147 125V124L145 123L146 121H144V119H145V118L147 119V117H144V116H146V114H144L145 112H143V113L141 112V111H143V110L139 107L141 104H137V100H138L139 98H138V96H137V94H136V91H135L136 87H135L134 84H132L131 82L129 83V85L127 84L128 82H126V84H127L129 87H126L127 85L124 84L125 81H126V78L124 79L125 75H128V76L130 75V77H128V78L133 79V76L131 77V73L134 72L133 70H131V69H132L131 66H133V65H132V64H133V61L131 62V59H132V57H133V54H129V55H130V56H129V55H128V52L126 51V47H125L126 44H123L124 42H127L128 40H127V41L123 40V41H122L123 43H122V42H121V43H120V42L118 43V41H117L118 39H119V41H120L121 38H122V36H124L123 39H126V38L129 39V37H128L127 34L130 33V35H131V33H133V29H130V27L135 28V26L133 25V24H135V25H136L135 30L137 31V29L140 27V25L143 24L144 21L142 22V24H138V28H137V23H138V21H137V23H136V20L133 21V18H135L134 16H136L137 14L135 15L134 13H132V14H134V16L132 15L133 18H131V22H132V23L130 22V19H129L131 15H128V14H129V13H128V14H127L128 16H127V15L125 14V16H124L125 18H124V17H123V18H124V19L127 18L128 20H126V21L121 20V21H122L123 23H124V22H125V23L130 22L129 24H128V23H127V24L124 23V24H125L124 26L129 25L128 27H129V31H130V32L127 30V34L125 35V33H126L125 31H126V29H128V27H125L124 30H121V29H120V28H121L120 24H119L120 27L118 26L117 23H116L117 26H115L116 24H115L114 26L111 24V28H112V26H113V28H114V27H117V30H118V28H119V32H118V35H119V36H118V35L116 36L117 33L115 34V32H114L115 30L111 31V29H108V28H109V27H108V24H109L108 22H106V25H107V26H104V24H102V23H101L102 25L100 24V22H99L100 20L98 21L97 16H99L98 14H100V7H101V5H100V3H99ZM102 1H103V0H102ZM107 1H108V4H111V3H112L113 5H114V4L117 5V4H116V3H117V0L114 1L115 3H113L112 0H111L110 2H109V0H107ZM121 1H122V0H121ZM121 1H118V3H119V2L121 3ZM129 1H131V0H129ZM129 1L126 0V2H125V0H123V3H121L122 6H120L121 4H118V5H119L118 7H120L121 9L118 8V7L116 6V7L118 8V10H119V9L121 10V11H119V15H120L121 13H123L122 15H124V12H125V10L127 9V6H126V8H124V7H125V5H128L127 3H128ZM168 1H169V0H168ZM174 1H176V3H177V4L179 3V4L177 5ZM179 1H180V0H179ZM194 1H195V2H194ZM194 1H193V0H190V2H189V0H185V2H187V3H185L184 1L181 0V3L184 2L185 4H187V5H185V4L183 3L185 6H183V4H181V5L183 6V8H182V6L180 5V2H177V0H172L171 2H173V3H171V4L169 3V4H170L169 6H170L171 8H172V6H173L174 11L177 9L176 7H178V6H179L180 9H182V10H179V12L176 11L175 14H173V16L175 15V17H177L176 15H179V14H177V13H180V14L182 13L183 16L185 15V16H184V17H185L184 20H187V21H188V20H190L191 18H193V19H194L193 21H192V19L190 20L192 23H193V22L196 23V20L198 21L199 19H201V17H202V18L205 17V19H206L207 14L210 13V11H208V10H209L208 7H207L208 9H205V6H207L209 0H207V1H205V0L201 1V0H200L201 2H200L199 0H194ZM196 1H197V2H196ZM212 1L215 2L216 5H215V4H214V5L216 6V8H218L219 6H221L220 8H218V10L216 9V10L218 11V13H219L220 15H222L221 17L219 16V17H220V22H221V23L218 22V24H219V27H220V28H224L223 30L220 29V31H224V30H226V32H222V33H221V32L219 31V32H220V34H219L220 36H219L218 33H217L218 30H217L216 33H215V29H218L219 27H217V25H216V24H217V23H216L217 21H216V22L214 21L216 24H213V25H216V26H213V25H210V24H209V28H210L211 26H213V28H210L209 30H211L210 33H213V35H214V34H215V35L217 34L218 36L216 35V36H217V37H216L217 39H216V38L214 39V36H215V35L213 36V35L210 34L209 37H210V36H211V37L213 36V37H212V41H213V44L215 43L214 45H216V42H217L216 40H218V43H219L220 45L223 43L221 46H219V49H220V47H222V48L224 47V48L226 49V51H225V49H223V50L225 51V54L227 53V55H229V57H230V56H233L234 52H233V51H230V52H231V53H230L229 50H228V52H227V49H230V48H231V50H233L232 45L235 46V47H234V51L236 50V48H238V50H237L238 52L236 51V53H238V54L235 53L234 55H237L236 57H239V58L234 57V58H233L234 60L231 58L233 61H232L231 59H229V58H228V60H227V62L230 61V62H229L230 67L234 65V64H232V63H236V64H238L237 62H239L238 60H239L240 58H241L242 63H246V62H248L249 60L246 61L245 58H246L247 56H248V58L250 57V58H249L250 61L248 62V63H250V65H251V62H253L252 60H254V62L252 63V64H254V65H251L252 67H251L248 63H246V64H244V65H240L241 62H239L238 67L241 66V68H238V70L241 71V72L238 73V75H240L241 77H242V75H243V78H244V77L247 78V80H246L245 78H244V79H245V83L248 81V83H247L248 86L250 85L251 87H253L252 85H254V84L257 85L258 82L256 83L254 80H257V81H259V83H260V81H262V79H264V77H263L264 75L261 76V75H262V74H261V71H264V70H263L264 68H263V66H262V67H261V71H260V70H259V66H258V64H259V63H258V60H260V58L263 59L262 61H260V63H261V64H259L260 66L262 65V63H263V61H264V57H263V56H264V55H263V54H264V51H263V50H264V48H263V47H264V37H263L264 34L262 35V33L258 31V30H261V31L264 33V30H262V29L264 28V27H263V25H264V0H218V1H217V0H210V3H211ZM202 2H203V3H202ZM205 2H207V3H205ZM214 2H213V3H214ZM219 2H221V3H219ZM98 3H99V4H98ZM103 3H104V1H103ZM106 3H107V2H106V0H105V3H104V4H105V8H107V7H106ZM124 3H125V4H124ZM174 3H175V5H172V4H174ZM189 3H192V4H189ZM196 3H197V7H198L197 11H196V8H197V7H195V6H196ZM201 3H202V5H201ZM218 3H219V4H218ZM97 4H98V5H97ZM112 4H111V5H112ZM123 4H124V5H123ZM188 4H189V6H188ZM194 4H195V6H194ZM204 4H205V6H204ZM171 5H172V6H171ZM217 5H218V7H217ZM190 6H191V7H190ZM193 6H194V7H193ZM208 6H209V5H208ZM211 6H212V5L210 4V7H211ZM215 6H214V7H215ZM102 7H103V4H102ZM109 7H110V5H109ZM109 7H108V8H109ZM111 7L113 8V7H115V6H111ZM111 7H110V8H111ZM214 7H213V9H214ZM105 8H104V9H105ZM110 8H109V9H110ZM123 8H124V9H123ZM188 8L190 9V11H191V8H193L194 10L192 9L193 11H191V12H193V13H189V12H188V11H189ZM104 9H103V10H104ZM109 9H107V10L105 9V10L108 11ZM115 9H116V8H115ZM213 9H210V10H213ZM220 9H221V12H219ZM101 10H102V9H101ZM183 10H184V11H183ZM187 10H188V11H187ZM202 10H203V11H202ZM204 10H205V11H204ZM206 10L208 11V13L204 16L203 14H205L204 12H207ZM214 10H215V9H214ZM214 10H213V11H214ZM112 11L114 12V14H115V12L117 13V11H115V10H113V9H112L111 11L109 10L110 13H111ZM122 11H123V12H122ZM180 11H181V12H180ZM185 11L188 12L189 14H188V13L185 14ZM102 12H104V11H102ZM102 12H101V13H102ZM109 12H108V13H109ZM113 12H112V15H113ZM120 12H121V13H120ZM183 12H184V13H183ZM200 12H201V14H202V12H203V14H202V16L199 18L198 15H199V16L201 15V14H199ZM223 12L226 14L225 16H223ZM97 13H98V14H97ZM196 13H198V14H196ZM211 13L214 14V12H212V11H211ZM221 13H222V14H221ZM104 14H106V13H104ZM104 14L102 13V14H100V15L103 17ZM216 14H217V13H216ZM233 14H234V15H233ZM95 15H96V17H95ZM106 15H107V14H106ZM108 15H109V14H108ZM108 15H107V16H108ZM112 15L110 14L109 16H112ZM186 15H187V18H186ZM113 16H114V15H113ZM113 16H112V17H113ZM115 16H118V15L115 14ZM126 16H127V17H126ZM137 16H138V15H137ZM188 16H189V17H188ZM209 16H210V15H209ZM231 16H233V17H232V20H231ZM234 16H237V17L239 16V17H238V18L236 17V19H235ZM112 17H108V19H111ZM179 17H182V15H179ZM217 17H218V14H217ZM217 17H216V15L214 16V18H216L215 20H217ZM219 17H218V21H219ZM223 17H224V18H223ZM225 17H226V18H225ZM228 17H229V18H228ZM182 18H183V17H182ZM188 18H190V19H188ZM197 18H198V19H197ZM221 18H223L224 20L222 21ZM99 19H101L100 16H99ZM136 19H137V17H136ZM138 19H139V17H138ZM138 19H137V20H138ZM207 19H208V16H207ZM207 19H206V20H207ZM229 19H230V20H229ZM243 19H244V22H242ZM245 19H248V20H251V21L247 22V20H246V22H245ZM102 20H103V21H104V20L107 21V19H103V18H102ZM102 20H101V21H102ZM140 20H141V19H140ZM140 20H139V21H140ZM208 20H210L209 22L211 23V17H210ZM226 20H227V22H226ZM228 20H229V21H228ZM103 21H102V22H103ZM108 21H109V20H108ZM121 21H120V22H121ZM141 21H142V20H141ZM201 21H204V20L201 19ZM201 21H200V22H201ZM224 21H225V22H224ZM109 22H110V21H109ZM111 22H112V21H111ZM111 22H110V23H111ZM120 22H119V23H120ZM134 22H135V23H134ZM198 22H199V21H198ZM214 22H213V23H214ZM251 22H252L254 25H253V24L251 25V24H250ZM103 23H105V22H103ZM107 23H108V24H107ZM123 23H121L122 26H123ZM139 23H141V22H139ZM160 23H161L162 25H163V24H166L167 26L163 25V27L165 26V27L163 28V27H161L162 25H160ZM222 23H223V24H222ZM261 23H262L263 25H262ZM130 24H131V26H130ZM211 24H212V23H211ZM220 24H221V25H220ZM231 24H232V25H231ZM255 24H256V26H255ZM258 24H259V25H258ZM260 24H261L262 26H260ZM132 25H133V26H132ZM156 25H157V24H156ZM222 25H224V26H222ZM227 25H228V28H226ZM234 25H237V26H234ZM239 25H240V26H239ZM229 26H231L232 29L234 28L233 30H234L235 33L232 31V29L230 30L231 27H229ZM253 26H255V27L253 28ZM258 26H259V28H258ZM101 27H102V28H101ZM157 27H161L160 30H161V31H163V30L165 31V29L168 28V22H158V26H157ZM216 27H217V28H216ZM235 27H236V28H235ZM237 27H239V28H237ZM261 27H262V28H261ZM105 28L108 29V30L106 31ZM113 28H112V29H113ZM123 28H124V27H123ZM123 28H122V29H123ZM214 28H215V29H214ZM242 28H246V31H243V30H245V29L242 30ZM248 28H251V29H249V31H250V30L252 31V33H250L251 31L248 32V33L251 34L250 37L252 36V38H253V40H252V38L249 37V40H250L251 42H250V41L248 40V38L245 36ZM100 29H101V32H103V30H105V31H106V34H107V33L110 34V35L108 34V35L106 36V34H105V32H104V34H105L104 36H105V37L102 36V38H105V39L107 40V42H108V38H106V37H109V36H110V37H109V43H108V44L105 43L106 40H103V42H102V40H101V34H100V37H99V30H100ZM212 29H214L213 32H212ZM235 29H236V31H235ZM254 29H256L257 32H259V33L262 35V36L260 35V36H261V39H262V37H263L262 45H261V40H260V38H259L260 36L257 35V33H255V30H254ZM120 30H121V31H120ZM135 30H134V32H135ZM228 30H230L231 32H229ZM164 31H163V32H164ZM227 31H228V32H227ZM240 31H242V34L245 32V33H244V36H242V37H243V38H244V37L247 38V39H245V41H246L245 44H246L247 42H248V44L245 45V44L243 43L244 41H243V38L240 36V35H241V32H240ZM101 32H100V33H101ZM116 32H117V31H116ZM136 33H137V32H136ZM192 33L194 34L195 31H194V32L192 31ZM192 33H191V34H192ZM224 33H225V34H224ZM230 33H232V34H230ZM259 33H258V34H259ZM73 34H74L75 36H74ZM102 34H103V33H102ZM191 34H190V35H191ZM195 34H197V31H196ZM222 34H223V37H222ZM226 34H229V35H230V36H229L230 38H229ZM239 34H240V35H239ZM130 35H129V36H130ZM132 35H133V37L130 36L131 39H132V38L134 39V38L137 36V35L134 34V33H133ZM238 35H239V36H238ZM73 36H74V37H73ZM125 36H126V38H125ZM194 36H195V35H192V38H191V39H197V38H198L197 40L199 41L200 38L198 37V34L196 35L197 37L195 36L196 38H195ZM226 36H227L229 39H227ZM231 36H233V37H231ZM247 36H248V35H247ZM253 36H257V37H253ZM75 37H78V38H77L78 41H76L77 39H76ZM80 37H82V40H83V39H84V40H87V42L84 41V42H86V45H84V44H83V45H79V44H78L79 42H80L81 44L83 43L82 40H80ZM114 37H115V38L117 37V39H115ZM118 37H121V38H118ZM190 37H191V36H190ZM190 37H189V38H190ZM220 37L223 38V39L221 40ZM224 37H225V38H224ZM113 38H114V39H113ZM219 38H220V39H219ZM240 38H242V39L240 40ZM110 39H111V40H114V41L111 42ZM191 39H189V40H191ZM210 39H211V38H210ZM213 39H214V40H213ZM226 39H227V40H226ZM79 40H80V41H79ZM197 40H196V42H198ZM220 40H221V41L225 40L227 45H228V44H229V45L232 44V45L230 46V48H227L229 45H228V46H225V45H226V44H225V41L221 42ZM257 40L260 41V42H257V43H260V44L255 43ZM88 41L91 42V43H93L94 45H97V46H95V47H96V52L98 51V49H97L98 47L102 48V49L99 48V53L97 52L98 55H97L96 52L91 51V50L93 49V48H92L93 46L90 47L91 44H89ZM215 41H216V42H215ZM240 41H242V42H240ZM128 42H132V41H128ZM128 42H127V43H128ZM220 42H221V43H220ZM101 43H102V44H101ZM103 43H104L105 46H106V44H107V47H108V45L111 46L110 43H112V46L115 47V48H118L119 45H121V46L125 45V46H123V49L125 48L124 50H125L126 52L122 53V54H124V55H121L119 49L122 50V47H120L119 49H116V50H115V48H114V49L112 48V49L115 50V51H113V53H109V52H108V53L110 54V56H109V54L107 53V50H106V49H108V48H107V47H104ZM113 43H114V44H113ZM115 43H116V45H115ZM117 43H118V44H117ZM218 43H217V44H218ZM241 43H242V44H241ZM249 43H250V44H253L252 46H253V47H257V49H256V48H253L251 45H250V46H251L252 48H249V47H250V46H249ZM224 44H225V45H224ZM243 44H244L245 46H243ZM254 44H255V45H256V44H257V45H261V46H260V47H259V46H254ZM78 45H79V46H78ZM88 45H89V46H88ZM98 45H100V46H98ZM114 45H115V46H114ZM129 45H130V46H128L127 49H129V47H130V48H131V47H132V48H135L134 46H132V44L129 43ZM240 45H241V46H240ZM247 45H248L249 47L245 48ZM77 46H78V48H77ZM80 46H81V47H80ZM84 46H85V47H84ZM112 46H111V47H112ZM83 47H84V48H83ZM88 47L92 48V49H90V52H89V48H88ZM103 47H104V48H103ZM217 47H218V46H217ZM243 47H244V48H243ZM261 47H262V48H261ZM87 48H88V50H87ZM105 48H106V49H105ZM222 48H221V49H222ZM260 48H261V49H260ZM19 49H20V50L22 49V50L20 51L21 54H19V52H18L17 54L20 55V56L22 55V56H21L22 58H21L20 56H18L17 54H15L17 51H19ZM80 49H81V51L83 52V54L80 52ZM84 49H85V50H84ZM94 49H95V48H94ZM109 49H110V47H109ZM250 49L253 50V51H251ZM254 49H256V50H254ZM76 50H77V51H76ZM78 50H79V52L81 53L80 55H79ZM83 50H84V51H83ZM86 50H87V51H86ZM102 50H104V51H102ZM130 50H131V49H130ZM130 50H129L130 53H131V52H134L133 49H132V51H130ZM223 50H222V51H223ZM259 50H260V51H259ZM22 51H23V53H22ZM24 51H26V53H24ZM85 51L88 52V53H93V52H94V53L96 54V56H97L96 58H97L98 60H97V61H96V60H92V59H94L95 57H94V58L91 57V55L88 54V53L85 54ZM110 51L112 52V50H110ZM122 51H123V50H122ZM250 51H251V53H250ZM256 51H257V52H256ZM77 52H78V53H77ZM220 52H221V51H220ZM232 52H233V54H232ZM254 52H255L256 54H258V55L255 54V55H256V58H255V59H253V58L255 57V56L253 55ZM258 52H259V53H258ZM262 52H263V54H262ZM6 53H7V54H6ZM94 53H93V54H94ZM100 53H103V57H101L102 55L99 56ZM116 53H117V55H116ZM118 53H120L121 56H118ZM221 53H222V52H221ZM252 53H253V54H252ZM260 53H261V54H260ZM3 54H6L7 57L4 56ZM13 54H14V55H13ZM23 54H24L25 57H27L28 59H30L29 61H31V60L33 61V62L31 61L33 64L30 63V66H29V65L27 66L29 69L32 70V72H31V70L28 71V69H27V67H26V64H28L29 61H27L28 59L26 60V58L23 57ZM26 54H27V55H26ZM44 54H45L46 56H48L47 59L45 58L46 56H45ZM76 54H77V55H76ZM87 54H88V55H87ZM95 54H94V55H95ZM111 54L113 55V59H114V54L116 55V58H117V59L115 58V60H117V61H118V59H119V57H120V61H118V62H116V63H112V62H114L115 60H114V61H113V60H112V61L107 60L109 57H110V58L112 57ZM230 54H232V55H230ZM249 54H250V55L252 54V55H253V58H251L252 56H249ZM43 55H44V57H43ZM78 55H79V56H78ZM81 55H84L87 59H84V58H83L84 56H82V58H81ZM89 55H90V56H89ZM222 55H223V53H222ZM238 55H239V56H238ZM240 55H241V56H240ZM259 55H260V56H259ZM9 56H10V57H9ZM14 56H15V57H14ZM16 56H17V57H16ZM76 56H77L78 58L80 57L81 59L79 58V61H78V58H77ZM87 56H88V57H87ZM92 56H93V55H92ZM122 56H124V58H123V59H124V63H122V66H121V62L123 61V59L121 58ZM131 56H132V57H131ZM242 56H244V60H245V61L242 60V59H243ZM257 56H259L260 58L258 57V59H257ZM18 57H19V58H18ZM75 57L77 58L76 61H78V62H75V59H74ZM99 57H100V58H99ZM126 57H128V58H126ZM130 57H131V59H130ZM224 57H226V56L224 55ZM227 57H228V56H227ZM227 57H226V58H227ZM10 58H11V59H10ZM12 58H16V59H14V60L10 63V61L12 60ZM20 58H21V60H20ZM235 58L237 59V61H235ZM6 59H8V61H6ZM9 59H10V60H9ZM17 59H19V62H20L21 64L24 65V67H23V65L20 64L21 69H20V67L18 66L19 62H18ZM23 59H24L25 61H27L26 64H24L25 62L22 63V62H23ZM42 59H43V61H42ZM125 59H128V60L126 61ZM133 59H134V57H133ZM251 59H252V60H251ZM1 60H0V61H1ZM39 60H41V62H39L40 65L37 64ZM46 60H47L46 66L49 65V66L52 67V69H53V67H54V70L50 69V70H51V72H50L51 75H50L49 72H47V71L49 70V69H47L48 67L45 66V69H44V67H43V66L45 65ZM87 60H88V61H87ZM91 60H92V61H91ZM110 60H111V59H110ZM129 60H130V61H129ZM255 60H256L257 62H255ZM21 61H22V62H21ZM90 61H91L92 63H90ZM94 61H96L97 63L94 62ZM128 61H129V63H132V64L130 65V67H129V68H130V71H133V72H131V73L128 71L129 69H127V68H126V69H127V71H128L129 73H128V72H127V73L125 72V71H126V70H125V67H128V66H129V65H128V64H129ZM17 62H18V63H17ZM35 62H36V66H37V67H36L35 64H34ZM93 62H94V63H93ZM110 62H111V63H110ZM7 63H10V65H7ZM41 63H42V65H41ZM43 63H44V64H43ZM127 63H128V64H127ZM255 63H258V64H255ZM231 64H232V65H231ZM6 65H7V66H6ZM127 65H128V66H127ZM248 65H249L252 69L249 68ZM256 65H257L258 67H257ZM4 66H5V67H4ZM32 66H33V67H36V69H35V68L32 69ZM39 66H40V67H39ZM120 66H121V67H120ZM123 66H124V67H123ZM235 66H236V65H235ZM235 66H234L233 68H236ZM243 66H244V67H243ZM255 66H256V67H255ZM38 67H39V68H38ZM51 67H49V68H51ZM119 67H120V68H119ZM247 67H248L249 69H248ZM254 67H255V69H254ZM12 68H11V69L8 68V69H7L8 72H9V70H12ZM116 68H119V69L116 70ZM121 68H124L125 71L122 70ZM233 68L231 69L232 72L234 71ZM246 68H247L246 71H245V70L242 71L243 69H246ZM257 68H258V69H257ZM262 68H263V69H262ZM16 69H17V70H16ZM24 69H25V70H24ZM43 69H44V70H43ZM114 69H115V70H114ZM241 69H242V70H241ZM250 69H251V70H250ZM21 70H22V71H21ZM23 70L26 71V72L28 71V73L24 72ZM35 70H36V71H35ZM45 70H47V71H46L47 74H45V73L43 74V73H42L43 71L45 72ZM50 70H49V71H50ZM94 70H95V71H94ZM112 70H114V73L112 72ZM119 70H120V71H119ZM121 70H122V71H121ZM236 70H237V68H236ZM238 70H237V71H234L235 74H237ZM248 70H249L250 73H247L246 75H244V73L248 72ZM253 70H254V71H253ZM0 71H1V69H0ZM2 71H1V72H2ZM4 71H6L5 74H4ZM15 71H16V72H15ZM38 71H39V72H38ZM52 71H53V73H52ZM93 71H94V72H93ZM115 71H117V72H115ZM123 71H124L125 75H122ZM251 71H253V74H252ZM256 71H260V73L257 74L258 72H256ZM11 72H10V73H11ZM22 72H23V75H24V76H25V74H26L25 77L22 75ZM119 72H121V73H119ZM10 73L7 74V75H10ZM37 73L42 75V76L40 75V77H39L40 79H38L39 82L42 81V84H41V82L39 83V82L36 81L37 78H36L35 76H34V78H36V79H33V78L28 79L29 77H33L34 74H36V76H37ZM92 73H93V75L95 74L94 76H95L96 78L92 76ZM109 73H111V75H110V80L108 81L109 78H107L106 75H107V74L109 75ZM255 73H256L258 76H260L261 78H262V77H263V78H262V79H259V78H260V77H259L258 79H256V77H258V76L255 75ZM263 73H264V72H263ZM27 74H29V77H28ZM30 74H31L32 76H31ZM133 74H134V73H133ZM248 74H249V75H248ZM250 74H251V76L253 75V78L250 77V78L252 79V81H254V82L251 81L252 83H249V82H250V79H249V77H247V76H250ZM7 75H6V76H7ZM43 75H44V77H46L47 79H46V78L43 79V78H44ZM49 75H50V76H49ZM120 75H121V76H120ZM254 75H255V77H254ZM2 76H3V78H2ZM20 76H21V77H20ZM22 76H23L24 78H23ZM4 77H5V78H4ZM7 77H9L10 80L12 81V79H13V78H12V73H11V76H7ZM15 77H16V78H15ZM19 77H20V78H19ZM37 77H38V76H37ZM42 77H43V78H42ZM92 77H93V78H92ZM108 77H109V76H108ZM126 77H127V76H126ZM11 78H12V79H11ZM18 78H19V79H18ZM49 78H50V79H49ZM51 78H52V80H51ZM97 78H98L99 81H103V80H101V79H103V78H104V80H106V81H104L103 83L96 84L97 87H98V88L96 87V89H98V90L95 89V86H96V85L94 84L95 82L97 83V81H95V79H97ZM122 78H123V81L125 80L124 82L122 81ZM128 78H127V80H128ZM7 79H8V78H7ZM17 79H18V80H17ZM24 79H25V80H24ZM32 79H33V80H32ZM41 79H42V80H41ZM60 79H61L62 81H63V79H64V81L61 82ZM92 79H94V80L92 81ZM131 79H129V80H131ZM248 79H249V80H248ZM253 79H254V80H253ZM20 80H21L22 82H21ZM27 80H28V82H27ZM30 80H31L32 82L35 80L34 82H37L38 85L36 86V83H35V84H34V83H31ZM45 80H46V81H45ZM47 80H48V81L50 80V81H49L50 84H48V81H47ZM54 80H55L56 82H58V80H60V81H59V82H60V83H59V84H60L59 87H60V88L62 87V88H61V89H57L58 91H56L54 88H52V86H54L55 84H53V85L51 86V84H52V82H54ZM129 80H128V81H129ZM8 81H9V79H8ZM23 81H24V82H23ZM29 81H30V83H29ZM43 81H44V83H43ZM1 82H2V83H1ZM45 82H47V83H45ZM56 82H55V83H56ZM92 82H93V84H92ZM132 82H133V80H132ZM262 82H263V81H262ZM16 83H18V84L15 85ZM24 83H25V84H24ZM26 83H27V84H26ZM88 83H89V85H88ZM90 83H91V84H90ZM98 83H99V82H98ZM22 84H23V85H22ZM31 84H32L33 86H32ZM130 84H131V86H130ZM262 84H263V85H262ZM262 84L260 83L259 85L264 86V83H262ZM14 85H15V87L17 86V89L14 87ZM25 85H27V86H25ZM30 85H31V90H32V88H33V89L36 88L35 90H33V93H32V91H31V93H29V92H30V91H29V90H30V87H28V86H30ZM34 85H35V88H34ZM40 85L43 86V89H42V87H41ZM85 85H86V86H85ZM256 85H254V87H255ZM259 85H258V86H259ZM3 86H4L5 88H4ZM21 86H22L23 89L21 88ZM45 86H46V87H47V86L50 87V88H51V89H50L51 91L49 90V88H48L49 91H46L47 88H46ZM56 86H58V84H56ZM56 86H55V88H57ZM71 86H73L75 89H74L73 87L71 88ZM83 86H84L85 88H91V89H86V91H84V90H83V88H84ZM88 86H89V87H88ZM132 86H133V87H132ZM250 86H249V87H250ZM9 87H10V88H9ZM11 87H12V88H11ZM27 87H28V88H27ZM82 87H83V88H82ZM134 87H135V88H134ZM254 87H253V88H254ZM256 87H257V86H256ZM256 87H255V88H256ZM37 88H38V90H41V89H42L43 92H42V90H41V91H38ZM39 88H41V89H39ZM77 88H80V90H79V89L77 90ZM81 88H82V89H81ZM85 88H84V89H85ZM125 88H126V89H125ZM129 88H130V89H129ZM260 88H261V89H260ZM263 88H264V87H263ZM11 89H12V90H11ZM18 89H19V91L21 90V92H18ZM26 89H28V90H26ZM45 89H46V90H45ZM53 89H54V90H53ZM73 89H74V90H73ZM93 89L97 91V94H96V91H94ZM131 89L133 90V92H132L133 94H132V93H131V94L129 93V91H130ZM258 89H259L260 91H259V90L256 91V90H257V88H256V89H255V92L257 93V98H260V97H258V96H260V95L262 94L261 92H264V89H263V91H261V90H262V87H261V86H260ZM14 90H16V91H14ZM22 90H23V92L26 91V92H25L26 94L22 93ZM24 90H25V91H24ZM60 90H61V91L63 90V93H64L66 96H70L71 93H72V95H73L74 97H76V98H77V96H80L81 93H82V95H81L82 97L80 96L79 98H80V99H81V98L84 99V101H85V98H86V101H85V102H87V100H88L89 98H91V99L88 100L87 103H84V101H82V99L80 100V99H78V98H77V99L75 98V99H76V102L78 103V106H77V104H75L76 102H73V103H74V105H73L74 107L71 106V107L74 108V111H76V114H79V115H80V113H79L80 109H79V111H78V113H77V110H76V108H75L76 106H77V107H81V108L84 107V106H86V107H84V108H85V110L87 109L86 111L84 110V108L81 109V111H82L81 114H82L83 122H82V121H79V119H81V116H77V119L74 118L76 123L72 121L73 118L71 119V121H72L73 123H75V124L78 123V124H79V123H81V122L84 123V122L86 121V122H85V124H86V123L88 122V118H87L88 115H89V117H90V119H89V123H87L86 126H85V124H84V126H83V124H82V125L80 126L81 128L79 129V131H78V126H79L80 124H79L78 126L76 125L77 127H74L75 124L72 125L71 122H70V119H66L67 117H69V115H70L69 113L71 112V110H70V112L66 111V109H68L69 106L66 108V106H65L63 103H61V104H63V106H65V110H64V108H62L63 106L60 105V108H59V109L62 110V112H61V111L58 110V108H56V105H57V104L55 105V101H54V103L52 102L53 99H54V97H53V99H51V98H52V97H51V96H52V92L55 91V92L57 93V94H56V96H57V95H60V94H58V92L61 93ZM64 90H66V93H65ZM68 90L70 91V95H67V94H69V92H67ZM81 90H82V92H81ZM88 90H89V92L93 90V91L91 92L92 95H91L89 92H87ZM11 91H12V93H11ZM28 91H29V92H28ZM36 91H37V92H36ZM72 91H73V92H72ZM74 91H75V93L78 92V93H77V96L74 94ZM83 91H84V92H83ZM125 91H126V92L128 91L129 96H130V95L133 96V97L136 96L138 99H137V98H133V99L131 100V97L129 98V96H128L127 93H126L127 96L125 95ZM134 91H135V92H134ZM8 92H9L10 94H8ZM16 92H17V94L22 93V94H23V95L21 94L22 97L20 96V94H19L18 96H19L20 98H23V100H25V101H26V99H28V102H27V101L25 102V101H23L22 99H18L19 97L16 95ZM38 92H39V93H38ZM41 92H42V93H41ZM45 92H47V93L49 92L50 94H49V93H48V94L51 95V96L48 97L47 93L45 94ZM85 92H87V94H89L88 97H87V94H86ZM94 92H95V94L98 95V96H96L95 94H94V95H95V96H94V95H93ZM258 92L260 93V95H259ZM13 93H15V95H16L18 98H15V97H16L15 95H14L15 97H14V96H11V95H13ZM34 93H36V94H34ZM40 93H41L42 97L40 96ZM5 94H8V95H5ZM29 94H30V95H29ZM31 94H33V95H31ZM38 94H39V97H38ZM134 94H135V95H134ZM2 95H4L3 98H2ZM24 95H25V96H24ZM36 95H37V96H36ZM43 95H44V96H43ZM53 95H55V93H54ZM61 95H62V94H61ZM72 95L70 96L71 98L73 97ZM7 96H8V97H7ZM9 96H11V97H9ZM26 96H27V98H26ZM62 96H63V95H62ZM62 96H61V97H62ZM66 96H64V98H67ZM240 96H241V94H239V97H240ZM242 96H244V94H243ZM245 96H246V95H245ZM31 97H32V98H31ZM35 97H37V98L35 99ZM43 97L46 98V99H45V100H46V103H45V101H43V100H44ZM74 97L72 98L73 101H75ZM261 97H262V98H260V101H259L257 98H255V99H257L256 101H258V102L260 103V102L263 100L264 94H262ZM5 98H6V100L2 102V100H4ZM7 98H9V99L12 98V99H14V100H12V99L9 100V99H8V101H7ZM40 98H41V100H40ZM47 98H48V99H47ZM55 98H56V97H55ZM94 98H95V99H94ZM243 98H244V97H243ZM245 98H246V97H245ZM16 99H17V100H16ZM29 99H31V101H30ZM32 99H33V100H32ZM59 99H62V98H59ZM59 99H57V100H59ZM68 99H69V98H68ZM92 99H93V100H92ZM121 99H123V100L125 99L124 102H123V100H122L123 103H122V102H121V103L119 102ZM19 100H20V101H19ZM49 100H50V101H49ZM55 100H56V99H55ZM63 100H64V99H63ZM72 100H71V102H72ZM78 100H79V101H78ZM94 100L97 101V103H98V104H97V107H96V105H95V103H94V102H95ZM135 100H136V101H135ZM247 100H248V98H247ZM9 101H10V103L8 104ZM32 101L34 102V104H33ZM35 101H36V102L38 101L37 104H36ZM68 101H69V100H68ZM68 101L66 100L65 103H67ZM81 101H82V102H81ZM89 101H90V102H89ZM91 101L93 102V104H92ZM249 101H250V100H248V102H249ZM11 102H12V106H13V103H16V104H14L15 106L11 107V109H10V108H8V107L10 106ZM19 102H21V103L19 104ZM23 102H25V103H23ZM29 102H31V104H30ZM40 102H42V103H40ZM56 102H57V101H56ZM71 102H70V103H71ZM99 102H100V103H99ZM116 102H117V103H116ZM131 102H133V103L135 102L138 106L135 105V104H131ZM139 102H140V101L138 100V103H139ZM263 102H264V100H263ZM263 102H262V103H263ZM1 103H2V105H4V106H2ZM4 103H5V104H4ZM17 103H18V104H17ZM22 103H23V104H22ZM27 103L30 105L31 108L28 107V104H27ZM39 103H40V106H39ZM43 103L47 104V106H46L45 104H44V105H41V104H43ZM48 103H50V104H48ZM51 103H52V105H51ZM70 103H69V104H70ZM73 103H72V104H73ZM80 103H81V104H80ZM90 103H91V104H90ZM101 103H102V104H101ZM118 103H120L121 105L124 104V105H123L124 109H125V108H127V109L129 108V110H130V109L132 110L133 108H131V107H134V109H133V111H132L133 114H134V118L137 117L136 115H138V117H139L140 114H141V117H142L143 119H141L140 117L137 118V119H136V122L139 121V119H140V122L135 123V124H136V125L139 124L140 126H139V125H138V126H139V127H142V128H139V127H138V128H139V129H138V128L136 127V125L133 124V123L135 122V119H134L133 116H132L133 114H132L131 110H130V111L128 110L129 112L127 111V113H128V114H129V113L131 114L132 117H129V118H130V119L133 118L134 121H133V119H132V121L129 122V119L127 118V115H126L127 113L125 112L126 114H124V111H122V113L125 115V116H124V115L122 114V117H124V118L118 116V115H120L119 113H121L120 111H121V110H124V109H122L123 107L120 108V106H119L120 104L118 105ZM26 104H27V106H26V108H24V110H25V112H26V111H29V112H30V113L28 112L29 115H28V113H27V115H26L27 117L25 116L26 113L23 111V107H24ZM32 104H33V106H32ZM53 104H54V107H55V108L52 107ZM79 104H80V105H79ZM82 104H84V105H82ZM87 104H88L90 107L94 105L93 107H94V108L96 107V109H93V107H91L92 110L90 111V110H89L90 107H88ZM99 104H100V105H99ZM263 104H264V103H263ZM7 105H8V106H7ZM18 105H19V106H18ZM20 105H21V107H20ZM37 105L40 107V108H39L40 110H42V111L45 110V111H44L43 113L40 111V114H38L39 111H38V113H37V110H38V106H37ZM49 105H50V106H49ZM58 105H59V104H58ZM58 105H57V106H58ZM67 105H68V104H67ZM117 105L119 106L118 109H117V111H118L119 109H121V110L118 111L119 113H118L117 111H116V112L113 111V110L116 109V106H117ZM125 105H126V106H129V107H125ZM131 105H135V106H131ZM1 106H2V107H1ZM5 106H6V107H5ZM35 106H36V107H35ZM43 106H44V108H43ZM61 106H62V107H61ZM101 106H102L103 108H101ZM104 106H106V107L104 108ZM110 106H111V107H114V106H115V109H114V108L111 109ZM136 106L139 107V109H138ZM4 107H5L6 112H5V110H4ZM17 107H18V108H17ZM32 107L35 108V111H36V112L33 111V108H32ZM41 107H42V108H41ZM47 107H48V108H47ZM49 107H51V108H50L51 111H50ZM58 107H59V106H58ZM99 107H100V109H102V111H100ZM107 107H108V108L110 107V109H109V110L106 109ZM135 107H136V110H140V109H141V110H140V111H137V112L135 113ZM12 108H13V109L15 108V110H13ZM16 108H17V109H16ZM28 108H29V109H28ZM46 108H47V109H46ZM61 108H62V109H61ZM73 108H72V110H73ZM88 108H89V109H88ZM97 108H98V110H97ZM7 109H8V110H9V109L11 110V111H9V112H11V114L8 112ZM20 109H21V110H20ZM52 109H53L54 111H53ZM105 109H106V112H108V111H110V112L112 111L113 113L115 112V113H116V117H115V114H112V113H109V114H108V113H105V112H104ZM127 109H125V111H126ZM47 110H49V112H48ZM55 110H58L59 113H57ZM68 110H69V109H68ZM83 110H84V111H83ZM107 110H108V111H107ZM12 111H14V112H15V111H16V112L18 111L19 114H20L21 116H20L18 113H13ZM63 111H65L67 114H65V112H63ZM74 111L71 112V116H72V117H75V116H76V115L73 116L74 113H75ZM89 111H90V112H89ZM97 111H98V112H97ZM99 111H100V113L102 112L103 114L100 115ZM20 112H21V113H20ZM22 112H23V115H22ZM31 112H32L33 114H32ZM45 112H46V113H49V114H50V112H56L57 114H56V113H53V114L51 113V115H55V114H56L55 117H57V118H55V121H56V119H57L58 123H59V124L62 123V125H67L66 123L69 122L71 125L68 124V126H66V127H65V126L62 127V125H61V126L58 125V128H57V127H56V125H57L56 122H53L54 119H51V121H52L54 124H53V123H48V122L46 121L45 117H46V116L48 117V114L46 115ZM83 112H84V114H83ZM93 112H95V113H93ZM138 112H140V113L138 114ZM12 113H13V114H12ZM34 113H35V114H34ZM60 113H61V114H60ZM63 113H64V116H65V117H64V116H61L62 119H59V118H60V115H63ZM72 113H73V115H72ZM88 113H90V114H88ZM91 113L94 114V115H95V114H96V115H97V114L100 115V116H97V117H96V115H95V117H96V122H95V119H94V118H95L94 115H91ZM117 113H118V115H117ZM15 114H17L18 117H16L17 115H15ZM36 114H37V115H36ZM44 114H45V115H44ZM104 114H106V115H107V114H108V115H112V116H109V119H110V117H112V119H114V121H115V119L118 117V121H115V122H113L112 119H110V121H112V123H113V124H111V127H112L111 129H110V127H109L110 125H108V128H107V125H106V123H105V122H106L105 119H107V124H109L110 121H109L108 117L105 118L106 116H105ZM130 114H129V116H130ZM135 114H136V115H135ZM9 115H10V116H9ZM13 115H14V117H13ZM34 115H35L36 119H38L39 116H43V115H44V116H45L44 118H43V117H42V118L39 117V119H40V121H41V119H43L44 122H43V121H41V122L46 123V124L48 123V125L45 124V125H46V127H45V125H43V123H42V125H43L42 127H43V128H42V127H41V128H40V127H37V126H41V123H40V125H38V123H39L40 121H36V119H35V117H34L35 122H38V123H35V124L37 125V126L35 125L36 128L33 127V124H34V122H33V116H34ZM38 115H39V116H38ZM86 115H87V116H86ZM102 115H103V116H102ZM113 115H114V116H113ZM142 115H143V116H142ZM22 116H24L25 118H27V121H26V119L24 118L26 122H23V123H22V127H21L19 124H21V122H22V119H23ZM29 116H30V118H28ZM31 116H32V117H31ZM37 116H38V117H37ZM58 116H59V117H58ZM85 116H86V117H85ZM3 117H4V118H3ZM15 117H16V119H15ZM50 117H51V116H50ZM52 117H54V116H52ZM63 117H64L65 119H64ZM83 117H85V118H83ZM92 117H94V118H92ZM100 117H102V118H100ZM125 117L128 119L127 123H130V124H129V126H128L129 128H128V127H122V130H123V128H125L124 131H127L126 129L131 130V129L133 128V127L130 128V126H131L132 124L135 125L134 127H136V128H133V130H132L133 133H131V131H129L130 133L128 132L130 135L128 134L127 137H125V136H121L120 134H122L124 131L121 132V131L119 130V129L121 128V126H122V125H120V124H123L124 126L127 125V124H125V122H123V121H125V119H126ZM12 118L14 119V122H13V119H12ZM18 118H19V119H18ZM20 118H22L21 121H20ZM69 118H70V117H69ZM97 118H99V119H97ZM121 118H122V119H121ZM1 119H2V122H1ZM3 119H4V121H3ZM24 119H23V121H24ZM28 119H29V121H28ZM30 119H31V121H30ZM49 119H50V118H49ZM93 119H94V121H93ZM101 119H102V122H101ZM119 119H121V122H122V123H120ZM19 121H20V123L18 124ZM59 121H61V123H60ZM62 121H63V122L65 121L64 124H63ZM98 121H100V122H98ZM142 121H143V123H142ZM5 122H6V123H5ZM11 122H12L13 124H10ZM31 122H32V123H31ZM91 122H94V123H91ZM108 122H109V123H108ZM117 122H119L120 124H118ZM2 123H3V124H2ZM7 123H8V124H7ZM15 123H16V124H15ZM97 123H98V124H97ZM100 123H101V124H100ZM116 123L119 125V127H118V125L116 126ZM140 123H142L143 125L140 124ZM23 124H24V125H23ZM25 124H26V125H25ZM30 124H32V126H30ZM49 124H50V125H49ZM55 124H56V125H55ZM88 124H90V125H88ZM96 124H97V126L99 125L98 127L101 128V129L104 127V128L102 129V132H101V129H99V128L96 126ZM2 125H4V126L2 127ZM9 125H10V126H9ZM12 125H14V126L12 127ZM16 125H18L19 127H17ZM51 125L54 126V129H53V126H51ZM92 125H93V127H92ZM100 125L103 126V127H101ZM104 125H106V126H104ZM133 125H132V126H133ZM5 126H6V127H5ZM23 126H24V127H23ZM27 126H28V128H27ZM71 126L74 127L75 129H74V128L72 129ZM87 126H88V127H89V126L91 127V128H90L91 130H90L89 132H88V130L86 129ZM94 126H95V127H94ZM115 126L118 127L119 129L116 128ZM25 127H26V128H25ZM47 127L50 129V130L48 129V132L46 131V130H47ZM60 127L63 128V129L65 128L66 130H62ZM84 127H86V128H85L86 130L84 129L86 132H84V130L82 129V128H84ZM114 127H115L116 129H118L119 131L117 132V131L114 129ZM9 128H10V129H9ZM29 128H30V130H28L29 132H26V133H25V131H27V129H29ZM37 128H38V130H37ZM39 128H40V129H39ZM51 128H52V129H51ZM59 128H60L61 130H60ZM92 128H93L94 132L97 130L96 132H99V133H94V132L92 131ZM105 128H106V130H105ZM144 128H145V130H143V131H144L145 133H144V132H141L142 130H140V129H144ZM7 129H8V130H7ZM34 129L37 130V131H39V133H41L40 136H42V137H39V136H38V138H37V137L35 138L34 136H37V133H38V132L35 131ZM42 129H46V130H43V133H42ZM67 129H69L70 131L67 130ZM71 129H72V130H71ZM88 129H89V128H88ZM112 129H113V130H112ZM137 129H138V130H137ZM24 130H25V131H24ZM31 130H32V133L35 131L36 135H35V133H33V135H32V134L30 133ZM51 130H53L54 133H55L54 130H56V131L58 130V132H59V130H60V131H64V132H65L64 134H63V132H62V133L59 132L60 135L58 134V132H56V134H55L56 136L53 134L54 137H55V139H56V138H59V140H60V139L62 140L63 137H64L65 140H67V141H65V140L63 139L62 141L60 140L61 143H60V142H57V143H58V144L60 143L59 145L62 146V147L65 145V144H63V143H66V146H64L65 148H66L67 146H70V147H71V145H72L71 148H73V149H70V147H67L66 149L69 148L70 151L73 150L72 153H74L73 156H75V157H74L75 160H78L79 158L82 159V160H78L77 163H76V162L74 163V167H73V169L75 168V169H78L79 171H81V170H80L81 167L83 166V169H84V165L86 166V162L88 161V159H89L90 162H89V164H87V166H88V165L90 166V165H92V163H91V162H93L92 160H93L94 158H96L95 161H98L97 157H99V162H101L100 167H99L98 165H97V167H95V166H96V164H95V166H91V169H88V168H90V167H85V169H86V168L88 169V170H86V171H84L85 169H84V170L82 169L83 174H86V175H84L85 178L88 177L87 179H85V180H83V181H84V182L88 181L89 183L87 182L85 185H83L84 182H83V183H80V182H82L81 180L84 179V178H81V176L78 178V176H77L76 174L79 175V172L76 171V170L70 169L69 166H71V164H69V160H66L67 163H68L69 165H68V164H65V163H64V165H63L62 162H61L60 160H58V158H57V159L54 158L55 156L53 155V156H54V157H53L51 154L48 155V156H49L48 158H51L50 156H52V157L55 159V161L58 160V161H57L58 163L61 162V163H59L60 165L62 164V166H63V167L61 166V171L64 170V169H66V168H64V167H66V165H68L67 167H69L70 171H71V172H72V171H73V172L75 171V172H74L75 174L72 172L74 175L71 176V175H67V174H64V173H60L61 171H59V173H60V177H62V178H59V175H58V173H57V170H56V173H55V171H54V165H56V164H54V163H57V162H55V161L52 162V161H53V160H52L53 158H52V159H51L52 161H50V163L52 162L54 165L52 166V163H51V168L53 167V169L50 168V170H53V171H52L53 173L50 174L51 176L48 174V175L50 176V177H48V178H51V177H53V178H51V179L45 178L44 175H46V173L49 171V167H50V164H49V165H48V170H47V169H44V167L47 166V164H45V163L49 162L48 160H50V159L46 160V158L43 157L44 160L47 161V162H44V161L41 162V160L43 159V158H41V157H42V154H41V153L44 152V149H45V147L42 148V147L44 146L43 142H44L45 140L48 139L47 141L49 142V144H52V143L55 141V140L53 139V137H52V134L48 135V133H51V132H50ZM73 130H74L75 132H79V133L77 134V133H75ZM80 130H81V131H80ZM82 130H83V134L85 133L84 135L82 134ZM98 130H99V131H98ZM103 130H105L106 133H105ZM134 130H135V132H134ZM149 130H150V129H149ZM45 131H46V132H45ZM71 131H72V132H71ZM107 131H109V132H107ZM110 131L113 132V135H114V136H116V135H117V136L119 135V136H118V137L111 136L112 134H111V135L109 134ZM22 132H23V134H26L25 136H28V137L30 136L31 138H32V136H33L32 140L30 139V141H27V139H26L27 142H23V139H21V138H22V136L24 137V135H22V136L20 137V135L22 134ZM53 132H52V133H53ZM67 132H68V133H67ZM69 132H70V134H69ZM87 132H88L89 134H90V132H92L93 134H96V135H94V137H93V139H92V140H95L96 142H93L92 140H91V141H92V142H91V141L89 140L88 137H91L93 134L91 133V134H90L91 136H89V134L87 135ZM100 132H101V135H100ZM17 133H18V135H16ZM45 133H46L47 138H46V136H45ZM72 133H73V134H72ZM74 133H75V134H74ZM104 133H105V134H104ZM114 133H115V134H114ZM117 133H118V134H117ZM125 133H126V132H125ZM135 133H137L138 139H139V135H140V139H139V140H140L141 142H140L138 139H136V138H135L136 141L134 142L133 134H135ZM143 133H144V134H143ZM146 133H147V134H146ZM28 134H30V135H28ZM43 134H44L45 139H44V137H43ZM67 134H68V135H67ZM80 134H81V135H80ZM108 134H109L110 136H109ZM126 134H127V133H126ZM138 134H139V135H138ZM38 135H39V134H38ZM61 135H62V137L60 138L59 136H61ZM64 135H65V136H64ZM86 135H87V137H86ZM99 135H100L101 137H103V136L105 135V136L103 137L104 139L101 138ZM107 135H108V136H107ZM123 135H124V134H123ZM144 135H145V136L147 135V136L141 138V136H144ZM149 135H150V138H149ZM17 136H18V138H17ZM76 136H77V139L75 138ZM81 136L84 137V138H81V139H80L79 137H81ZM96 136H97V140H96V138H95ZM98 136H99V137H98ZM130 136H131V137H130ZM135 136H136V135H134V137H135ZM137 136H136V137H137ZM19 137H20V139H19ZM30 137H29V138H30ZM48 137L51 138V139H53V142H52V143H50L51 140L49 141V138H48ZM109 137H110V138H109ZM113 137H114V138H113ZM147 137H148V139H147ZM14 138H16V141H15ZM25 138H26V137H25ZM29 138H28V139H29ZM40 138L43 139L44 141L42 142V140H40ZM67 138L69 139V141H68ZM74 138H75V140H77V141H76V142H77L76 144H75V142H74L75 140H73ZM108 138H109L110 140H111V139L113 140V142H114V146H115L116 148H117V145H118V146L120 145V150H121V152H122L121 154L119 153L120 150H118V148L116 149V148L112 145V144H113L112 140H111V143H110V142H109L110 140H109ZM129 138H132V139L130 140ZM143 138H144V139H143ZM37 139H38V140H37ZM84 139H85V140H84ZM102 139H103V140H102ZM105 139H107V143H108V144H105L106 146L111 144V145L109 146V148L105 147V145H104V143L106 142ZM114 139H115V140H114ZM145 139H147V140H145ZM18 140H20L22 143H25L26 146H27V144H28L29 146L25 147V145H23V146H24V147H23V146H22V143H20V141H18ZM39 140L41 141L42 144H41V143L38 144V143L40 142ZM56 140H57V139H56ZM71 140H72V141H71ZM83 140H84V141H83ZM98 140H99V141L102 140V141H100L101 143L104 141V142H103V145H104V146H103L101 143H99V144H101V145H100L101 147L99 146V144H98L97 146H95V145L99 142ZM116 140L119 142L118 144H117V141H116ZM143 140H144V141H143ZM262 140H264V139H262ZM1 141L3 142V146H2ZM10 141H14V142H16V143L13 142V143H14V146H15V149H14L13 143H12V146H13V147L11 148V146H10V144H9V143H11ZM31 141H32V142L35 141V143L32 144V143H30ZM38 141H39V142H38ZM78 141H79V142H78ZM81 141H82V145H81ZM85 141H86V142H85ZM87 141H88V142H87ZM97 141H98V142H97ZM115 141H116V142H115ZM146 141L149 142V143H148V144H149V148H147V149H148V150L150 149L149 151H150L151 154H148L149 151L145 150L146 147H148V145L145 146V145L147 144ZM6 142L8 143L7 146H6ZM17 142H19V144H18ZM37 142H38V143H37ZM55 142H56V141H55ZM55 142H54V143H55ZM62 142H63V143H62ZM68 142H69V143H68ZM89 142H91V143H89ZM132 142H134L135 144H136V142H137V144H139V145L136 146V145H134ZM45 143H46V141H45ZM54 143H53V144H54ZM67 143H68V144H67ZM70 143H71V144H70ZM73 143H74V144H73ZM94 143H95V145H94ZM141 143H142V144H141ZM15 144H16V145H15ZM17 144H18V146H17ZM30 144H31V145H30ZM47 144H48V143H46L45 145H47ZM78 144H80L81 147H84V146L86 147L88 144H90L91 146L88 145L89 148H88V146H87L86 148L84 147V148L81 149V147H80ZM84 144H86V145H84ZM151 144H152V145H151ZM42 145H43V146H42ZM55 145L57 146L56 143H55ZM73 145H75V146L73 147ZM83 145H84V146H83ZM133 145L136 146V147H133ZM19 146H20V148H22V149H24V150H25V148H26V151H27V152H28V151H29L30 153H31L32 151H33V152H32L31 154H29V152H28V153L25 152L26 154H25V157H24V154H23V156H22V154L20 155V154L18 153V152L24 153V150H22V151H21V150H20V151L18 150V152L15 151V150H17V149H20ZM21 146H22V147H21ZM32 146H34V147L32 148ZM41 146H42V147H41ZM47 146H48V145H47ZM47 146H46V147H47ZM52 146H54V145H52ZM52 146L49 145V148L51 149L50 151H51V152H52V151H53V152H56V150H52V148H54V147H52ZM77 146H79L80 151L82 150L83 152H82V151L80 152L79 149H77V148H78ZM93 146L95 147V149H96L97 152H96L95 150L92 151V149H94ZM98 146H99L102 150L106 148V149L108 150V152H110L111 149H112V151H111L110 153H107V152H105V151H107V150L102 151ZM111 146H113V147H114V150H116V151L113 150V147L110 148ZM130 146H132V149L134 148L136 152L138 151V152L136 153V154H137L136 156H137L138 158L140 157V152H141V154H142L143 151L145 150V151L147 152V153H146V152L144 151V152H145L144 154H146V155H144L145 157L143 156V154H142V156H141V157L145 158V160H144L143 158H141V157H140L141 160H140V159H139V161L136 160L137 157H136V156H132V153H131V152H133V150L130 148ZM139 146H140V147H139ZM150 146L152 147V149H151ZM17 147H18V148H17ZM39 147H40V148H39ZM51 147H52V148H51ZM62 147H61V148H62ZM90 147H92V148H90ZM96 147H98V149L100 150V152H101V151H102V152H101V154H99V156L94 157V158L92 157L93 159H91V156H90L89 153H88L90 150H91V151H90V154L93 153V152L96 153L95 155L91 154V155H93V156H96V155H98V153H100L99 150H98ZM103 147H105V148H103ZM261 147H262V151H263V154L261 153V155H263V157H261V155L259 154V155H258V159H256L257 157H256L255 159H256V160H259L260 157H261V158H263V159L261 160L262 163H263V161H264V143L261 144ZM57 148H58V146H57ZM74 148H75V149H74ZM87 148H88V150H89V149H90V150L88 151ZM141 148H145V149H141ZM154 148H155V149H154ZM10 149H11V151H8V150H10ZM28 149H30V150H28ZM39 149H41V150H40L41 152L39 151ZM55 149H56V148H55ZM62 149H63V148H62ZM66 149H65V150H66ZM69 149H68V151H69ZM84 149H85V150H84ZM136 149H137V150H136ZM140 149H141V150H140ZM259 149H261V148H259ZM13 150H14L15 152H13ZM42 150H43V151H42ZM45 150H46V149H45ZM47 150H49V149H47ZM47 150H46V151H47ZM57 150H59V149H57ZM60 150H61V149H60ZM75 150H76V151H75ZM6 151H8L10 154H8ZM46 151H45V152H46ZM50 151H49V152H50ZM62 151H64V150H62ZM62 151H61V153H62ZM74 151H75V152H74ZM78 151H79V152H78ZM85 151H87L88 154L85 153ZM113 151H114V153H113ZM118 151H119V152H118ZM129 151H131V152L129 153ZM135 151H134L133 153H135ZM262 151H261V152H262ZM3 152H4V153H3ZM37 152H39L40 154H38ZM51 152H50V153H51ZM57 152H58V151H57ZM57 152H56L55 154H56V155L58 154V156H59V153H57ZM59 152H60V151H59ZM64 152H65V151H64ZM77 152H78L79 154H78ZM103 152H104V154H103ZM116 152H117V153H116ZM156 152H157V151H156ZM259 152H260V150H259ZM11 153H12V154H11ZM17 153H18V155L20 156L19 158H18V155H15V156H14V154H17ZM36 153H37V156H36ZM61 153H60V154H61ZM66 153H67V156H66V154L64 153V155H65L66 157H68V155L70 156V154H72L71 152H70V154H69V153L67 152V150H66ZM75 153H77L78 155L75 154ZM83 153H84L85 155H83ZM105 153H107V155H108V154L110 155V154L113 153V154H112L113 158L118 157V160H117V158H116V161L118 162V164H117V162H116V163L114 162V160H113V158L111 157V155L108 156L109 158H108V157L106 158V154H105ZM4 154H5V155H4ZM27 154H29V156H30V160H31L30 162H33V163L28 162V161H29V159H28L29 156H27ZM43 154L46 156V154H48V153L46 152V153H43ZM80 154H81V157H80ZM86 154L89 155V156H87ZM102 154H103V155H102ZM114 154H116V155H114ZM118 154H119L120 156H122V157H119ZM122 154H125L124 157H126V158H127V155H128V156L130 155L129 157H132V158H131V162H133V164H136L137 162H138V163L140 162L141 164H139V167L137 166L138 164L135 165L136 167H135L134 165H133V167H131L132 165H130L129 168L126 169V166H128V164L130 163V161L128 162L127 160H128V159L130 160V158L128 157L127 160H124ZM8 155H10V156H11V155L14 156L15 159L18 158V159H17L18 161H17V160L15 161L14 157H12V158H11L10 156L8 157ZM44 155H43V156H44ZM76 155H77V156H76ZM101 155L104 156V157H102V158H104L103 160L106 159V162H108V163H106V165H104V166L102 165V161L100 160V159H102V158H100ZM117 155H118V156H117ZM138 155H139V156H138ZM148 155H149L150 157H149V158H148V157L146 158V156H148ZM60 156L63 157V155H60ZM86 156H87L88 159H86V162H84V161H85L84 159L86 158ZM154 156H156V154H154ZM7 157H8V158H7ZM34 157H35V159H34ZM70 157H71V156H70ZM70 157H68V158H70ZM77 157H78V159H77ZM82 157H83L84 159H83ZM89 157H90V158H89ZM110 157H111L112 159H111ZM156 157L158 158V154H157ZM21 158H22L23 160H21ZM26 158H27V159H26ZM32 158H33V159H32ZM37 158H38V159H37ZM39 158H41V159H39ZM68 158H67V159H68ZM72 158H73V157H72ZM133 158H135V159H133ZM138 158H137V159H138ZM13 159H14V160H13ZM19 159H20V160H19ZM59 159H61V158H59ZM63 159H64V157H63ZM74 159H72L71 162L75 161ZM90 159H91V160H90ZM108 159H109V160H108ZM121 159H123L122 161H124V162L127 161V162H126L127 164H126V163H125V164L121 163L122 166L120 165V167H119V163L122 162ZM142 159H143V160H142ZM12 160H13V161H12ZM26 160H28V161L26 162ZM35 160H37L38 163H37ZM39 160H40V161H39ZM64 160H65V159H64ZM64 160H62V161H64ZM70 160H71V159H70ZM83 160H84V161H83ZM110 160H112V161H110ZM132 160H133V161H132ZM250 160L252 161L253 158H250ZM9 161H10V162H11V161L13 162V163L11 162L12 165H13V171H12V169H11V167H12L11 163H10L9 165H7V164L9 163ZM22 161H23V162H22ZM34 161H35V164H34ZM66 161H65V162H66ZM82 161H83L84 165H83V164H80V165L78 166V164H79L80 162H82ZM135 161H137V162H135ZM261 161H259V162H261ZM7 162H8V163H7ZM14 162H15V163H14ZM16 162H17V163H16ZM20 162H21V163H20ZM24 162H25V163H24ZM39 162H40V163H39ZM43 162H44V163H43ZM99 162H96V163H99ZM104 162H105V161H104ZM109 162H110V164H109ZM111 162H112V165H111ZM134 162H135V163H134ZM143 162H145V163H143ZM252 162L254 163V161H252ZM252 162H251V163H252ZM256 162H257V161H256ZM256 162H255V163H256ZM2 163H3V164H2ZM28 163H29V164H28ZM36 163H37V164H36ZM41 163H42V165L45 164V166H42V168H41V166H40ZM113 163H114L116 166H118V168H117L118 170H116V171H118V172L115 171L114 173H112V171H114V170L116 169V166H115ZM20 164H21L23 167H22V166H19ZM30 164H31V165H30ZM32 164H33V165H32ZM59 164H58V165H59ZM72 164H73V163H72ZM93 164H94V162H93ZM107 164H108L109 166H111L112 169H111L110 167H108ZM130 164H131V163H130ZM154 164H151V166H152V165L154 166ZM15 165H18V168H19V169H20V168H21V169L24 168L26 165H30V166H31V167L29 166L30 169H32V167L34 168V169H32L34 175H35L37 172L40 171L39 173L36 174V175H38V174L40 175V174H41V177L38 178V176H37V179H39V182H38V180H37V181L35 180V179H36L35 176H33L32 174H30V172H31V171L29 172L30 169H29V170H26V169H27L26 167H25L26 169H22V172H23V170H26V175L29 174V176H26V175H24V173L21 174V169L18 170V168H17ZM34 165H38V166L34 167ZM123 165H125V166H123ZM76 166H78V167H76ZM80 166H81V167H80ZM102 166H103V167H102ZM106 166H107V168H110V169H109L110 171H109V170H108V171H109L111 174L105 172V170H107V168H104V167H106ZM141 166H142V165H141ZM144 166H143V167H144ZM151 166H150V168H151ZM263 166H264V165H263ZM8 167H9V168H8ZM14 167H15V169H17V175H18V173L20 172V173H19L20 176H22V177H23V175L25 176L24 179H23L22 177H20L21 180H18L19 178L17 177V175H16L15 178H14L13 175H15V171H16V170L14 169ZM27 167H28V166H27ZM39 167H40V169L42 170V172H41L40 169H38V171L35 169V168H39ZM92 167L99 168V169H100L99 172H104V173H103L104 176H102V178H105V177H106V178H105L106 181L104 182L105 179L103 180V182H104L106 185L104 184V187H103V183L100 184V185H102V187L104 188V192H105V193H107L109 190L112 191V192L110 191V193H108V197H107L106 194H103V196H101V194L103 193V192H102L103 190L101 191L102 193H101L100 191H98L99 189L101 190V188H102V187L100 188V185L98 186L99 183H97V182H99V181L102 180L101 177L99 178L100 180H98V178H97V180L93 179V180L96 181V184H97V185L94 184L96 187H95L93 184L91 185V182H90L91 178H89V177H90V175H91L92 173L94 174V172H95V175H97V174H96V173H97L96 171L98 170V169H95V168H94V170H95V171H94V170L92 169ZM101 167H102V168H101ZM122 167H123V168H122ZM46 168H47V167H46ZM58 168H60V166L57 167V169H58ZM63 168H64V169H63ZM119 168H120V169H119ZM132 168L134 169V171H133ZM139 168H141V169H139ZM150 168H149V169H150ZM101 169H103V171H102ZM130 169H131V170H130ZM137 169H139V170H138V173L141 172L140 175L134 173L135 170H137ZM149 169H148V167H147L145 170H149ZM2 170H3L4 173L2 172ZM46 170H47V172H46L44 175H42V173H44ZM58 170H60V169H58ZM90 170H93V172L90 171ZM126 170H127V172H126ZM128 170L133 171V172H132V173H133V176H134V178H136L135 181L133 180V178L131 179V177H133V176H132V173H131L130 171H128ZM145 170H144V171H145ZM5 171H6V172H5ZM27 171H28V173H27ZM34 171H35V173H34ZM36 171H37V172H36ZM66 171H69V170H66ZM89 171L92 172V173L90 174ZM255 171H257V170L255 169V170L253 171L252 178L254 177L255 179H258V178H260V176H261V179H262V176H264V175H261V173L259 174V170H258V171H257L258 174H259V177H258V174H257V172H255ZM12 172H13V175L10 174V173H12ZM24 172H25V171H24ZM50 172H51V171H49V173H50ZM62 172H64V171H62ZM71 172H70V173H71ZM76 172H77V173H76ZM85 172H87V173H85ZM129 172H130V173H129ZM150 172H151V171H150ZM150 172H149V173H150ZM254 172H255V173H254ZM2 173H3L4 175H3ZM54 173L57 174V175H55ZM65 173H66V172H65ZM116 173H117V174H116ZM145 173H144V174H145ZM149 173H148V175H149ZM53 174H54V176H53ZM63 174H64V176L67 175V176H65L66 178L63 177ZM68 174H69V173H68ZM89 174H90V175H89ZM98 174H101V173H98ZM108 174H110V175H108ZM112 174H113V175L115 174L114 176L117 177V179H118V181H120V183H115V181L118 182L117 179H116V177L113 176V179H112V177H111V178L109 177V176H111ZM135 174H136V175H135ZM142 174H143V173H142ZM254 174H255V175L257 174L256 177H255ZM5 175H6V176H5ZM61 175H62V176H61ZM88 175H89V176H88ZM101 175H102V174H101ZM101 175H99V176H101ZM11 176H12L13 178H12ZM55 176H58V177H57L58 179H63V178L65 179V180L63 179L62 182H60V184L62 183L63 186H65V187H63L62 185L58 184L59 182L57 183V181H59V180H57V178L55 179L56 182L54 181V184L52 183L53 180H54V178H55ZM69 176H70L71 178H70ZM84 176L82 175V177H84ZM240 176H241V175H240ZM240 176H239V177H240ZM249 176H250V175H249ZM249 176H246L247 179H245V180L248 181V179H251V178H248ZM16 177H17V178H16ZM26 177H28V178H26ZM34 177H35V178H34ZM43 177H44L45 179H42ZM67 177H68L69 179H67ZM72 177H73L74 179H72ZM75 177H76L77 179H76ZM91 177H92V175H91ZM93 177H94V175H93ZM93 177H92V178H93ZM96 177H97V176H95V178H96ZM108 177H109L111 180H113V182L116 184L115 187H114L115 184L112 186V183H113V182L111 183V182H110L111 180H110V179L108 180ZM147 177H149V176H147ZM239 177H238V181H239V180L241 181V179H242L244 176H241V178H239ZM250 177H251V176H250ZM33 178H34V179H33ZM114 178H115V179H114ZM125 178H126V179H125ZM254 178H253V180H254L253 183H256V182L259 183V184H258V183L255 184V185L258 184L257 186H259V185L261 184V182L264 181V179H262L263 181H260L261 179H260V180H259V179H258V180H255ZM14 179H15V180H14ZM26 179H27L28 182L26 181ZM47 179H48V181H50V183H51L52 185H55V186H54V187H53V186H50V184L47 183ZM66 179H67L68 182L66 181ZM78 179H79V180H78ZM127 179H128V180H127ZM138 179H139V180H138ZM243 179H244V178H243ZM13 180H14V181H13ZM22 180H23V181H22ZM34 180H35L37 183H35ZM70 180H71L72 182H69ZM77 180H78V181H77ZM126 180H127V182H132V180H133V182H137V183H138V185L135 184V183H130L131 185L133 184L134 186H136V185L138 186V188L133 186V192H131L132 194L130 193V195H127V194H129L128 191L130 192V190H131L132 188L130 189V186H131L130 184H129L130 186H129V185H124V184L127 183ZM137 180H138V181H137ZM6 181L8 182V186L11 185L13 188H12V187L9 188L8 186H6V185H5V184H6V183H5ZM17 181H20V182H21L20 184H21L22 186H21L19 183H17ZM30 181H31V183H29ZM32 181L34 182L33 185H32ZM60 181H61V180H60ZM63 181H64V182H67V183H69V184L65 183V185H64V182H63ZM95 181H93V183H94ZM240 181H239V182H240ZM250 181H251V180H250ZM255 181H256V182H255ZM25 182H26V183H25ZM78 182H79V183H78ZM107 182H109V184H111V185H110V186H111L110 189H109V184H108ZM124 182H125V183H124ZM242 182H243V181H242ZM9 183H10V184H9ZM22 183H23V184H22ZM27 183H28V184H27ZM70 183H71V184H70ZM100 183H101V182H100ZM123 183H124V184H123ZM240 183H241V182H240ZM25 184H26L27 186H26ZM48 184H49V185H48ZM56 184H58V186H56ZM88 184H90L91 186L88 185ZM127 184H128V183H127ZM144 184H145V185H144ZM144 184H143L144 186H141V188H143L142 190H144V188H145V186H146V183H144ZM16 185H18V186H16ZM19 185H20L21 187H20ZM24 185H25L26 187H25ZM29 185H32V186L30 187ZM59 185H60L61 187H59ZM80 185H81V186H80ZM120 185H122V186H120ZM123 185L126 186V187H124ZM238 185H239V184H238ZM248 185H249V184H248ZM1 186H2V187L4 186L5 188L7 187V189H5V188L3 187L2 190H1ZM15 186H16V187H15ZM82 186H83V187H82ZM118 186H120L119 188H120L121 191L119 190V188H116V187H118ZM127 186H128L129 188H128ZM239 186H240L241 188H243L241 185H239ZM245 186H246V185H244V188H246ZM261 186H262V184H261ZM261 186H260V189H262ZM263 186H264V185H263ZM18 187L23 188V189H21V190H23V193L19 192V191H20V188H19V190H18ZM27 187H28V189H27ZM49 187L52 188V189H50ZM57 187H58V188H57ZM89 187H90V188H89ZM93 187H94V188H93ZM107 187H108V188H107ZM112 187H113V188H112ZM247 187H248V186H247ZM8 188H9L10 190L12 189V190H11V191H12L11 193H9V192L7 193V191H10V190H8ZM16 188H17V189H16ZM30 188H33V192L31 191L32 189H30ZM60 188H61V189H60ZM69 188H75V187H69ZM69 188H68V189H69ZM97 188H98V189H97ZM105 188H107L108 191L105 190ZM249 188H250V187H249ZM26 189H27V191L30 190V191H31V194L33 193L34 195H33V194H32L33 196H32V195H29L28 192H30V191L27 192ZM48 189L50 190V192H48V191H49ZM56 189L53 190L54 193L56 192ZM80 189L78 188L77 191H78V190L80 191ZM84 189H83V190H84ZM90 189H91L92 191H91ZM93 189L96 190L98 193H101V194H97L96 191H94ZM113 189H114V190H113ZM116 189H117V190H116ZM122 189H123V191L125 190L126 193L124 192V194H126V195H124V194L122 193ZM126 189H127V191H126ZM155 189H156V188H155ZM155 189H153V190H155ZM251 189H253V190H252L253 194L261 193V191L263 190V189H262V190L260 191V189H259V191H258V188L256 189L255 186H254V188L251 187ZM254 189H255V190H254ZM66 190H67V189H66ZM69 190H70V189H69ZM74 190H75V193L72 192L73 195H75V194L77 193V192H76V189H74ZM74 190L72 189V191H74ZM83 190H82V192H83ZM87 190H88V191H87ZM115 190H116V193L114 192ZM139 190H140V189H139ZM246 190L251 191V190L248 189V188H246ZM13 191H14V193H15V191H16L15 194H17L18 192L21 194V195H19V193H18V194L16 195V196H18V197H20V196L23 197V195H24V198L21 197V198L16 199V196H14V198H12V202H13V201H14V202L16 201L15 203H17V206H16V204H15L14 202H13L14 205H13L12 203L9 204V203H10V200L7 198V197H8L7 195H9V194H11V195H15V194L13 193ZM57 191H58V190H57ZM93 191H94L96 194H95ZM118 191H120V192H118ZM131 191H132V190H131ZM68 192H69V191H68ZM82 192H81V193H82ZM113 192H114V193H113ZM136 192H137V193H136ZM252 192H250V193L252 194ZM263 192H264V191H263ZM56 193H57V192H56ZM56 193H55V195H56ZM83 193H85V192H83ZM90 193H91V194H90ZM93 193H94V194H93ZM117 193H118V194H117ZM119 193H122L123 195H121V194H119ZM134 193H136V194H134ZM6 194H7V195H6ZM22 194H23V195H22ZM52 194H53V193H52ZM69 194H70V193H68V195H69ZM109 194H110V195H109ZM111 194H113L112 198H110V199H112V200H110V199L108 200V198L111 197ZM116 194H117V196H118L119 198H117V197L115 196L114 200L117 199V201L115 200V203H114V202H111V201H114V200H113V197H114V195H116ZM139 194H141V192H140ZM3 195H5V196H3ZM48 195H49V194H48ZM50 195H51V194H50ZM59 195H60L62 198L59 197ZM78 195H79V197H78ZM87 195H88V196H87ZM90 195H91V196H90ZM98 195H100L101 197H99ZM119 195H120V196H119ZM261 195H263V194L261 193ZM82 196H83V197H82ZM93 196H92V197H93ZM104 196H105V197H104ZM121 196H123V197H122L123 199H125V198H126V199H127V198H132V201H130L131 199H129V200L127 199V200H128L127 202L130 201V203L125 204V203H127V202L124 201V200L122 201V200H121ZM125 196H126V197H125ZM128 196H129V197H128ZM130 196H131V197H130ZM138 196H139V195H138ZM138 196H136V197H138ZM255 196H256V195H255ZM255 196H254V197H255ZM257 196H259V194H258ZM257 196H256V197H257ZM11 197H12V196H10V198H11ZM51 197H52V196H51ZM68 197H69V196H67L66 198H67V199H70V198H71V197H69V198H68ZM103 197H104L105 199H104ZM106 197H107V198H106ZM136 197H134V198H136ZM256 197H255V198H256ZM261 197H262V196H261ZM43 198L45 199V201L41 200V202H44V203L46 202V204H47V201H48V204L50 203L51 208H52V203H53V202H52V201L49 202V200H50V196L48 197V196L46 195V197L43 196ZM46 198H47V199H46ZM48 198H49V199H48ZM58 198H59V199H58ZM60 198H61V199H60ZM66 198L64 199V204H63L64 208H63V209H61V208H62V204L60 205L61 207H59V206H55V207H57V208L59 207L58 209H61L60 211L63 212V210L65 209V207H67V206L69 205L70 207H68L67 209H68L69 211H70V209H71V211L69 212V211H67V209H66V212L71 213V214L68 213V216H69V215H71V217H72V216H75V218H74V217H73V219L71 218V221H70V220H69L70 218L66 216L68 220H65V219H64V218H66L65 215L59 213V211H57V212L55 211V213H59L61 216H58L59 214H58V215L54 214V217H53V215L51 216V217H53L52 220L48 222L47 220H48V217L50 216V215H49V212H48L46 215H47V216L49 215V216H48L47 218H45V219H47V220H46V224L49 225V226L52 228V226L56 225L55 223H54V224L52 223V221L56 218V216H57L56 219L59 218L58 220L61 219L60 217H64L61 221H64V220H65V221H67V223L64 221L65 223L62 222V223L60 224V222H59L58 220L55 219V221H58L57 224H59V225H62L63 223L65 224V225L63 224V226H62V227L65 228V231H64V229H63V230L60 229L61 232L64 231V233H65L66 231L70 232L71 229H72V230H71L72 232H74L75 230L77 231L78 228L80 229V232H81V233H84V231L82 232L81 228H82L83 230H85V228H86V226H87L88 228H86V229L89 230V228L91 227L90 225H92L91 223H95V224H97L98 226L100 225L99 227H97V225H96L95 227L92 225V227H94V230L91 228L90 231H87V232H89V233H87L86 230H85V232H86L87 234H89V236L91 235L90 232L93 230L92 232H94V233H93L94 235L92 234L93 236H92V235L90 236V238L92 237V238L90 239L91 241H90V240L88 241V239H89L88 237H89V236H86V235L84 234V235L86 236V237H85V236L83 235V236L85 237L84 244H85L86 242L89 243L88 245H89L90 248L88 247V245H86L87 243L85 244V245L89 248V249H88V248L85 246L86 249H88V252H89L91 249H93V250H91V252H89V254H88L87 250L84 249V250H85V253L83 252L84 250H82L83 247H84V246H83L84 244H83V242H80V241H82V240H81V236H82L81 233H80V238L77 237L78 235H77V236L75 235V237H77V238H76L77 240H78V238H79V241H76V242H78L79 244L77 243L78 246H77V247L75 246L74 249H76V248H80L79 246L82 245V246H83V247L81 246V251H82V252L78 253L77 255H79V254H81V253L84 254V256H83L82 254H81V255H82V257L86 258L85 260H87V262H88L89 260H92V263L94 262V263L96 264V262H97V264H99V263L101 262L100 260L102 259V260H105V262H106V264H107V261L109 260V257H110V256H111L110 258H111V260H112V255H113L112 252H114V251L110 252L111 250H113V249H111V246L114 245V244H113V245H110V244H111L110 242L112 241V240H111V237H112L113 239H114V236L116 237V235H114V231L111 230V229H113V228H114V230H115L116 228H118V227H116L118 224L115 225V224H114L115 222L112 221V219H114V218H116V217L112 218V217L107 216V214H106V216H104L105 214L102 215V214H103V213H102V214L99 216V218H98L97 220H96V219H93L92 214H93V215H94V214L96 215L97 212H94V213L91 214V211H92V210H91L90 208L88 209V210H90V211H86L87 207H85V204L83 205V202H82V204H79V203H81V202L77 203V201H78L79 199H77L76 202H75L74 200H72L71 203L73 204V206L75 205L74 208H72L73 206H71V205L69 204V203H70L69 200H68L69 203L67 202ZM257 198H259V197H257ZM257 198H256V199H257ZM262 198H264V196H263ZM6 199H7V200H6ZM41 199H42V198H41ZM71 199H73V198H71ZM71 199H70V200H71ZM28 200H29V201H28ZM46 200H47V201H46ZM51 200H53V199H51ZM65 200H66V202H67V204H68V205H66V206H65ZM80 200H79V201H80ZM89 200H90V202H89ZM107 200L110 201L109 204H108V201H107ZM258 200H259V199H258ZM263 200H264V199H262V201H263ZM2 201L6 202V203H2ZM19 201H20V202H19ZM26 201H27L28 204L25 203ZM33 201L36 202L37 204L34 203ZM38 201H39V200H38ZM73 201L75 202V204H74ZM259 201H261V198H260ZM262 201H261V203H258L257 200H256L257 204H256V203L253 204V205H254L253 207L255 208L254 211L257 212V209H258V208H256V206H258L259 204H261L260 207L262 208V204H263ZM7 202H9V203H7ZM29 202H32V205H31ZM54 202H55V201H54ZM60 202H59L58 204H60ZM88 202H89L90 204H89ZM119 202H120V203H119ZM121 202H122L123 204H122ZM19 203H20V204H19ZM21 203H22V204H21ZM23 203H25V204H23ZM33 203H34V205H35L34 207H33ZM55 203H57V201H56ZM55 203H54L53 205H55ZM76 203H77L78 205H77ZM110 203L114 204L116 207H114V205H113L112 208H114V209H112V208H111V205H112V204H110ZM116 203H117V204H116ZM18 204H19L20 206H19ZM29 204H30V206H26V205H29ZM97 204H98V205H97ZM129 204H130V205H129ZM23 205L25 206V208H27V212H28V209H29V212H28V213H27V212H24V215H23L22 213H23V210H26V209H25V208L23 209V207H24ZM36 205H37V207H39L38 209L35 208ZM56 205H57V204H56ZM76 205H77V206H76ZM109 205H110V206H109ZM134 205H135V204H134ZM134 205H133V207H134ZM21 206H22V208H21ZM40 206L42 207V208H41V211H40ZM43 206H44V207H43ZM79 206H81V207H79ZM96 206H95V207H96ZM104 206H105V207H104ZM29 207H31V208L33 207V208H32L33 210H31V208H29ZM106 207H107L109 210L112 209L113 213H112L111 211H109L108 209H106ZM121 207L118 208L119 210L116 209V214L118 215V213H119V215H120V216L117 217L118 220H119V217H121V218L124 220L125 217H126V215L129 216V215L133 212L132 210H134V209L132 208V210H131L132 212H131V213H130V212L126 213V211H124ZM253 207L251 206V210L253 209ZM258 207H259V206H258ZM34 208H35V209H34ZM76 208H78V209L80 208V209L78 210V209H76ZM101 208H100V210H101ZM129 208H128V209H129ZM134 208H135V207H134ZM48 209H49L50 212H53V211H54V210L51 211L50 208H48ZM48 209H47V211H48ZM72 209H74V210L76 209L75 212H77V213L79 212V213H78L79 216L77 215V213H76L77 216L74 215L75 212H74V210H72ZM96 209H97V207H96ZM96 209H95V210H96ZM130 209H129V210H130ZM30 210H31V211H30ZM37 210H39L38 212H43V211H44L43 213H41L42 216L44 215V217H42L41 215L36 214V213H37ZM42 210H43V211H42ZM56 210H57V209H56ZM80 210H81V212H82V210H84L85 212H84V211H83V212L85 213V215L82 214V215H83V216H82V215L80 214ZM106 210H108V211H106ZM117 210H118V211H117ZM120 210H122L123 212H125V215L121 214L120 212H122V211H120ZM251 210H250V208H249V209H248V212H246V213H247V216H248V218H249V220H246V221L249 222L248 224H250V220L253 219V220H256V221H257V220H258L257 217H258L260 214H261L260 217L262 216V214H264V211H262V210H264V209L261 210L262 212H259L260 209H258V214H257L256 212H254L253 210H252V211H251ZM35 211H36V212H35ZM72 211L74 212V214L72 213ZM96 211H97V210H96ZM101 211H102V210H101ZM30 212H32V214L34 213V214H36V215H34V214L32 215ZM92 212H93V211H92ZM99 212H100V211H98L97 215H99ZM250 212H253L254 214H253V213H250ZM29 213H30L31 215H30ZM53 213H54V212H53ZM53 213H50V214H53ZM87 213H88V214H87ZM100 213H101V212H100ZM129 213H130V214H129ZM255 213H256L257 215H255ZM19 214H20V215H19ZM25 214H26V215L28 214V216H26ZM39 214H40V213H39ZM64 214H65V213H64ZM89 214H91V215H89ZM252 214H253L254 216H257V217H256L255 219H254V218L251 219L250 217H251ZM17 215H19V216H17ZM21 215H23V216H21ZM37 215H38V216H37ZM62 215H63V216H62ZM88 215H89V216H88ZM95 215H94V216H95ZM97 215H96V216H97ZM117 215H116V216H117ZM121 215H122V216H121ZM253 215H252V216H253ZM29 216H30V218H31L32 221L29 219ZM39 216H41V218H40ZM84 216H85V217H84ZM90 216H91V218L94 220V222H93V220H91ZM101 216H102V217H101ZM114 216H115V215H114ZM247 216H246V217H247ZM17 217H19V219H17ZM21 217H22L23 220L21 219ZM26 217H27V220H30V221H28V223H25V222H27V220L25 219ZM37 217H38V218H37ZM80 217H83L82 219H84V220L81 219L82 221H80V220H79ZM88 217H89V218H88ZM106 217H109V218H106ZM263 217H264V215H263ZM33 218H34V219H33ZM36 218H37L38 220H35ZM39 218H40V219H39ZM42 218H43V219H42ZM49 218H50V217H49ZM76 218H78L77 221H76ZM95 218H96V217H95ZM110 218H111V219H110ZM121 218H120V220L123 222V220H122ZM129 218H130V217H127V219L124 220V221H125L124 223L120 222V223H122L123 225L120 224L119 227L122 228V226H123L124 228H127V227H128V223H127L126 220L129 221ZM248 218H246V219H248ZM261 218H262V217H261ZM261 218H260V220L263 221L264 218H262L263 220H262ZM15 219H16V220H15ZM20 219H21V220H20ZM50 219H51V218H50ZM74 219H75V220H74ZM86 219H89V220H86ZM103 219H104V220H103ZM105 219H106V220H105ZM108 219H110L112 223H111L110 220H108ZM117 219H114V220H116V222H117ZM13 220H15V221H13ZM24 220H26V221L24 222ZM73 220H74V222H75V221L77 222V223L75 222V223H76L75 225H79V227H78V226H75V225L73 224V223H74ZM95 220H96V222H95ZM107 220H108V222H110V223L112 224L111 227L109 226V228H108V226H107V224H106V221H107ZM120 220H119V221H120ZM260 220H259V221H260ZM20 221H21L22 223H21ZM55 221H54V222H55ZM78 221H80L79 224H78ZM85 221H86V223H85ZM88 221H89V222H88ZM119 221H118V223H119ZM246 221H245V222H246ZM18 222H20V224H19L20 226L23 225V223H25L27 226H24L25 228H24L23 226L20 227V226L18 225ZM29 222H30V224H29ZM44 222H45V220H44ZM50 222H51V224H50ZM82 222H83V223H82ZM90 222H91V223H90ZM108 222H107V223H108ZM263 222H264V221H263ZM33 223H34V222H33ZM40 223H39V224H40ZM125 223H127V227H125V225H126ZM241 223H243V225H244V222H240L239 224H241ZM252 223H253V221H252ZM252 223H251V224H252ZM257 223H261V222H258V221H257ZM16 224H17V225H16ZM39 224H38V225H39ZM44 224H45V223H44ZM86 224H87V225H86ZM95 224H94V225H95ZM108 224H109V223H108ZM248 224H246L245 226H247ZM251 224L248 225V226H251V227H252L255 223L252 224V225H251ZM263 224H264V223H263ZM263 224H261V227H264V226H262ZM33 225L36 226L37 223H36V224L34 223ZM38 225H37V226H38ZM40 225H41V224H40ZM82 225H83V226H82ZM88 225H89L90 227H89ZM109 225H110V224H109ZM243 225H242V226H243ZM258 225L260 226V224H258ZM258 225H256V226H258ZM7 226H8V228L10 227L9 230H8ZM35 226H33V227H35ZM41 226H43V225H41ZM41 226H40V227H41ZM103 226H104V228H103ZM105 226H107V227H105ZM112 226H115V227H112ZM242 226H240V227H242ZM3 227H4V228H3ZM14 227H13V228H14ZM43 227H44V226H43ZM43 227H42V228H43ZM50 227H49V229H48V227L46 228V226H45V231H46V232H47V230L49 231V232H47V233H49L48 235H50V233L52 232V230H53V228H54V227H53L52 230H50ZM55 227H56V229H57L59 226L57 227V225H56ZM80 227H81V228H80ZM83 227H84V228H83ZM100 227H102L103 229H105V228L108 229V230H106V234H107V235L110 234V233H108V231L111 232V234L114 235V236H113V235L110 234V235H111L110 238H109V241H110V242L106 239V238H108V237H106V234H101V233H103V232L105 233V231H104V230L101 231L102 228H100ZM251 227H250V228H251ZM261 227H260V228H261ZM13 228H12V229H13ZM31 228H32V227H30V228H28V229L30 230ZM42 228H41V229H42ZM96 228H97V229H96ZM99 228H100V229H99ZM135 228H137V229H135V230H136V233H137V232H140V227H139V228H138V227H135ZM207 228H208V227H207ZM242 228H243V227H242ZM252 228L254 229V226H253ZM257 228H258L259 231H260V228H259V227H255V229L253 230L255 234H256V231H255V230H258ZM35 229L39 230L38 228H35ZM35 229L32 228V229H31L32 231H30V232L28 231L29 236H30V233H31V235H32V234H34V233L37 231V230H35ZM41 229H40V234H37V233L34 234L35 236L33 237V240L30 239L29 236H28V238L31 240L30 242H32V241L35 240V241L33 242V245H34L35 242H36V239H37L36 236H37V235L40 236V235H42L41 232H42V233L44 232L43 229H42V231H41ZM56 229L54 228L55 232H56ZM66 229H67V230H66ZM98 229H99V231H98ZM118 229H119V228H118ZM118 229H116V230H118ZM138 229H139V231H138ZM244 229H245V228H243V232H244ZM246 229H248V228L246 227ZM2 230H1V231H2ZM13 230L15 231V229H13ZM13 230L10 231V233H12L11 235H13ZM33 230H35L34 233H33ZM60 230L57 229V232L59 231V233H60ZM135 230L133 229V232H134V233H135ZM142 230H143V229H142ZM145 230H146V229H144L143 231L145 232ZM206 230H207V229H206ZM208 230H209V228H208ZM261 230H264V229H261ZM1 231H0V241H1L0 243H3V241H5L6 239H7L6 241H8V237H10V235H9V236H6L7 238L5 237V240H4V238H3V237H4V234H3V231H2V233H1ZM76 231H75V232H76ZM78 231H79V230H78ZM211 231H212V230H211ZM211 231H210V232H211ZM246 231H247V230H246ZM251 231H252V230L249 229V233H250ZM38 232H39V231H38ZM55 232H54V233H55ZM68 232H67V233H68ZM72 232H70V235L73 234ZM75 232H74V233H75ZM92 232H91V233H92ZM117 232H118V231H116L115 234H117ZM205 232H206L207 234H209V236L211 235V238L209 237V239H210L211 241L214 240V239L212 238V234H210L209 231H205ZM260 232H261V231H260ZM260 232H258V233H260ZM10 233H9V234H10ZM14 233H15V232H14ZM52 233H53V232H52ZM54 233H53V236L50 235L51 238H50V239L48 238V240H49V241H50V240L52 241V240L54 239L52 243L56 245V244H58V242H59L60 239L62 238L61 236H63L64 233L62 232V233H63L62 235H60L59 233H57V234H58V237H55L56 235H55ZM78 233H79V232H78ZM78 233H76V234H78ZM95 233H96L98 236H96ZM98 233L100 234V236H101V235H104V237H103V236L99 237V234H98ZM212 233H213V232H212ZM246 233H247V232H246ZM249 233H247V234H249ZM68 234H69V233H68ZM137 234H138V233H137ZM143 234H144V233H143ZM247 234H246V235H247ZM6 235H8V234H6ZM45 235H46V233H45ZM45 235H44V236H45ZM117 235H118V234H117ZM256 235H257V234H256ZM32 236H33V235H32ZM32 236H30V237H32ZM42 236H43V235H42ZM46 236H47V235H46ZM46 236H45V238H46ZM59 236H60V237H59ZM83 236H82V238H83ZM94 236H95V237H94ZM139 236H141V235H139ZM257 236H258V235H257ZM25 237H27V236H25ZM25 237H24V238H21V239H25ZM48 237H49V236H48ZM52 237H53V238H52ZM63 237H64V236H63ZM73 237H74V235H73ZM93 237H94V238H93ZM96 237H98L99 239H100V238H103L104 241L107 240L108 242H107V241H106V242H107L108 244H107L106 242H104L103 239H102V241H101V239H100V241L97 239V240L99 241V243H100V244H98V243H97L98 241L95 240ZM2 238H3V240H1ZM35 238H36V239H35ZM38 238H39V237H38ZM40 238H41V237H40ZM259 238H262V236L259 237ZM259 238H257L258 241H257L256 238H255L257 244H258V242L260 241L259 243H261V245L264 246V244H262V242H261L262 239H259ZM263 238H264V237H263ZM29 239H28V240H29ZM43 239H44V238H43ZM55 239H56V241H55ZM65 239H66V237H65ZM67 239H68V240H71V241L73 240V238L70 237V236H69ZM67 239L64 240V238H63L64 241L61 239V243H62V241H63V246H64V244H65V247L68 246V244L66 245V243H68V240H67ZM76 239H75V240H76ZM83 239H84V238H83ZM119 239H120V236H118V238H116L117 241H119ZM45 240L48 242L47 238H46ZM45 240H44V241H45ZM58 240H59V241H58ZM93 240H94V241H93ZM116 240L114 239V240L112 241V243H115ZM17 241H18V239H17ZM17 241H15V242H17ZM20 241H22V240H20ZM20 241H19V243H20ZM37 241H38V240H37ZM54 241H55V242H54ZM66 241H67V242H66ZM114 241H115V242H114ZM262 241H263V243H264V240H262ZM23 242H24V240H23ZM23 242H22V243H23ZM25 242H26V241H25ZM40 242H41V241L39 240L38 243H40ZM64 242H65V243H64ZM72 242H74V240H73ZM90 242H91L92 244H91ZM102 242H104L103 244H107V245H108L107 247H108L110 250L104 245V248H105V252H104V248H102V246H101V243H102ZM256 242L254 241V243H256ZM36 243H37V242H36ZM50 243H51V242H50ZM50 243H49V245H48V243H44V245L47 244V246H50ZM80 243H82V244L80 245ZM31 244H32V243H31ZM31 244H30V245H31ZM40 244L43 245V242L40 243ZM40 244H39V245H40ZM70 244H71V243H70V241H69V245H70ZM74 244H75V243H74ZM90 244H91L92 247L90 246ZM257 244H255L256 247L260 246V245H257ZM1 245H2V244H0V249H1L0 254L4 252V251H2V250H3V249H2V248H3V247H2L3 245H2V246H1ZM26 245H28V241H27V244H26ZM44 245H43V246H44ZM55 245H54V246H55ZM95 245H96V246H97V245H98V246H99V245L101 246V248L103 249V251H102L101 253H103V254H107V253L109 252V253L107 254V255H108V259H107V258H104V259H103V257L105 256V255L102 256L103 254L100 255V256H102V258L100 257V258H101L100 260L98 259V257H96V256H98V255L100 254V251L98 250L99 252H97V251L94 250V249H96V250L99 249L98 247L96 248ZM31 246H32V245H31ZM31 246H30V248H31ZM43 246H42V248H43ZM54 246H52V244H51V247H52L53 249L55 248ZM56 246H57V245H56ZM59 246H60V248H61V245H60V244H59L57 247H59ZM71 246H73V245H71ZM109 246H110V247H109ZM255 246H254V248H255ZM263 246H262V247H261V246L259 247V253H258V251H257V250H258V248H257L256 252H257L258 255L261 254V253H262V255L264 254V253H263L264 250H262V249H264ZM27 247H28V246H27ZM33 247H34V246H32V248H33ZM40 247H41V246H40ZM44 247H46V246H44ZM65 247H63L64 251H66L67 248H68L69 250H71V248H72V247H69V246H68V247H66V250H65ZM94 247H95V248H94ZM28 248H29V247H28ZM34 248H36V246H35ZM34 248H33V251H34ZM48 248H49V250H48L49 252H50L51 250L53 251L52 248H51V250H50V247H48ZM101 248H100V250H102ZM106 248H107L109 251H108ZM37 249H41V248H38V245H37ZM37 249H36V250H37ZM57 249L59 250V252H61L59 248H56V249H54V250H57ZM61 249H62V248H61ZM255 249H256V248H255ZM41 250H43V249H41ZM45 250L47 251V248H46ZM58 250H57V251H58ZM237 250H239V249H237ZM37 251L41 252L40 250H37ZM37 251H36V252H37ZM46 251L43 250V251H42V254H43V252L46 253ZM57 251H56V254H57ZM62 251H63V250H62ZM76 251H77V250H76ZM106 251H108V252H106ZM239 251H240V250H239ZM239 251H238V252H239ZM34 252H35V251H34ZM34 252H33V253H34ZM49 252H48L47 254H50ZM71 252H72V251H71ZM71 252H70V253H71ZM96 252L99 253V254H96ZM236 252H237V251H235V254H234V253L229 254V253H230V252H229V253H228V256L223 254V256H227V257H223V260H224V258H226V261H224V262H226V264H229V263L236 264V262H237V264H238V260H239V263H240V264H242V263L245 264V262H242V261L245 259V256H244L242 250L240 251V253L242 252V254H243L244 257H243L240 253H239L240 255H239V254L237 255ZM31 253H32V252L29 253V256H34V255H35V253H34V255H30ZM45 253H44V255H42V256H45ZM54 253H55V251H54ZM66 253H67V252H66ZM74 253H75V252H74ZM76 253H77V252H76ZM90 253H91V255H90ZM93 253H94V254H93ZM110 253H112V255H111ZM37 254H38V253H37ZM47 254H46V257H49ZM56 254H55V255H56ZM62 254H63V252H61V255H62ZM68 254H69V253H67L66 255L69 256ZM86 254H88L87 256L90 255V256H89L90 258L88 257V259H87V257H85ZM92 254H93V256H92ZM233 254H234V255H233ZM2 255H3V254H1L0 256L2 257ZM39 255H41V253H39L38 256H39ZM52 255H53V254L51 253L50 256L52 257ZM55 255H54V256H55ZM66 255L61 256V257H67ZM72 255H73V254H72ZM74 255H75V258H76L77 255H76V254H74ZM74 255H73L72 257H74ZM81 255H80V256H81ZM107 255H106V256H107ZM35 256H36V255H35ZM54 256H53V257H54ZM56 256H58V258H59V254L56 255ZM56 256L54 257L55 259H54V258L51 259V257H49V259H51L52 263H54V264H56L57 262H58V264H61L62 262H59V261H62V259H64V258H62V259L60 258L61 260L58 259V261L55 263V260L57 259ZM259 256H261V255H259ZM259 256H256V257L259 258V259L261 260V262H263L264 259H262V258L259 257ZM1 257H0V259L2 260L3 257H2V258H1ZM39 257H40V256H39ZM77 257H78V256H77ZM82 257H79V259L81 260V263H80V264H82V259H81ZM95 257H96L97 259H96ZM228 257H229V259H230L231 261L228 259ZM230 257H231V258L233 257L234 261H233V259H231ZM237 257H238V258H237ZM239 257L241 258V260L239 259ZM242 257H243V258H242ZM256 257H255V258H256ZM263 257H264V255H263ZM30 258H31V257H30ZM35 258H36V257H35ZM41 258H42V257H41ZM75 258H71V257H70V260H73V259H75ZM92 258H95V259H92ZM31 259H32V258H31ZM33 259H34V257H33ZM43 259H44V258H43ZM65 259H66V261H67L69 258H65ZM77 259H78V258H77ZM79 259H78V260H79ZM106 259H107V261H106ZM227 259H228V260H227ZM242 259H243V260H242ZM246 259L249 260V258H247V257H246ZM35 260H36V259H35ZM40 260H41V259H40ZM44 260H45V259H44ZM46 260H47L48 263L50 262L47 258H46ZM236 260H237V261H236ZM66 261H65V262H66ZM83 261H84V260H83ZM98 261H100V262H98ZM240 261H241V262H240ZM244 261H246V260H244ZM256 261L258 262L259 260L256 259ZM63 262H64V260H63ZM73 262H74V261H73ZM77 262H78V261H77ZM77 262H74V264L77 263ZM84 262H85V261H84ZM84 262H83V263H84ZM108 262H110V260H109ZM227 262H228V263H227ZM234 262H235V263H234ZM257 262H256L255 264H257ZM42 263L45 264L46 261H44V262H42ZM48 263H46V264H48ZM52 263L50 262L49 264H52ZM68 263H69V261L67 262V264H68ZM90 263H91V262H88V264H90ZM253 263H254V262L251 260V261H250V264H253ZM258 263H259V262H258ZM85 264H87V263H85ZM246 264H248L247 261H246ZM259 264H260V263H259ZM261 264H263V263H261Z\"/></svg>", "mask_w": 264, "mask_h": 264}]
</instances>
